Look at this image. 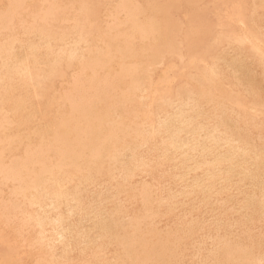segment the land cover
<instances>
[{
    "label": "rangeland",
    "instance_id": "1",
    "mask_svg": "<svg viewBox=\"0 0 264 264\" xmlns=\"http://www.w3.org/2000/svg\"><path fill=\"white\" fill-rule=\"evenodd\" d=\"M11 1H13L11 3ZM18 1V2H17ZM56 1V2H55ZM86 1V2H85ZM0 0V264H262L264 262V0ZM119 1L121 3H119ZM124 1V2H123ZM130 1V2H129ZM137 1V2H136ZM139 1V2H138ZM142 1V2H141ZM146 1V2H145ZM170 1V2H169ZM206 1V2H205ZM211 1V3H210ZM225 1V3H224ZM234 1V2H233ZM241 1V2H240ZM30 2V3H29ZM53 2V3H52ZM88 2V4H87ZM91 2V6L89 5ZM95 2V3H94ZM102 2V4H101ZM108 2V3H107ZM110 2V3H109ZM126 2V3H125ZM141 2V3H140ZM145 2V3H144ZM175 2L176 4H173ZM179 2V3H178ZM205 2V3H203ZM214 2V4H213ZM217 2V3H216ZM224 6H223V4ZM239 4H237V3ZM258 2V3H257ZM8 3H10L8 5ZM42 3V4H41ZM76 3V4H75ZM81 3V5H79ZM94 3V4H93ZM117 3V4H116ZM135 5H134V4ZM162 3V5H160ZM234 3V4H233ZM245 7H244V5ZM14 4V6H13ZM46 4V5H44ZM75 6L73 7L72 5ZM78 4V5H77ZM93 4V5H92ZM111 4V6L108 5ZM113 4V5H112ZM140 4V6H139ZM145 4V5H144ZM167 4V5H166ZM200 4V5H199ZM202 4V5H201ZM217 4V5H215ZM228 4V5H227ZM240 6L241 8L239 9ZM242 4V5H241ZM247 4V5H246ZM16 5V6H15ZM19 5V6H18ZM27 5V6H26ZM29 5V6H28ZM38 5V6H37ZM41 5V6H39ZM48 5V6H47ZM85 5V6H84ZM87 5V6H86ZM103 5H105L103 7ZM110 7L107 8L106 7ZM119 5V6H118ZM126 5V6H124ZM153 5V6H152ZM158 5V6H157ZM196 5V6H194ZM230 5L232 7H230ZM257 5V6H256ZM37 6V9H36ZM46 6V7H45ZM99 6V8H98ZM101 6V7H100ZM118 6V7H117ZM130 6V7H129ZM133 10H132V8ZM190 6L196 7L193 9ZM201 8H200V7ZM207 6L210 9L204 7ZM223 8H222V7ZM27 7V8H26ZM31 7V9L29 8ZM34 7V9L32 8ZM83 9H82V8ZM91 7V8H90ZM122 7V8H120ZM140 7V9H139ZM204 7V8H203ZM221 7V8H220ZM229 7V8H228ZM243 7V9H242ZM6 8V9H4ZM25 8V9H24ZM46 10H44V9ZM63 8V9H62ZM79 8V9H78ZM93 8V9H92ZM107 8V9H105ZM131 8V9H130ZM137 8V9H136ZM235 8V10H234ZM257 8V9H256ZM43 9V10H42ZM52 14H49L51 13ZM53 9V10H52ZM57 9V10H56ZM73 9V11H72ZM104 9V10H103ZM112 9V10H111ZM118 9V10H116ZM146 9V10H145ZM214 9V10H213ZM230 9V10H229ZM239 9V10H238ZM251 9V10H250ZM262 9V10H259ZM14 12H13V11ZM31 10V11H30ZM34 10V11H33ZM40 10V11H39ZM59 10V11H58ZM65 10V11H64ZM76 10V11H75ZM91 10V11H90ZM114 10V11H113ZM136 10V11H135ZM153 10V11H152ZM180 10V11H179ZM202 11L201 13L196 12ZM217 10V11H216ZM229 10V11H228ZM11 11V12H10ZM17 11V12H16ZM36 11V12H35ZM38 11V12H37ZM50 11V12H49ZM55 11V13H54ZM62 11V12H61ZM63 11L65 14H63ZM119 11V13H118ZM126 11V12H125ZM193 11V12H192ZM208 11V13H206ZM211 13H210V12ZM213 11V12H212ZM214 11H216L214 13ZM253 11V12H252ZM258 11V12H257ZM262 11V12H261ZM16 12V13H15ZM20 12V13H19ZM59 12V13H58ZM92 12V14L90 13ZM106 12V13H105ZM115 12V14L113 13ZM122 12V13H121ZM125 12V13H124ZM192 12V13H191ZM225 12V13H223ZM238 12V14H237ZM242 12V14H241ZM28 13V14H27ZM36 13V14H35ZM39 13V14H38ZM41 13V14H40ZM45 13V15H44ZM70 13V14H68ZM75 13V14H74ZM80 14V17L78 14ZM90 13V14H89ZM97 13V14H96ZM103 13V14H102ZM121 13V14H120ZM124 13V14H123ZM185 13V14H184ZM196 13V15L194 14ZM210 13V14H209ZM222 13V14H221ZM254 15H253V14ZM5 14V15H4ZM14 16H13V15ZM16 14V16H15ZM31 14V15H29ZM33 14V15H32ZM55 14V16H54ZM62 14V15H61ZM82 14V15H81ZM110 16H109V15ZM114 14V16H113ZM131 14V15H130ZM182 14V15H181ZM250 14V15H249ZM21 15V16H20ZM41 15V16H40ZM43 15V16H42ZM51 15V16H50ZM74 17H72V16ZM77 15V16H75ZM92 15V16H91ZM117 15V16H115ZM119 15V16H118ZM213 15V18H212ZM237 15L239 17H237ZM242 17H241V16ZM246 15V17H244ZM252 15V16H251ZM259 17H258V16ZM2 16V17H1ZM7 16V17H6ZM46 16V18H45ZM58 16V17H57ZM63 16V17H60ZM67 16V17H66ZM91 18H90V17ZM120 16H122L120 19ZM124 16V17H123ZM133 16V17H132ZM181 16V18H180ZM192 16H195L192 18ZM199 17V19L197 18ZM236 16V17H235ZM249 16V18H248ZM258 18H257V17ZM7 19H5V18ZM9 17V18H8ZM15 17V18H14ZM17 17V18H16ZM27 17V19L25 18ZM41 17V18H40ZM60 17V18H59ZM66 17V18H65ZM78 17V19L76 18ZM82 17V18H81ZM86 17V18H84ZM89 17V18H87ZM111 17V18H109ZM150 17V19H149ZM224 17V18H223ZM228 17H231L227 19ZM241 17V18H240ZM256 17V19H255ZM263 17V18H262ZM48 18V19H47ZM80 18V19H79ZM84 18V19H83ZM101 18V19H100ZM104 20H103V19ZM119 18V19H118ZM133 18V19H131ZM135 18V20H134ZM148 18V20H146ZM190 18V20L188 19ZM196 19L193 21V19ZM206 20H205V19ZM215 18V19H214ZM226 18V19H225ZM238 18V19H236ZM243 18H247L243 20ZM18 19V20H17ZM21 19V20H19ZM37 19V21H36ZM46 19V20H45ZM52 19V21H51ZM60 19V20H59ZM67 19V20H66ZM88 19V20H87ZM95 19V20H94ZM133 21L129 22L130 20ZM142 19V20H141ZM174 19V20H172ZM183 19V20H180ZM198 19V20H197ZM210 19V20H209ZM233 19V20H232ZM255 19V20H254ZM7 20V22H6ZM12 20V21H11ZM15 20V24H14ZM19 22H17V21ZM30 20V21H28ZM40 20V21H38ZM45 20V21H44ZM101 20V21H100ZM115 20L117 22H115ZM127 20V21H126ZM138 26H137V23ZM166 20V21H165ZM178 20V21H177ZM215 20V21H214ZM224 20V21H223ZM238 20V21H237ZM250 23H249V21ZM261 20V21H260ZM9 21V22H8ZM51 21V22H50ZM61 21V22H59ZM64 21V22H63ZM82 21V22H79ZM99 22V25L97 24ZM106 21V22H105ZM112 21V22H111ZM124 21V23H122ZM147 21V22H146ZM176 23H175V22ZM187 21V22H186ZM204 21V22H203ZM257 21V22H255ZM11 22V24H10ZM17 22V23H16ZM24 22V23H23ZM38 22V23H37ZM59 22V23H58ZM114 22V23H113ZM121 22L120 24H118ZM129 24H128V23ZM143 22V23H142ZM163 22V24H161ZM166 22V23H165ZM178 22V23H177ZM180 22V24H179ZM184 22H186L184 24ZM192 22L193 24H191ZM208 22V24H207ZM219 22V23H217ZM231 22V23H230ZM255 22V23H254ZM7 23V24H6ZM50 23V24H49ZM62 25H61V24ZM63 23L65 26H63ZM73 23V25H72ZM84 23V24H82ZM183 23V24H182ZM190 23V24H187ZM258 23V24H257ZM3 24V25H2ZM9 24V25H8ZM29 24V25H28ZM40 24V26L38 25ZM82 24V25H81ZM97 24V25H95ZM101 24V25H100ZM117 24V25H115ZM148 24V25H147ZM166 24V25H165ZM179 24V25H178ZM199 29L196 30L197 25ZM219 24L218 26H214ZM233 24V25H232ZM236 24V26H235ZM239 24V25H238ZM262 24V25H261ZM11 25V26H10ZM14 25V26H13ZM27 25V26H26ZM42 25L46 29H42ZM61 27H60V26ZM68 27H67V26ZM76 25V26H75ZM86 28L85 29V27ZM128 25V26H127ZM147 26V28H145ZM163 25V27H162ZM183 28H182V26ZM186 25V26H185ZM213 25V26H211ZM229 27H228V26ZM251 25V26H250ZM254 25V26H252ZM17 30H16V27ZM43 30L42 35L38 29ZM46 26V27H45ZM55 26V28H54ZM92 26V27H91ZM94 26V27H93ZM99 26V27H98ZM101 26L102 29H101ZM106 26V27H104ZM111 26V27H110ZM127 28H126V27ZM130 26H134L133 29ZM189 26V27H188ZM195 29H193L192 27ZM211 26V27H210ZM231 26V27H230ZM242 26V27H241ZM250 26V27H249ZM258 26V28H257ZM2 27V28H1ZM22 27V28H21ZM34 27V28H33ZM59 27V29H58ZM70 27V30H68ZM79 27V28H75ZM91 27V28H90ZM116 27V28H115ZM124 27V28H122ZM137 29H136V28ZM143 30H142V28ZM214 27H217L214 29ZM219 27V28H218ZM223 27V28H222ZM255 27V28H253ZM20 28V29H19ZM24 28V29H23ZM27 30L25 31V29ZM30 28V29H29ZM31 32L30 30H32ZM53 28V29H51ZM72 28V30H71ZM110 28V29H109ZM149 28V29H148ZM172 28V29H171ZM176 28V29H175ZM188 28V31L187 29ZM212 28V29H211ZM221 28V29H220ZM238 28V29H237ZM242 28V29H241ZM260 28V29H259ZM15 29V30H14ZM22 31H24L22 33ZM47 29H51L48 31ZM78 29H85L79 32ZM92 29L91 31H89ZM96 29V30H95ZM125 31H124V30ZM147 29V32L145 31ZM150 29L152 31H150ZM183 29V30H182ZM186 29V30H185ZM190 29V30H189ZM232 29V30H231ZM248 29V30H247ZM250 29V30H249ZM255 29V30H254ZM257 29V30H256ZM6 32H5V31ZM8 30V31H7ZM61 30H63L61 32ZM100 30L104 31L103 33ZM130 30V31H129ZM185 30V31H184ZM192 30V32H191ZM196 30L197 35H194ZM202 30V31H201ZM208 30V32H207ZM210 30V31H209ZM238 30V32H236ZM240 30V31H239ZM4 31V32H3ZM12 31V32H11ZM16 31V32H15ZM66 31V32H64ZM88 31V32H86ZM123 35H122V32ZM129 31V32H128ZM135 31V32H134ZM138 33H137V32ZM158 31V32H156ZM165 31V33H164ZM182 31V32H181ZM184 31V32H183ZM187 31L186 34H183ZM222 31V32H221ZM251 31V32H250ZM255 31V33H254ZM256 31L258 33H256ZM8 32V34H7ZM19 34H18V33ZM31 32V34H30ZM53 32V33H52ZM94 32V33H93ZM109 32V33H108ZM131 32V34H130ZM142 32V33H141ZM149 32V33H148ZM173 32V33H172ZM178 32V33H177ZM208 34H207V33ZM241 32V33H240ZM247 32V33H246ZM253 32V33H252ZM260 32V33H259ZM6 33V34H5ZM14 33V34H13ZM17 33V34H16ZM33 33V34H32ZM35 33V34H34ZM38 33V34H36ZM49 33V34H47ZM62 33H64L62 35ZM81 35H79V34ZM89 33V34H87ZM93 34V35H90ZM114 33V34H113ZM127 33V34H126ZM140 33V34H139ZM191 36H190V34ZM194 33V34H193ZM222 33V34H221ZM234 33H236L234 35ZM249 33V34H248ZM252 33V34H251ZM16 34V35H15ZM21 34L23 36H21ZM45 34V35H44ZM104 36H103V35ZM107 34V35H105ZM109 34V35H108ZM138 35V38L136 36ZM162 34V35H160ZM165 34V35H164ZM169 34L171 36H169ZM174 34V35H173ZM183 34V35H182ZM201 34V35H200ZM211 34V38L210 35ZM219 37H217L218 35ZM256 34V35H254ZM6 35V36H5ZM11 35V36H10ZM14 35V37H13ZM26 35V36H25ZM44 35V36H43ZM51 35V36H50ZM54 35V38H53ZM67 35V36H66ZM102 35V36H101ZM119 35V36H118ZM142 35V36H141ZM148 35V36H147ZM160 35V36H159ZM177 37H176V36ZM181 35V36H179ZM209 35V36H207ZM224 35V36H223ZM230 35V36H229ZM241 35V36H240ZM248 35V36H247ZM258 37L261 39L259 41ZM20 36V37H19ZM35 36V37H34ZM79 36V37H77ZM115 38H114V37ZM124 36V37H123ZM136 36V37H135ZM141 38H140V37ZM151 36V37H150ZM163 36V38H162ZM183 36H187L184 40ZM232 36V37H231ZM261 36V37H260ZM263 36V37H262ZM38 37V39H37ZM41 37V38H40ZM90 37V39L88 38ZM146 37V39H145ZM174 37V39H173ZM180 37V38H179ZM231 37V38H229ZM5 38V39H4ZM8 38V39H7ZM14 38V39H13ZM16 38V40H15ZM18 38V39H17ZM33 38V39H32ZM36 38V39H35ZM49 38V39H47ZM53 38V39H52ZM59 38V39H58ZM103 38V39H102ZM107 38V39H106ZM127 38V39H126ZM151 38V39H150ZM209 38V39H208ZM215 38V41L214 39ZM3 39V40H2ZM7 39V41H6ZM12 39V40H11ZM21 41H20V40ZM23 39V40H22ZM28 39V40H27ZM32 39V40H31ZM58 39V40H57ZM82 39V40H81ZM144 39V40H143ZM172 39V40H171ZM193 39V40H192ZM208 39V40H207ZM211 39V40H210ZM213 39V40H212ZM222 39V41H221ZM248 41H247V40ZM251 41H250V40ZM40 40V42H39ZM57 40V41H56ZM99 40V41H98ZM124 40V42H123ZM128 40V41H127ZM152 40V41H150ZM161 40V41H160ZM180 40V41H179ZM192 40V42L188 41ZM225 42H224V41ZM238 40H241L238 42ZM20 41V43H19ZM27 41V42H26ZM127 41V42H126ZM135 41V42H134ZM174 41V42H173ZM182 41V42H181ZM208 41V42H207ZM243 41H246L245 44ZM6 42V43H5ZM16 42V43H15ZM33 42V43H32ZM76 42V45L74 44ZM87 42V43H86ZM115 42V43H114ZM120 42V44H119ZM137 42V43H136ZM143 42V43H142ZM161 42V43H160ZM194 42V43H193ZM200 42V43H199ZM221 42L223 44H221ZM236 42V43H235ZM4 43V44H3ZM20 46H19V44ZM41 43V44H40ZM56 43V44H55ZM84 43V44H83ZM104 43V48L102 44ZM123 43V44H122ZM136 43V44H135ZM156 43V44H155ZM188 45L190 49L188 52ZM189 43V44H188ZM208 45H205L207 44ZM220 45H219V44ZM258 43V44H257ZM6 44V45H5ZM29 44V45H27ZM31 44V45H30ZM65 44V45H64ZM74 46H72V45ZM89 44V45H88ZM106 44V45H105ZM119 44V45H118ZM142 44V47H141ZM168 44V45H166ZM187 44V45H186ZM191 44V45H190ZM195 44V45H194ZM216 44V45H215ZM239 44V45H238ZM250 44V45H249ZM252 44V47H251ZM254 44V45H253ZM6 46V48L4 47ZM9 45L11 47H9ZM84 45V46H83ZM140 45V47L138 46ZM146 45V46H145ZM171 45V46H169ZM193 45V46H192ZM212 45V46H211ZM232 45V46H231ZM30 46V47H29ZM32 46V47H31ZM55 46V47H54ZM67 46V47H65ZM86 46V47H85ZM124 48H123V47ZM145 46V47H144ZM156 48H155V47ZM165 46V47H163ZM166 46H168V49ZM203 46V47H202ZM232 48H231V47ZM4 47V48H3ZM29 47V48H28ZM36 47V48H35ZM54 47V48H53ZM63 47V48H61ZM65 47V48H64ZM110 47V48H108ZM147 47V48H146ZM155 49H154V48ZM159 47V48H158ZM163 47V48H161ZM172 47V48H171ZM192 47V49H191ZM200 47V48H199ZM208 47V48H207ZM237 47V48H236ZM259 47V48H258ZM13 48V49H12ZM60 48V50H59ZM75 48V49H74ZM112 48V49H111ZM158 48V49H157ZM181 48V49H180ZM203 48H206L203 49ZM228 48V49H227ZM231 48V49H230ZM235 48V49H233ZM257 48V49H255ZM261 48V50H260ZM9 49V51H8ZM15 49V50H14ZM30 51H29V50ZM33 49V50H32ZM38 49V50H37ZM71 49V50H69ZM74 49V51H73ZM117 49V50H116ZM125 49V50H124ZM135 49V50H134ZM137 49V50H136ZM144 49V50H143ZM150 49V50H147ZM154 49V51H153ZM184 49V50H183ZM208 49V51H207ZM220 49V50H219ZM50 50V51H49ZM69 50V51H68ZM78 50V51H77ZM112 50V52H111ZM134 50V51H133ZM163 50V52H162ZM218 50V52H217ZM224 50V51H223ZM239 50V51H238ZM257 50V51H256ZM2 51L3 54H2ZM11 51V52H10ZM60 51V52H59ZM72 51V52H71ZM123 51V52H121ZM141 51V52H140ZM165 51V52H164ZM187 53H186V52ZM212 51V52H211ZM230 51V52H229ZM233 51V52H232ZM263 51V52H262ZM12 55H10L9 53ZM19 52V53H18ZM62 52V53H61ZM75 52V53H73ZM77 52V53H76ZM80 54H79V53ZM109 52V53H108ZM149 54H148V53ZM203 52L202 55H200ZM205 52V53H204ZM209 52V54H208ZM211 52V53H210ZM260 52V53H259ZM59 53L60 56L58 55ZM73 53V54H70ZM112 53V54H111ZM139 53V54H138ZM183 53V54H182ZM197 53V54H195ZM223 53V54H222ZM263 53V54H261ZM10 56H9V55ZM58 56H57V55ZM69 54V55H68ZM78 54V55H77ZM101 54V55H100ZM107 54V55H106ZM127 54V55H126ZM148 54V55H147ZM160 54V56H158ZM213 56H211V55ZM222 54V55H221ZM235 56H234V55ZM4 55V56H5ZM48 55V56H47ZM67 55V56H66ZM73 55V56H72ZM82 55V56H81ZM114 55V56H112ZM125 55V56H124ZM193 55V56H192ZM209 55V57H208ZM226 55V56H225ZM35 56V58H34ZM57 56V57H56ZM71 56V57H70ZM75 56V61L73 60ZM79 56V57H78ZM81 56V57H80ZM107 56L109 58H107ZM118 56V57H117ZM137 56V57H136ZM186 56V57H184ZM198 56V58L196 57ZM200 56V58H199ZM206 56V57H205ZM221 56V57H220ZM225 56V57H224ZM237 56V57H236ZM34 59H33V58ZM46 57V58H45ZM67 57L71 59H67ZM77 57V58H76ZM101 57V58H100ZM121 57V58H120ZM129 57V58H128ZM131 57V58H130ZM176 57V58H175ZM189 57V59H188ZM208 59L205 61V59ZM230 57V58H229ZM233 57V59L231 58ZM241 57V58H240ZM104 58V60H103ZM139 58V59H138ZM142 58V60H141ZM175 58V60H174ZM224 60H223V59ZM243 58V59H242ZM6 59V60H5ZM29 59V60H28ZM37 59V60H35ZM85 59V60H84ZM127 59V60H126ZM179 60L177 62V60ZM186 59L187 64H186ZM198 59H200L198 61ZM204 59V60H203ZM226 59V61H225ZM231 59V61H230ZM235 59V60H234ZM14 60V62H13ZM34 60V61H33ZM63 60V63H62ZM65 60V61H64ZM68 60V61H66ZM77 60V61H76ZM103 60V61H101ZM140 60V61H138ZM174 60V61H173ZM185 60V62H184ZM3 61V62H2ZM8 61V62H6ZM12 61V62H11ZM20 63H16V62ZM23 61V62H22ZM44 61V62H43ZM78 61L80 63H78ZM86 61V62H85ZM92 61V62H91ZM138 61V62H137ZM196 61V62H195ZM211 61V62H210ZM220 61V63H219ZM228 61V63H227ZM10 62V63H9ZM52 62V63H51ZM68 62V63H65ZM73 62V63H72ZM76 62V63H74ZM127 62V63H126ZM183 62V63H182ZM196 64H194V63ZM224 62V63H223ZM233 62V63H232ZM241 62V63H240ZM252 62V63H251ZM26 65H22L25 64ZM34 63V64H33ZM43 63V64H42ZM143 63V64H142ZM171 63V64H170ZM176 63V64H175ZM185 63V64H184ZM215 63V64H214ZM16 64V65H15ZM21 66H18V65ZM32 66H31V65ZM37 66H36V65ZM39 64V65H38ZM46 64V65H45ZM86 64V65H85ZM106 64V65H105ZM170 65L167 67L166 65ZM218 64V65H216ZM221 64V65H220ZM231 64V65H230ZM240 64V66L238 65ZM14 65L15 70H14ZM34 65V66H33ZM43 65V66H42ZM64 65L65 68H62ZM113 65V66H112ZM188 65V66H186ZM203 67H199V66ZM223 65V66H222ZM225 65V66H224ZM228 65V66H227ZM11 66V67H10ZM24 66V67H22ZM36 66V67H35ZM45 66V67H44ZM117 68H116V67ZM174 66V67H173ZM192 66V68H191ZM210 66V67H209ZM213 66V67H212ZM234 66V67H232ZM245 66V67H244ZM33 67V68H32ZM43 67V68H41ZM68 67V68H67ZM82 67V68H81ZM84 67V68H83ZM119 67V68H118ZM136 67V68H135ZM138 67V68H137ZM182 67V68H181ZM184 67V68H183ZM191 69H190V68ZM196 67V68H195ZM215 67V68H214ZM231 67V68H229ZM242 67V68H241ZM19 68V69H18ZM24 68V70H23ZM89 68V69H88ZM91 68V69H90ZM93 68V69H92ZM96 68V69H95ZM211 68V69H210ZM5 69V70H4ZM35 69V70H34ZM38 69V70H37ZM76 69V70H75ZM118 69V71L116 70ZM140 69V70H139ZM152 71H151V70ZM162 69V70H161ZM186 69V71L184 70ZM226 69V70H225ZM234 69H236L234 71ZM7 70V71H6ZM14 70V71H13ZM22 70V72H21ZM48 70V71H47ZM65 70H68L67 72ZM73 70V72H72ZM100 70V71H99ZM103 70V71H102ZM177 72H176V71ZM183 70V71H182ZM206 70V71H205ZM225 70V71H224ZM242 70V71H241ZM248 70V71H246ZM8 72V73H5ZM27 71V72H26ZM37 71V72H36ZM60 71L65 76L60 73ZM78 71V73H77ZM102 71V72H101ZM113 71V72H112ZM173 71V72H172ZM192 71V72H191ZM196 71V73H195ZM233 73H232V72ZM250 71V72H249ZM22 73V74H19ZM70 72V73H69ZM90 72V73H89ZM100 72V74H99ZM138 72V73H137ZM194 72V73H193ZM199 72V73H198ZM208 72V73H206ZM218 72V73H217ZM222 74H221V73ZM240 72V73H239ZM247 72V73H246ZM254 72V73H253ZM5 73V74H4ZM12 73V74H10ZM19 75H18V74ZM34 73V74H33ZM55 73V75L53 74ZM58 73V75H57ZM59 73L61 76H59ZM80 73V74H79ZM113 73V74H112ZM203 73V74H202ZM212 73V75H211ZM232 73V74H231ZM252 73V74H251ZM8 74V76H7ZM15 74V75H14ZM17 74V76H16ZM25 74V75H24ZM32 76H31V75ZM73 74V75H72ZM79 74V75H78ZM81 74H83L81 76ZM92 74V75H91ZM116 74V75H115ZM122 74V75H121ZM125 74H127L125 76ZM135 74V76H134ZM156 74V75H155ZM171 74V75H170ZM179 74V75H178ZM215 76H214V75ZM36 75V76H35ZM41 75V76H40ZM91 75V76H90ZM97 75V76H95ZM205 75V77H203ZM235 75V76H233ZM16 76V78H15ZM23 76V77H22ZM31 76V77H30ZM59 76V77H58ZM63 76V77H62ZM74 76V77H73ZM107 76V77H106ZM125 76V77H123ZM129 76V77H128ZM134 76V77H133ZM146 76V77H145ZM192 76V77H191ZM199 76V77H197ZM207 76V77H206ZM210 76V77H209ZM216 79L214 81V78ZM219 76V77H218ZM227 76V77H226ZM20 77V78H19ZM22 77V78H21ZM40 77V78H39ZM58 77V78H57ZM92 77V78H91ZM97 77V78H96ZM103 77V78H102ZM180 77V78H179ZM209 77V78H208ZM217 77V78H216ZM233 77V78H232ZM238 80H237V78ZM241 77V78H240ZM9 78V79H8ZM18 78V79H17ZM63 78V79H62ZM69 78V79H68ZM76 78V79H75ZM80 78V79H79ZM89 80H88V79ZM105 78V79H104ZM108 78V79H107ZM112 78V81L110 80ZM113 78L116 79L113 80ZM119 78V79H118ZM126 78V79H125ZM143 78V79H142ZM148 80H145L147 79ZM165 78V79H164ZM173 78V83L172 82ZM205 78V80H204ZM9 81H8V80ZM12 79V80H10ZM17 79V80H16ZM26 79V80H25ZM61 79V80H60ZM78 79V80H77ZM84 79V80H83ZM97 79V80H96ZM103 79V80H102ZM107 79V80H106ZM150 79V80H149ZM170 79V82H169ZM195 79V80H194ZM227 79L229 81H227ZM7 80V81H5ZM15 82H14V81ZM41 80V81H39ZM45 82H44V81ZM66 80V81H65ZM81 80V81H80ZM94 81V84L92 81ZM105 80V82H104ZM120 80V81H119ZM121 84V82H123ZM129 80V81H128ZM161 80V81H160ZM200 80V81H199ZM203 80L208 85L203 83ZM226 80V81H225ZM240 80V81H239ZM12 81V82H11ZM18 81V82H17ZM27 81V82H26ZM30 81V82H29ZM75 84H74V82ZM90 81V83H89ZM96 81V82H95ZM109 81V82H108ZM143 81V82H142ZM181 81H183L181 83ZM219 81V83H218ZM239 81V82H238ZM4 82V83H3ZM12 84H11V83ZM36 82V83H35ZM43 82V83H42ZM47 82V83H46ZM49 82V83H48ZM72 84H71V83ZM84 82V83H82ZM112 82V83H110ZM116 82V83H115ZM130 82V83H129ZM142 82V83H141ZM147 82L150 83L147 85ZM215 82V83H214ZM226 82V83H225ZM8 83V84H7ZM19 83V84H18ZM35 83V84H34ZM115 83V84H114ZM160 83V85H158ZM181 83V84H179ZM202 83V85H201ZM236 83V85H235ZM242 83V84H240ZM20 86V88L18 86ZM39 84V85H38ZM88 84V85H87ZM98 84V85H97ZM103 84V85H102ZM108 84V85H107ZM111 84V85H110ZM118 84V85H117ZM121 84V85H120ZM142 84V85H140ZM178 84V85H177ZM204 84V85H203ZM214 84V85H213ZM216 84V85H215ZM218 84V85H217ZM6 87H5V86ZM15 85V86H14ZM79 85V86H78ZM107 85V86H106ZM114 87H113V86ZM129 85V87H128ZM155 85V86H154ZM157 85V86H156ZM169 85V86H168ZM210 85V86H209ZM223 87H222V86ZM238 85H243L238 86ZM245 85V86H244ZM248 85V86H246ZM10 86V87H9ZM58 86V87H57ZM60 86V87H59ZM102 89H101V87ZM105 86V87H104ZM123 89H121V87ZM127 86V87H126ZM146 86V88H145ZM153 86V87H152ZM196 86V87H195ZM216 86V87H215ZM228 86V87H227ZM235 86V87H234ZM251 86V87H250ZM3 87V88H2ZM10 91L8 90L9 88ZM24 87V88H23ZM65 87V88H64ZM143 87V88H142ZM150 87V88H149ZM155 87V88H154ZM174 87V88H173ZM182 87V88H181ZM190 87V88H189ZM199 87V88H198ZM214 87V88H212ZM220 87V88H219ZM227 87V88H226ZM255 87V88H254ZM257 87V88H256ZM7 88V89H6ZM15 88V89H13ZM28 88V89H27ZM32 88V89H31ZM46 88V89H45ZM51 88V89H50ZM70 88V89H69ZM97 88H100L98 90ZM116 88V89H115ZM131 88H133L131 90ZM142 88V91H141ZM147 90H145V89ZM149 88V89H147ZM188 88V89H187ZM192 88V89H191ZM6 89V91H5ZM41 91H40V90ZM48 89V90H47ZM79 89V90H78ZM81 89V90H80ZM104 89V90H103ZM111 89V90H110ZM139 89V91H138ZM166 89V90H165ZM187 89V90H186ZM191 91H190V90ZM211 89V91H210ZM232 89V90H231ZM8 90V91H7ZM20 92H19V91ZM38 90V91H36ZM61 90V91H60ZM73 90V91H72ZM110 90V91H109ZM135 90V91H134ZM146 92H143V91ZM195 93H194V91ZM235 90V91H234ZM246 90V91H245ZM25 91V92H22ZM34 91V93H33ZM42 91L44 93H42ZM56 91V92H53ZM59 91V92H58ZM72 91V92H71ZM76 91V93H75ZM81 91V92H80ZM85 91V92H84ZM89 91V92H88ZM91 91V92H90ZM94 91V92H93ZM99 91V92H98ZM106 91V92H105ZM142 92L143 96L140 93ZM149 91V92H148ZM170 91V92H169ZM188 93H187V92ZM197 91V93H196ZM245 91V92H243ZM3 92V93H2ZM27 92L29 94H27ZM93 92V93H92ZM103 92L101 95L100 93ZM105 92V93H104ZM110 92V93H109ZM115 92V95H114ZM120 92V93H119ZM126 92V93H125ZM148 92V94H147ZM215 92V93H214ZM218 92H223L218 93ZM251 92V93H250ZM7 93V95L5 94ZM26 93V94H25ZM40 93V94H39ZM62 93V96H61ZM68 93V94H67ZM79 93V94H78ZM82 93V94H81ZM97 93V95H96ZM113 93V96H112ZM152 93V94H150ZM187 96H184L185 94ZM192 97H190L191 95ZM227 93H231L230 95ZM260 93V94H259ZM14 94V95H13ZM20 94V96H19ZM70 94V95H69ZM95 94V95H93ZM109 94L110 96L108 97ZM182 96H181V95ZM208 94V95H207ZM216 94V95H215ZM227 94V96H226ZM3 96V100L1 99ZM12 95V96H11ZM17 95L19 96L18 98ZM24 95H27L26 98ZM29 95V96H28ZM35 95V96H34ZM47 95V96H46ZM57 95V96H56ZM79 95V96H77ZM82 95V96H81ZM85 95V96H84ZM117 95V96H116ZM158 95V98L157 96ZM161 95V96H160ZM174 95V96H173ZM180 95V97L178 96ZM202 95V96H201ZM224 95V96H223ZM248 95V96H247ZM50 96V97H48ZM89 96V97H88ZM98 96V97H97ZM137 96V97H136ZM140 96V97H139ZM154 96V97H152ZM164 96V98H163ZM173 96V97H172ZM194 96V98H193ZM205 96V97H204ZM208 96V98H207ZM232 96V97H231ZM238 96V97H237ZM242 96V97H241ZM250 96V97H249ZM255 96V98H254ZM5 97V98H4ZM11 97V98H10ZM15 97L17 100L15 101ZM24 97V98H23ZM56 97V98H55ZM58 97V98H57ZM101 97V98H100ZM106 97L107 100L104 98ZM108 97V98H107ZM133 97V98H132ZM145 97V98H144ZM147 97V98H146ZM166 97H168L166 99ZM202 97V98H201ZM213 97V99H212ZM244 97V98H243ZM23 98V99H22ZM49 98V100L47 99ZM76 98V99H75ZM92 98V99H91ZM95 98V99H94ZM98 98V99H97ZM103 98V99H102ZM120 98V99H119ZM125 98V99H124ZM127 98V99H126ZM132 98V99H131ZM140 98V99H139ZM144 98V99H143ZM149 98V99H148ZM158 99L155 101V99ZM172 98V99H171ZM186 98V99H185ZM189 98V103H188ZM193 98V99H192ZM199 98V99H198ZM205 98V99H203ZM217 98V99H216ZM230 98L232 100H230ZM243 98V100H242ZM253 98V99H252ZM27 99V100H26ZM47 99V100H46ZM53 100V102L51 100ZM73 99V100H71ZM137 99V100H135ZM145 99L147 102H145ZM148 99V100H147ZM165 99L166 101H163ZM170 99V100H169ZM176 99V100H174ZM209 99V100H207ZM216 99V100H214ZM246 99V102L245 100ZM18 100L22 101L18 103ZM29 102H26L28 101ZM58 101L55 103V101ZM62 100V101H61ZM79 103H78V101ZM83 102H81V101ZM85 100V102H84ZM95 100V101H94ZM99 100V101H98ZM105 100V101H103ZM110 100V101H109ZM117 102H116V101ZM151 100V101H150ZM193 100V103L192 101ZM205 100V101H204ZM219 102H218V101ZM221 100V101H220ZM250 100L252 102H250ZM261 100V101H260ZM37 101V102H36ZM61 101V103L59 102ZM94 101V103H93ZM98 101V103H96ZM109 101V102H108ZM124 101V103H123ZM127 101V102H126ZM141 101V102H140ZM172 101V102H171ZM177 101V102H176ZM180 101V102H179ZM187 101V102H186ZM204 101V102H203ZM230 101V103H229ZM234 101V102H232ZM13 102V103H12ZM49 102H51L49 104ZM76 102V103H75ZM92 102V103H91ZM120 102V103H118ZM129 102V103H128ZM133 102V103H132ZM138 102V103H135ZM155 102V103H154ZM160 102V103H159ZM164 102V104L162 103ZM209 102V103H208ZM215 102V103H214ZM221 102V103H220ZM226 102V103H225ZM260 102V103H259ZM263 102V103H261ZM17 103V104H16ZM27 105L30 104V105ZM60 103V104H59ZM82 103V104H81ZM90 103V104H89ZM107 103V104H106ZM112 103V104H111ZM123 103V105H122ZM141 103V105H139ZM145 103L147 106H145ZM148 103V104H147ZM153 103V105H152ZM157 103V104H156ZM175 103V104H174ZM183 103V104H182ZM188 103V104H186ZM196 103V105H195ZM233 103V104H232ZM235 103V105H234ZM6 104V105H5ZM9 104V105H8ZM18 104L21 105L18 107ZM45 104V105H44ZM47 104V105H46ZM84 104V107H83ZM92 104V105H91ZM97 104V105H96ZM109 104V106H108ZM115 104V105H114ZM117 104V105H116ZM120 107H119V105ZM130 104V105H128ZM135 104V105H134ZM151 106H150V105ZM154 104H156L154 106ZM162 104V106H161ZM207 104V105H205ZM213 106H212V105ZM215 104V105H214ZM259 104V105H258ZM16 105V106H14ZM53 105V106H52ZM82 105V106H81ZM105 105V107L103 106ZM160 105V106H159ZM176 105V106H174ZM185 107H184V106ZM187 105V106H186ZM190 105V106H189ZM196 107H195V106ZM203 105V106H202ZM234 105V107H233ZM257 105V106H256ZM26 106V107H23ZM50 106V107H49ZM56 106V107H55ZM64 106V107H63ZM92 106V107H91ZM103 109H101V107ZM118 106V107H117ZM123 106V107H122ZM132 109H130L131 107ZM135 106V107H134ZM169 106V107H168ZM173 106V108H172ZM208 106V107H207ZM223 106V107H222ZM236 106V107H235ZM238 106V108H237ZM31 109H30V108ZM34 110H33V108ZM46 107V108H45ZM55 107V108H54ZM60 107L64 112L59 113ZM68 109H67V108ZM116 107V108H115ZM130 107V108H129ZM136 107L138 109H136ZM139 107H142L139 108ZM145 107H147L145 109ZM150 107V108H149ZM157 107V108H155ZM178 107V108H177ZM184 107V108H183ZM193 109H192V108ZM195 107V108H194ZM206 107V108H205ZM218 107V108H217ZM230 107V108H228ZM251 107V108H250ZM253 107V109H252ZM3 108V109H2ZM17 108V109H16ZM23 108V110H21ZM58 108V109H57ZM85 108V109H84ZM121 110H120V109ZM127 108V109H126ZM130 110H129V109ZM149 108V109H148ZM176 108V109H175ZM186 108V109H185ZM198 108V109H197ZM202 108V109H201ZM225 108V110H224ZM234 108V110H232ZM242 108V109H241ZM39 109V110H38ZM52 109V110H51ZM55 109H57L55 111ZM66 109V110H65ZM98 109V110H97ZM102 112H100L101 110ZM117 109V110H116ZM136 109V110H135ZM141 109V110H140ZM152 112H151V110ZM191 109V110H190ZM199 111H197V110ZM12 110V111H11ZM26 110H29L26 112ZM34 112H33V111ZM36 110V111H35ZM44 110V112H43ZM82 111V112H79ZM118 111L115 112V111ZM124 110V111H123ZM129 110V111H128ZM138 110V111H137ZM140 110V111H139ZM147 112H146V111ZM174 112H173V111ZM221 110V112L219 111ZM232 113H231V111ZM244 111L241 112V111ZM260 110V111H259ZM8 112V113H5ZM24 111V112H23ZM65 111H68L67 113ZM95 111V112H93ZM98 111V113H97ZM107 111V112H106ZM131 111V113H130ZM155 111V112H154ZM162 111V112H161ZM181 111L186 129L168 126ZM186 111V112H185ZM192 113L195 112V113ZM230 111V112H229ZM3 116H1L2 114ZM4 112V113H3ZM13 112V113H12ZM56 112V113H55ZM58 112V113H57ZM70 112V113H69ZM109 112V119L117 126L135 136L130 148L118 145V162L109 161V151L104 148L105 164L97 166L85 163L92 145L95 146L91 130L97 119ZM112 112V113H111ZM151 112V113H150ZM160 112V113H159ZM164 112V113H163ZM177 112V113H175ZM185 112V113H184ZM198 112V113H197ZM206 112V115H205ZM210 112V113H209ZM220 112V114H219ZM251 112V113H250ZM11 113V114H9ZM28 113H30L28 115ZM105 113V114H104ZM133 113V117H132ZM155 113V114H154ZM162 113V114H161ZM169 113V114H168ZM237 113V115H236ZM9 114V115H8ZM49 114V115H48ZM51 114V115H50ZM53 114V116H52ZM122 116L124 119L119 116ZM131 114V115H130ZM143 114V116H142ZM147 114V115H146ZM151 118L149 117V115ZM153 114V116H152ZM158 114V115H157ZM212 114H214L212 116ZM234 114V115H232ZM261 116H260V115ZM13 115V116H12ZM47 115V117H46ZM63 115V116H62ZM75 115V116H74ZM79 115L81 117H79ZM115 115V116H112ZM141 115V116H139ZM157 115V116H156ZM160 115V116H159ZM174 115V116H172ZM225 115V116H224ZM230 115V116H229ZM249 115V116H248ZM251 115V116H250ZM254 115L256 117H254ZM8 116V117H7ZM12 116V117H11ZM30 118V120L27 118ZM33 118H32V117ZM55 116V117H54ZM65 116V117H64ZM84 116V117H83ZM127 117V119L125 118ZM147 116V117H146ZM217 118H216V117ZM237 116V117H236ZM242 116V117H241ZM248 116V117H247ZM259 116V117H258ZM3 117V118H2ZM25 117V121L24 118ZM36 117V118H35ZM46 117V118H45ZM118 117V118H117ZM153 117V118H152ZM172 117V118H171ZM203 117V118H202ZM229 117V118H228ZM252 117V118H251ZM2 118V119H1ZM7 118V119H6ZM33 120H32V119ZM82 120H80V119ZM115 118H117L115 120ZM146 118V119H145ZM150 118V119H149ZM163 118V119H162ZM216 118V119H215ZM220 118V119H219ZM222 118V119H221ZM225 118V119H223ZM76 119V120H75ZM126 119V120H125ZM132 119V120H131ZM139 119V121L137 120ZM142 119V120H140ZM168 119V120H167ZM218 119V120H217ZM235 119L237 121H235ZM249 119V120H248ZM253 119V120H252ZM2 120V121H1ZM29 120V121H28ZM63 120V121H62ZM86 120V122H85ZM151 120V121H150ZM193 120V121H192ZM220 120V121H219ZM222 120V122H221ZM231 120V121H230ZM251 120V121H250ZM12 121V122H11ZM20 121V123H19ZM71 121V122H70ZM78 121V122H77ZM143 121V122H142ZM146 121V122H145ZM149 121V123H148ZM158 123H157V122ZM163 121V122H162ZM167 121V122H166ZM249 121L251 123H249ZM4 122V123H3ZM9 122V123H8ZM11 122V123H10ZM14 122V123H13ZM31 122V123H30ZM48 122V123H47ZM54 122V123H53ZM58 122V123H57ZM74 122V123H73ZM139 122V123H138ZM160 122V123H159ZM246 122V123H245ZM261 122V124H260ZM18 123V124H17ZM23 123L25 125H23ZM60 123V124H59ZM85 123V124H84ZM148 123V124H147ZM152 123V124H151ZM154 123V124H153ZM165 125H164V124ZM225 123V124H224ZM228 123V124H227ZM21 124V125H19ZM48 124L50 127H48ZM71 124V125H70ZM75 124V125H74ZM87 124L88 127H87ZM94 124V125H93ZM128 126H127V125ZM161 124V127H159ZM224 124V127H223ZM227 124V126H226ZM9 125V127H7ZM14 125V126H13ZM19 125V126H18ZM33 125V126H31ZM44 127H43V126ZM136 125V126H135ZM149 125V127H148ZM155 125V126H154ZM201 125V126H200ZM219 125V127H218ZM234 125V126H233ZM253 127H252V126ZM19 127V129L17 128ZM23 126V128H21ZM36 126V127H35ZM47 126V127H46ZM81 126V127H80ZM93 128H92V127ZM133 126V127H132ZM178 126V125H177ZM189 126V127H188ZM200 126V127H199ZM215 126V127H214ZM221 126V127H220ZM6 127V128H5ZM16 127V128H13ZM32 129H31V128ZM35 127V128H34ZM39 127V128H38ZM52 127L54 129H52ZM58 127V128H57ZM63 127L69 129V147L72 159L63 160L59 154ZM71 127V128H70ZM73 127V128H72ZM85 127V128H84ZM139 127V129L137 128ZM153 127V128H151ZM158 127V129H156ZM165 127V128H164ZM172 127V129H171ZM196 127V128H195ZM198 127V128H197ZM204 127V128H203ZM206 127V128H205ZM212 127L214 129H212ZM218 127V129L216 128ZM231 127V129H230ZM235 127V128H234ZM262 127V129H260ZM11 128V129H10ZM43 128V129H42ZM83 128V129H82ZM136 128V129H135ZM162 128V130H161ZM175 128V129H174ZM200 128V129H199ZM220 128V129H219ZM224 128V129H223ZM226 128V129H225ZM229 128V129H228ZM13 129V131L10 130ZM29 129V130H28ZM39 129V130H38ZM45 129V132H43ZM47 129V130H46ZM51 129L52 131H50ZM153 129V131H151ZM168 129V130H167ZM193 129V130H192ZM210 129V130H209ZM217 131H216V130ZM235 129V131H234ZM239 129V131H238ZM242 130V132L240 131ZM260 129V130H259ZM4 130V131H3ZM10 132H9V131ZM16 130V131H15ZM20 130V131H19ZM24 130V132L22 131ZM43 130V131H41ZM107 130V131H106ZM103 140L109 141L108 129ZM147 132H146V131ZM158 130V131H157ZM167 130V131H166ZM178 131V134L176 133ZM209 130V131H208ZM226 130V131H223ZM35 131V132H34ZM40 131V132H39ZM50 131V132H49ZM131 131V132H129ZM157 131V132H155ZM166 131V132H164ZM176 131V132H175ZM197 131V132H196ZM202 131V132H201ZM213 131V132H212ZM215 131V132H214ZM223 131V132H222ZM248 131V132H247ZM20 132V133H19ZM33 132V133H32ZM39 134H38V133ZM44 134H43V133ZM49 132V135H48ZM56 132V133H55ZM82 132V133H81ZM107 132V133H105ZM146 132V133H145ZM155 132V133H154ZM162 132V133H161ZM170 132V134H169ZM183 132V134H182ZM189 132V133H188ZM196 132V133H195ZM210 132V133H209ZM212 132V133H211ZM221 132V133H220ZM236 132V134L234 133ZM239 132V133H238ZM258 132V133H257ZM12 133V134H11ZM17 133V134H16ZM24 133V134H23ZM27 133V134H25ZM42 133V134H40ZM152 133V134H150ZM154 133V134H153ZM174 135H172V134ZM185 133V134H184ZM191 133H194L191 135ZM202 133V134H201ZM234 135H233V134ZM249 133V134H248ZM8 134V136L6 135ZM19 134V135H18ZM36 136L31 137V135ZM52 134V135H51ZM55 136H54V135ZM145 134H148L147 136ZM152 136H150V135ZM177 134V135H176ZM210 134V135H209ZM232 134V136H231ZM247 134V135H246ZM25 135V136H23ZM39 135V136H38ZM51 135V136H50ZM145 135V137H144ZM209 135V136H207ZM243 135V137H241ZM54 136V137H53ZM143 136V139H142ZM149 136V137H148ZM160 136L162 137L161 139ZM199 136V137H198ZM212 138L224 139L213 145ZM253 136V137H252ZM18 137V138H17ZM23 137H27L29 141ZM80 137V138H79ZM88 137V138H87ZM173 137V138H172ZM238 137V139L235 138ZM31 138V139H30ZM44 138H47L44 140ZM83 138V139H82ZM145 138V140H144ZM149 138V139H147ZM153 138V139H152ZM192 138V139H191ZM233 138V139H232ZM247 138V139H246ZM261 138V139H260ZM7 139V140H6ZM53 141H51V140ZM79 139V140H78ZM163 139V140H162ZM168 139V140H167ZM192 141H191V140ZM198 139V141H197ZM200 139V140H199ZM252 139V140H251ZM5 140V141H3ZM16 142H15V141ZM38 140L42 141L39 142ZM50 140V141H48ZM138 140V141H137ZM153 140V142H152ZM162 142H161V141ZM165 140V141H164ZM171 141V143L169 142ZM176 140V142H175ZM228 140V141H227ZM233 140V141H232ZM237 140V141H235ZM251 140V141H250ZM8 141V143H7ZM12 141V143H11ZM18 141V142H17ZM36 141V142H35ZM38 141V142H37ZM44 141V142H43ZM141 141V142H140ZM168 141V142H167ZM231 141V143H230ZM243 141V143H242ZM256 141V143H255ZM258 141V142H257ZM15 142V143H14ZM52 147H45L47 144ZM49 142H53L50 144ZM135 142L139 144H135ZM143 142V144H141ZM146 142V143H145ZM160 142V143H159ZM167 142V144H166ZM188 142V143H187ZM193 142V143H192ZM202 142V143H201ZM208 142V143H207ZM252 142V144H251ZM21 143V144H20ZM26 143V144H25ZM28 143L30 145H28ZM34 146H32L33 144ZM44 143V144H43ZM109 143V142H107ZM121 143V142H120ZM145 143V144H144ZM158 143V145H157ZM163 143V144H162ZM181 144L182 150L171 147ZM205 143V144H204ZM233 143V145H232ZM25 144V145H24ZM41 144V145H40ZM46 144V145H45ZM77 144V145H76ZM224 144L227 146H224ZM235 144V145H234ZM6 145V146H5ZM21 145V146H20ZM37 145V146H35ZM58 147H57V146ZM146 147H144V146ZM162 145V146H161ZM166 145V147H165ZM170 145V146H169ZM189 145V146H188ZM207 146L206 148L203 146ZM220 145V146H219ZM230 147L236 153L225 160ZM238 145V147H237ZM4 146V147H2ZM77 146V147H76ZM104 146V145H103ZM141 146V149H140ZM185 146V147H184ZM224 146V147H223ZM34 147V149H33ZM38 147V150H37ZM138 147V148H137ZM155 147V148H154ZM157 147H161L160 149ZM165 147V148H164ZM171 147V148H168ZM201 147V148H200ZM223 147V148H222ZM5 148L8 150H5ZM21 148L23 150H21ZM47 148V149H46ZM122 148V149H121ZM134 148V149H133ZM157 148V149H156ZM187 148V149H186ZM211 148V149H210ZM236 148V149H235ZM254 148V149H252ZM15 149V150H14ZM43 149V151H42ZM194 149V150H193ZM202 149V150H201ZM208 149V150H206ZM210 149V150H209ZM222 149V150H221ZM239 149V150H238ZM5 150V153L4 151ZM12 152H10V151ZM46 150V151H45ZM52 150V151H51ZM58 153H56V151ZM74 152H73V151ZM82 150V151H81ZM127 150V152H126ZM129 150V152H128ZM135 152H133V151ZM159 150V151H158ZM167 150V151H166ZM172 152H171V151ZM201 150V152H199ZM220 150V151H219ZM225 150V152H224ZM9 152V155L6 154ZM22 151V152H21ZM30 151V152H28ZM37 151V152H36ZM49 151V152H48ZM170 151V152H169ZM188 151V152H187ZM191 151V152H190ZM206 151V152H204ZM237 151V152H236ZM54 152V153H53ZM71 152V153H70ZM106 152V153H105ZM162 152V153H161ZM164 152L166 156L164 157ZM176 152V153H175ZM181 152V153H180ZM22 153V154H21ZM36 153V154H35ZM38 153V154H37ZM45 153V154H44ZM80 153V154H79ZM87 153V154H86ZM132 153V154H131ZM214 153V154H213ZM224 153V154H223ZM5 154V156H4ZM28 154V155H27ZM51 154V155H50ZM55 154H59L58 156ZM85 154V156H84ZM120 154V155H119ZM145 154V155H144ZM182 154V155H180ZM200 154V155H199ZM207 154V155H206ZM223 154V155H222ZM239 154V155H238ZM257 154V155H256ZM24 158H23V156ZM38 157H37V156ZM61 155V156H60ZM69 155V156H70ZM75 155H77L76 159ZM210 155H212L210 157ZM218 155V156H217ZM241 155V156H240ZM261 155V156H260ZM30 156V157H29ZM51 156V157H49ZM124 156V157H123ZM138 156V157H137ZM157 156V157H156ZM250 156V157H249ZM253 156V157H252ZM255 156L256 157L255 159ZM82 157V158H81ZM87 157V158H85ZM131 157V158H129ZM146 157V158H145ZM159 157V159H158ZM170 157V158H169ZM173 157V158H172ZM201 157V158H200ZM218 157V158H216ZM26 158V159H25ZM40 158V159H38ZM148 158V159H147ZM167 158V159H166ZM188 158V159H187ZM194 158V159H193ZM213 158V159H212ZM263 158V159H262ZM31 159V160H29ZM45 159V161H44ZM81 159V160H80ZM84 159V160H83ZM108 161H107V160ZM145 159V161H143ZM166 159V160H165ZM171 159V160H170ZM185 159L186 162L181 163ZM214 159L222 161L210 172ZM253 159V161H252ZM262 159V160H260ZM3 160V161H2ZM17 160V161H16ZM23 160V161H22ZM49 160V161H48ZM77 160H79L77 162ZM136 160V162H135ZM138 160V161H137ZM151 160V161H150ZM204 160V161H203ZM5 161H8L6 163ZM30 161V162H29ZM37 161V162H36ZM40 161V162H39ZM55 163H52L54 162ZM83 161V162H81ZM104 161V160H103ZM108 163H107V162ZM125 161V162H124ZM129 161L131 162L129 167ZM133 161V162H132ZM154 161V162H153ZM5 162V163H4ZM34 162V163H33ZM48 162V164L46 163ZM50 162V164H49ZM60 162V163H59ZM81 162V163H80ZM110 162V163H109ZM128 162V163H127ZM135 162V163H134ZM140 162V163H139ZM147 162V163H146ZM152 162V163H151ZM208 162V163H207ZM210 162V163H209ZM232 162V163H231ZM235 162V163H234ZM245 162V163H244ZM263 162V163H262ZM20 163V164H19ZM23 163V164H22ZM39 163V164H38ZM69 163V164H68ZM106 163L108 165H106ZM124 163V164H122ZM150 163V164H149ZM171 163V164H170ZM197 163V164H196ZM226 165H225V164ZM228 163V164H227ZM243 163V164H242ZM8 164V165H7ZM83 166H81V165ZM119 164V167L117 166ZM126 164V165H125ZM135 164V165H134ZM146 166H143V165ZM193 164H195L193 166ZM210 164V165H209ZM255 164V165H254ZM4 165V166H2ZM23 167H22V166ZM66 165V166H65ZM88 165V166H86ZM111 165V167H109ZM116 165V169L115 168ZM124 167H123V166ZM134 165V166H133ZM140 165L142 166L140 168ZM203 165V166H202ZM208 165V166H207ZM31 166V169L29 168ZM37 166V167H36ZM45 166V167H44ZM51 166V168H48ZM55 166V167H54ZM69 166V167H68ZM101 166V167H100ZM108 166V167H107ZM222 166V167H221ZM243 166V168H242ZM15 167L17 169H15ZM35 167V168H34ZM43 167V168H42ZM54 167V168H53ZM86 169H85V168ZM90 167V168H89ZM128 167V169H127ZM133 167V170H132ZM136 167L140 168L137 169ZM174 167V168H173ZM177 169H176V168ZM225 167V169H224ZM237 167V168H236ZM245 167V168H244ZM4 168V169H3ZM20 168V170H19ZM37 168V170H36ZM39 168V169H38ZM58 168V170H57ZM62 168V169H61ZM67 168V169H66ZM89 171L87 172V169ZM93 168V169H92ZM98 169L96 171V169ZM107 168V169H106ZM110 170H109V169ZM113 168V169H111ZM125 168V170H124ZM131 168V169H130ZM186 168H190L187 169ZM30 169V171H28ZM33 169V170H32ZM35 169V170H34ZM49 169V170H48ZM95 169V170H94ZM123 169V170H122ZM176 169V170H175ZM181 169V170H180ZM219 169V170H218ZM223 169V170H222ZM242 169V170H241ZM245 169V170H244ZM255 169V170H254ZM27 170V171H26ZM81 170V171H80ZM86 170V171H85ZM105 170V171H104ZM109 170V171H108ZM115 172H112V171ZM129 173H128V171ZM132 170V172H131ZM137 170V171H136ZM185 170V171H184ZM206 170V171H205ZM229 170V171H228ZM3 171V172H2ZM10 171V172H8ZM22 171V172H21ZM44 171L40 183L35 176ZM51 171V173H50ZM56 171V172H54ZM107 171V172H106ZM117 171V172H116ZM127 171V172H126ZM220 171V172H219ZM225 171V172H224ZM245 171V172H244ZM253 171V172H252ZM259 171V172H258ZM19 172V173H18ZM61 172V173H60ZM65 172V175L64 173ZM86 172V173H85ZM90 172V173H89ZM100 172V173H98ZM113 174H112V173ZM121 172V173H120ZM218 172V173H217ZM230 172V173H229ZM248 174H247V173ZM262 172V173H260ZM16 173V175H15ZM19 176H17L18 174ZM34 175H33V174ZM47 173V174H46ZM57 174L60 177H55ZM73 175H72V174ZM89 175H88V174ZM96 173V174H95ZM110 173V174H109ZM117 173H120L117 176ZM126 173V174H125ZM132 173V174H131ZM183 173V174H182ZM213 173V174H212ZM215 173V174H214ZM217 173V174H216ZM232 173V174H231ZM5 174V175H4ZM28 174V175H27ZM63 174V176H62ZM67 174V175H66ZM75 174V176H74ZM78 176H77V175ZM94 174V175H93ZM100 174V175H98ZM109 174V176H107ZM128 174V175H127ZM143 174V175H142ZM178 174V176H176ZM181 174V175H180ZM189 174V175H187ZM206 174V175H205ZM244 176H243V175ZM247 174V175H246ZM251 174V175H250ZM254 174V175H253ZM23 175V176H22ZM31 175V176H30ZM86 175V176H85ZM88 175V176H87ZM96 175V176H95ZM105 175V176H104ZM127 175V176H126ZM131 175V176H130ZM139 175V176H138ZM185 175V176H184ZM214 175V176H213ZM262 175V176H261ZM7 176V177H6ZM13 176V177H12ZM80 176V177H79ZM137 176V177H136ZM146 176V177H145ZM182 176V177H181ZM184 176V178H183ZM197 176V178H196ZM222 176V177H221ZM5 177V178H4ZM26 177V178H25ZM66 177V178H65ZM84 177V178H83ZM103 179H102V178ZM139 177V178H138ZM162 177V178H161ZM188 177V178H187ZM213 177V178H212ZM217 177V179H216ZM225 177V178H224ZM231 177V178H230ZM235 179H234V178ZM240 177V179H239ZM249 177V178H248ZM253 177V178H252ZM257 177V178H256ZM4 178V179H3ZM60 178H62L60 180ZM72 180H71V179ZM115 178V179H114ZM131 178V179H130ZM194 178V179H193ZM196 178V179H195ZM215 178V180H214ZM224 178V179H222ZM228 178V179H227ZM27 179V180H26ZM56 179V180H55ZM68 179V180H67ZM82 179V180H81ZM89 179V181H88ZM96 179V180H95ZM130 179V180H129ZM219 179V180H218ZM242 179V180H241ZM249 179V180H248ZM255 179V180H254ZM10 180V181H9ZM20 182H19V181ZM71 180V181H70ZM94 180V181H93ZM115 180V181H113ZM124 180V181H123ZM127 180V181H126ZM152 180V181H151ZM178 182H177V181ZM187 180V181H186ZM190 180V181H189ZM196 182H195V181ZM224 180V181H223ZM236 181L235 184L233 181ZM240 180V183H237ZM260 180V181H259ZM14 181L16 183H14ZM62 181V182H61ZM73 181V182H72ZM88 181V182H87ZM91 181V182H90ZM121 181V182H120ZM158 181V182H157ZM180 181V182H179ZM193 183H192V182ZM204 181V182H203ZM206 181V182H205ZM226 181V182H225ZM228 181V182H227ZM231 181V182H230ZM246 181V182H245ZM252 181V182H251ZM262 181V184L260 182ZM5 182V183H4ZM18 182V183H17ZM60 182V183H59ZM102 182V183H101ZM104 182V183H103ZM126 182V183H123ZM135 182V183H134ZM137 182V184H136ZM199 182V183H198ZM258 182V183H257ZM27 183V184H26ZM94 185L92 186L91 185ZM107 183V184H106ZM116 183V184H115ZM124 184L122 187L120 184ZM142 183V184H141ZM166 183V184H165ZM176 183V184H175ZM191 183V184H190ZM214 183V184H213ZM221 183V184H220ZM228 183V184H227ZM237 183V184H236ZM256 183V185H255ZM4 184V185H3ZM8 184V186H7ZM23 184V185H22ZM25 184V185H24ZM40 184H43L39 186ZM48 184V185H47ZM51 184V185H49ZM53 184V185H52ZM96 184V185H95ZM113 184V187L111 186ZM118 184V185H117ZM122 184V185H123ZM152 184V185H150ZM193 184V185H192ZM195 184V185H194ZM231 184V185H230ZM249 184V185H248ZM32 185V186H30ZM120 185V186H119ZM126 185V187H125ZM129 185V186H128ZM149 185V186H148ZM168 185V186H167ZM172 185V186H171ZM179 185V186H178ZM189 185V186H187ZM192 185V186H190ZM197 185V186H196ZM202 187H201V186ZM213 185V186H212ZM217 185V186H216ZM234 185V186H233ZM247 187H246V186ZM46 186V188H44ZM53 186V187H52ZM56 188H55V187ZM136 186V187H135ZM159 186V189L157 190ZM167 186V187H166ZM197 188H196V187ZM243 186V187H241ZM39 187V188H37ZM44 189H43V188ZM48 187V188H47ZM63 187V188H62ZM101 187V188H100ZM115 187V188H114ZM122 187V189H121ZM157 187V188H156ZM186 189H185V188ZM194 187V188H193ZM223 187V188H222ZM231 187V188H230ZM4 188V189H3ZM30 188V189H29ZM51 188L53 190H51ZM60 188V189H59ZM89 188V189H88ZM125 188V189H124ZM130 188V189H129ZM135 190H133V189ZM140 190H139V189ZM148 188V189H147ZM150 188V189H149ZM156 189V190H153ZM164 188V189H163ZM213 188V189H212ZM226 188V189H224ZM238 188V189H237ZM243 188V189H242ZM248 188V189H247ZM250 188V189H249ZM258 188V189H257ZM33 189V190H32ZM51 191H50V190ZM82 189V191H81ZM104 189V190H103ZM110 189V190H109ZM119 189V190H118ZM132 189V190H131ZM138 189V190H137ZM148 191H147V190ZM170 191H169V190ZM180 189V190H179ZM199 189V190H198ZM228 189V190H227ZM233 189V190H232ZM246 189V190H245ZM7 190V191H6ZM16 190V191H15ZM30 190V191H29ZM41 191V192H37ZM45 190V191H44ZM57 190V191H56ZM62 192V194L59 193ZM80 190V191H79ZM86 190V191H85ZM94 190V191H93ZM122 192H121V191ZM160 190V191H159ZM162 190V191H161ZM183 190V191H181ZM185 190V191H184ZM191 193H190V191ZM215 190V191H214ZM237 190H239L237 192ZM9 191V192H8ZM12 191V192H11ZM29 191V192H28ZM43 191V193H42ZM49 191V193H48ZM91 191V192H90ZM109 191V192H108ZM115 191V192H114ZM117 191V192H116ZM137 191V193H136ZM181 191V192H180ZM190 195H188L189 193ZM228 193H227V192ZM243 191V192H242ZM245 191V192H244ZM261 191V192H260ZM4 192V193H3ZM32 192V194H31ZM37 192V193H36ZM55 192V193H54ZM72 192V193H71ZM87 194H86V193ZM98 192V193H97ZM100 192V193H99ZM121 192V193H120ZM128 192V193H127ZM130 192V194H129ZM149 192V193H148ZM155 192V193H154ZM159 192V193H158ZM171 192V193H170ZM181 196H180V194ZM184 192V194L182 193ZM199 192V193H198ZM201 192V193H200ZM236 192V193H235ZM253 192V193H252ZM10 193V194H9ZM23 193V194H22ZM54 193V194H53ZM59 193V195H58ZM64 193V195H63ZM134 193V194H132ZM163 193V194H160ZM238 193V195H237ZM240 193V194H239ZM245 195H244V194ZM252 193V195H251ZM10 196H9V195ZM14 194V195H13ZM34 194V195H33ZM40 194V195H39ZM52 194V195H51ZM60 196V198L57 196ZM84 194V195H83ZM86 194V195H85ZM99 194V195H98ZM117 194V196H115ZM120 194V195H119ZM158 194H160L158 196ZM174 194H176L174 196ZM202 194V195H201ZM213 194V195H212ZM223 194V197L222 195ZM236 196H235V195ZM248 194V195H247ZM262 194V196H261ZM23 195V196H22ZM43 198H42V196ZM54 195V196H53ZM56 195V196H55ZM63 195V196H62ZM90 195V196H89ZM92 195V196H91ZM103 195V196H102ZM132 195V197H131ZM149 195V196H148ZM192 195V196H191ZM201 195V197H200ZM207 195V196H206ZM221 195V196H220ZM229 195V196H228ZM231 195V196H230ZM9 196V197H8ZM13 196V197H12ZM23 198H22V197ZM40 196V197H39ZM67 196V197H66ZM95 196V197H94ZM114 196V197H113ZM119 196V197H118ZM140 196V197H139ZM158 196V198H157ZM165 196V197H164ZM170 196V198H169ZM173 198H172V197ZM233 196V197H232ZM235 196V197H234ZM239 196V197H238ZM244 196V197H243ZM248 196H251L250 198ZM254 196V197H253ZM257 196V197H256ZM19 197V198H18ZM32 199L34 201L27 200ZM31 197V198H30ZM46 197V198H45ZM63 197V198H62ZM71 197V198H70ZM80 197V198H79ZM105 197V198H104ZM108 197V198H107ZM111 197V198H110ZM114 199H113V198ZM134 197V198H133ZM168 197V198H167ZM186 197V198H185ZM212 197V198H211ZM215 197V198H214ZM227 197V198H226ZM229 197V199H228ZM16 198V199H14ZM39 200H38V199ZM50 198V199H49ZM59 198V199H58ZM88 198V199H87ZM128 198V199H127ZM133 198V199H132ZM136 198V199H135ZM164 198V199H163ZM166 198V199H165ZM175 198V199H174ZM177 198V199H176ZM185 198V199H184ZM194 198V199H193ZM202 198V199H201ZM241 203H238V201ZM242 198V199H241ZM254 198V199H253ZM262 198V199H261ZM10 199V200H9ZM65 201H64V200ZM69 199V200H68ZM72 199V200H71ZM85 199V200H83ZM94 199V200H93ZM97 199V200H96ZM104 199V200H103ZM117 199V200H116ZM120 199V200H119ZM135 201H132L134 200ZM150 199V200H148ZM163 199V200H161ZM171 201H169V200ZM201 201H200V200ZM244 199V200H243ZM8 200V202H7ZM14 200V201H13ZM16 200V201H15ZM19 200V201H18ZM22 200V201H21ZM26 200V201H25ZM42 200V201H41ZM50 200V201H49ZM93 200V201H92ZM100 200V202H98ZM119 200V201H118ZM127 200V201H126ZM140 200V202L138 201ZM152 200V202H151ZM161 200V202L159 201ZM166 200V201H165ZM190 200V202H189ZM193 200V201H192ZM222 200V201H221ZM241 200V201H240ZM254 200L258 202H254ZM259 200V201H258ZM262 200V201H261ZM2 201V202H1ZM6 201V202H5ZM44 201H46L44 203ZM48 201V203H47ZM81 201V203H80ZM106 201V202H105ZM165 201V202H163ZM213 201V202H212ZM249 204H248V202ZM253 201V202H252ZM261 201V202H260ZM17 202V203H16ZM18 202L20 204H18ZM35 202V203H34ZM70 202V203H69ZM135 202V203H134ZM139 202V203H138ZM187 202V203H186ZM195 202V203H194ZM202 202V203H199ZM208 202V203H207ZM216 202V203H215ZM221 202V203H220ZM247 204H246V203ZM3 203V204H2ZM34 203V204H33ZM37 203V204H36ZM51 203V204H50ZM63 205H62V204ZM87 203V204H86ZM112 203V204H111ZM134 203V204H133ZM148 203V204H147ZM157 205H155V204ZM160 203V204H159ZM172 203V204H171ZM174 203V204H173ZM184 205H183V204ZM221 207H220V205ZM225 203V204H224ZM233 203V205H232ZM235 203V204H234ZM255 203V204H254ZM10 204V206H9ZM18 204V205H17ZM49 204V206H47ZM105 204V205H104ZM107 204V205H106ZM115 204V205H113ZM162 204V205H161ZM164 204V205H163ZM166 204V205H165ZM170 204V205H169ZM178 204V205H176ZM203 204H205L203 206ZM218 204V205H217ZM237 204V205H236ZM240 204V205H239ZM244 204V205H243ZM7 207H6V206ZM14 205V206H13ZM25 205V206H24ZM27 205V206H26ZM40 207H39V206ZM46 205V206H45ZM65 205V206H64ZM73 206L74 209H71ZM98 205V206H97ZM125 205V206H124ZM142 205V206H141ZM150 205V206H149ZM153 205V206H152ZM174 205V206H173ZM202 205V206H200ZM227 205V206H226ZM230 205V206H229ZM236 205V207H234ZM244 207H243V206ZM248 205V206H247ZM257 206V207H254ZM262 205V206H261ZM5 206V207H3ZM9 206V208H8ZM23 206V207H22ZM44 206V207H43ZM51 206V207H50ZM97 206V207H96ZM102 206V207H101ZM141 206V207H140ZM146 206V207H145ZM155 206V207H154ZM169 206L170 209H168ZM172 206V207H171ZM179 206V207H178ZM190 206V207H189ZM194 206V207H193ZM225 206V207H224ZM238 206V207H237ZM15 207V208H14ZM24 209H22V208ZM28 207V208H27ZM37 207V208H36ZM100 207V208H99ZM119 210H118V208ZM140 207V210H139ZM181 207V208H180ZM198 207V208H197ZM204 207V209H202ZM214 207V208H213ZM253 207V209H252ZM260 207V208H259ZM4 208V209H3ZM13 208V209H11ZM17 208V210H16ZM34 210H32V209ZM41 208V210L39 209ZM60 208V209H59ZM65 208V209H64ZM78 208V209H77ZM97 208V209H95ZM102 208V209H101ZM105 208V209H104ZM114 208V210H113ZM123 208V209H122ZM135 208V209H134ZM144 208V209H142ZM177 210H174V209ZM191 208V209H190ZM196 208V209H195ZM210 208V209H209ZM228 208V209H227ZM230 208V209H229ZM243 208V209H242ZM262 208V209H261ZM6 209V211H5ZM19 209V210H18ZM21 209V210H20ZM68 209V210H67ZM155 211H154V210ZM165 209V210H164ZM168 209V210H167ZM206 209V210H205ZM210 211H209V210ZM228 211H227V210ZM247 209V210H246ZM260 209V210H259ZM8 210H14L8 212ZM25 210V211H24ZM36 210V211H35ZM50 211L49 213L46 211ZM94 210V211H93ZM111 210V211H110ZM121 210V211H120ZM125 210H127L125 212ZM150 210V211H149ZM192 210V212H190ZM206 212H205V211ZM237 210V211H236ZM252 210V211H250ZM256 210V211H255ZM2 211V212H1ZM4 211V212H3ZM38 211V212H37ZM42 211V212H41ZM58 211V212H57ZM73 211V212H72ZM79 211V214H78ZM99 211V212H98ZM110 211V212H109ZM113 211V212H112ZM120 213L118 214V212ZM131 211V212H130ZM142 211L144 213H142ZM169 211V212H168ZM185 211V212H184ZM218 211V212H217ZM231 211V212H230ZM235 211V212H234ZM240 211V212H239ZM243 211V212H242ZM9 214L7 217L5 215ZM19 212H24V215ZM29 212V213H28ZM37 212V213H36ZM53 212V213H52ZM67 212V213H66ZM69 212V213H68ZM96 212V213H95ZM106 212V213H105ZM129 212V213H128ZM139 212L141 214H139ZM146 212V213H145ZM151 212V213H150ZM162 212V213H161ZM219 212L221 215H219ZM245 212V213H244ZM249 214H247V213ZM15 213V215L13 214ZM35 213V214H34ZM46 213V215H45ZM92 213V214H91ZM115 213V214H114ZM127 215H126V214ZM131 213V214H130ZM133 213V214H132ZM158 215H157V214ZM160 213V214H159ZM191 213V215H190ZM202 213V214H201ZM204 213V214H203ZM4 214V215H3ZM30 214V215H29ZM63 214V215H62ZM67 214V215H64ZM76 214V215H75ZM88 214V215H87ZM97 214V215H94ZM99 214V215H98ZM117 214V215H116ZM121 214V215H120ZM147 214V215H146ZM153 214V215H152ZM164 214H166L164 216ZM184 214V215H183ZM215 214V215H214ZM237 214V215H236ZM242 214V215H241ZM247 216H246V215ZM252 214V215H251ZM22 217H21V216ZM33 215V216H32ZM59 215V216H58ZM61 215V216H60ZM71 215V216H70ZM78 215V216H77ZM80 215V216H79ZM86 215V216H85ZM107 215V216H105ZM119 215V216H118ZM136 215V216H135ZM157 215V216H156ZM178 215V217H177ZM187 215V216H186ZM201 215V216H200ZM213 215V216H212ZM223 215V216H222ZM229 215V216H228ZM240 215V216H239ZM251 215V216H250ZM258 215V216H257ZM262 215V216H261ZM14 216V219H12ZM16 216V217H15ZM35 216V219H34ZM57 216V217H56ZM64 216V217H63ZM74 216V217H73ZM122 216V217H121ZM147 216V217H146ZM150 216V217H149ZM153 216V219H152ZM159 216V217H158ZM183 216L184 218H182ZM234 216L236 218H234ZM241 218H239V217ZM12 217V218H11ZM21 217V218H20ZM38 217V218H37ZM40 217V218H39ZM44 217V219H43ZM62 217V220L60 219ZM67 217V218H66ZM73 217V218H72ZM104 217L107 219H104ZM139 217V218H138ZM157 217V218H155ZM177 217V218H176ZM195 217V220H194ZM198 217V218H197ZM204 217V218H203ZM211 217V218H210ZM217 217V218H216ZM231 217V218H230ZM250 217V219H249ZM3 218V219H2ZM30 218V219H29ZM46 218V219H45ZM99 218V219H98ZM111 218V219H110ZM120 218V219H119ZM131 218V219H130ZM147 220H145V219ZM149 218V219H148ZM151 218V219H150ZM162 218V219H161ZM186 218V220H185ZM202 218V219H201ZM238 218V219H237ZM20 219V220H19ZM43 221H42V220ZM51 220L52 223H51ZM79 219V221H78ZM110 219V220H109ZM113 219V220H112ZM117 219V221H116ZM125 219V220H124ZM127 219V222H125ZM179 221H178V220ZM201 219V220H200ZM218 219V220H215ZM245 219V220H244ZM248 219V220H247ZM260 219V220H258ZM5 220V221H4ZM21 222H19V221ZM23 220V221H22ZM37 220V221H36ZM56 220V221H55ZM112 220V223H111ZM119 220V221H118ZM137 220V221H135ZM146 222H144V221ZM167 220V221H166ZM189 220V221H188ZM194 220V221H192ZM199 220V221H198ZM204 220V221H203ZM213 220V224L212 221ZM223 220V222L221 221ZM228 220V221H227ZM242 220V221H241ZM255 220V222H254ZM48 221V222H47ZM63 221V223H62ZM68 221V222H67ZM99 221V222H98ZM109 222L108 229L101 231L99 225ZM115 223H114V222ZM129 221V222H128ZM133 221V222H132ZM148 221V222H147ZM150 221V222H149ZM153 221V222H152ZM178 221V222H177ZM188 223H187V222ZM197 221V222H195ZM6 222V223H5ZM8 222V223H7ZM27 223V225L25 224ZM32 222V223H31ZM35 222V223H34ZM89 222V223H88ZM94 222V223H93ZM98 222V224L96 223ZM102 222V223H101ZM123 222V223H121ZM158 222V223H157ZM160 222V223H159ZM167 222V223H166ZM171 222V223H170ZM176 222V223H175ZM207 222V223H206ZM211 222V223H210ZM216 222V223H215ZM218 222V223H217ZM227 224H226V223ZM236 222V223H235ZM238 222V223H237ZM243 222V223H242ZM246 222V223H245ZM248 222V223H247ZM24 225H22V224ZM87 223V224H86ZM96 223V224H95ZM130 225H129V224ZM142 223V224H141ZM145 223V224H143ZM147 223H150L149 225ZM181 223V224H180ZM183 223V224H182ZM204 223V224H203ZM211 225H210V224ZM220 223V224H219ZM231 223V224H229ZM253 226H252V224ZM19 224V225H18ZM30 224V226H28ZM33 224V225H31ZM40 224V225H37ZM47 224V225H46ZM63 224V225H62ZM72 224V225H69ZM82 224V225H81ZM120 224V225H119ZM134 224V225H133ZM147 224V225H146ZM158 224V225H154ZM165 224V225H164ZM169 224V225H168ZM173 224V225H172ZM196 224V225H195ZM208 224V225H207ZM221 224L225 226H220ZM249 224V225H248ZM14 225V226H13ZM35 225V226H34ZM51 229H50V227ZM54 225V226H51ZM65 225L67 226L65 228ZM89 225V226H88ZM94 225V226H93ZM122 225V226H121ZM126 225V229L125 226ZM144 225V226H143ZM152 225V228H151ZM160 225V226H159ZM164 225V226H163ZM177 225V227H176ZM179 225H182L179 226ZM186 225V226H185ZM205 225V226H204ZM215 225L217 227H215ZM243 225V227H242ZM247 225V226H246ZM70 226V227H69ZM116 229H112L115 228ZM130 226V228H129ZM150 226V227H149ZM155 228H154V227ZM170 228H169V227ZM185 226V227H183ZM194 227V228H191ZM196 226V227H195ZM198 226V227H197ZM210 226V227H209ZM215 228H212V227ZM228 226V227H227ZM241 226V227H240ZM16 227V228H15ZM22 227V228H21ZM92 227V228H89ZM142 227V228H141ZM144 227V228H143ZM149 227V228H148ZM156 227L158 229H156ZM168 227V229H167ZM180 229H179V228ZM203 230H201L200 228ZM207 227V228H204ZM230 227V228H229ZM240 227V228H239ZM17 233H13L12 230ZM18 228V229H17ZM26 230H24V229ZM33 228V229H32ZM39 228L41 229L40 231ZM60 228V229H59ZM64 228L66 231H64ZM89 228V229H88ZM132 228V229H131ZM134 228V230H133ZM155 230H154V229ZM208 228L210 230H208ZM226 228V230H225ZM227 228H229L227 230ZM246 228V229H245ZM248 228V229H247ZM9 229V231H8ZM17 229V230H16ZM49 231H46V230ZM63 229V232L62 230ZM94 229V230H93ZM131 229V230H130ZM138 229V230H137ZM145 229V230H143ZM160 229V230H159ZM164 229V230H163ZM166 229V230H165ZM174 229V230H172ZM207 229V230H206ZM31 230L30 233H28ZM35 230V231H34ZM44 230V231H43ZM52 230V231H51ZM54 230V232H53ZM60 234H58L57 232ZM68 230V231H67ZM72 230V231H71ZM93 230V231H92ZM120 232H119V231ZM130 230V231H129ZM154 230V231H153ZM183 230V231H182ZM188 230V231H186ZM195 230V231H194ZM198 230V231H197ZM218 230V231H217ZM220 230V231H219ZM223 230V231H222ZM244 230V231H243ZM251 232H250V231ZM263 230V231H262ZM22 231V233H21ZM24 231V233H23ZM71 231V232H70ZM87 231V232H86ZM118 231V232H117ZM136 231V233H135ZM177 231V233H176ZM179 231V232H178ZM186 231V232H185ZM190 233L192 234H189ZM192 231V232H191ZM225 231V232H224ZM229 231V232H228ZM235 231V232H234ZM241 231V232H240ZM253 231V232H252ZM3 232V233H1ZM12 232V234H11ZM47 232V233H46ZM68 232V233H67ZM85 234H84V233ZM90 234H89V233ZM107 232H110L106 234ZM118 233V235H113ZM129 232V233H128ZM142 232V233H141ZM150 232V233H149ZM152 232V233H151ZM155 232V233H154ZM173 232V233H171ZM182 232V233H181ZM184 232V233H183ZM188 232V233H187ZM198 232V233H197ZM208 232V233H207ZM225 234H224V233ZM233 232V233H232ZM237 232V233H236ZM240 234H239V233ZM262 232V233H261ZM9 233V234H8ZM52 233V234H51ZM53 233L55 235H53ZM70 233V235H69ZM122 235H121V234ZM169 233V234H168ZM186 233V234H185ZM206 233V234H205ZM210 233V235H209ZM223 233V234H221ZM229 233V234H228ZM236 233V234H235ZM68 236H67V235ZM83 234V235H82ZM97 234V235H96ZM106 234V235H105ZM136 234V235H135ZM154 234V235H153ZM183 234V235H181ZM201 234V235H199ZM226 234L228 237H226ZM232 234V235H231ZM234 234V235H233ZM242 234V235H241ZM256 234V235H255ZM262 234V236H261ZM11 235L15 236L12 238ZM20 235V238H19ZM25 236L23 238V236ZM39 235V238H37ZM46 235V236H45ZM104 235V236H103ZM111 235V237H110ZM126 235V236H125ZM131 237V240L129 236ZM134 235V236H133ZM144 235V236H143ZM148 235V236H147ZM152 235V237H151ZM176 235V236H175ZM180 235V236H178ZM186 235V236H184ZM193 235V236H192ZM196 235V236H195ZM199 235V236H198ZM209 235V236H208ZM213 235V236H212ZM220 235V236H219ZM225 237H221L224 236ZM239 235V236H238ZM3 236V237H2ZM29 236V237H28ZM65 236V237H64ZM89 236V237H87ZM167 236H169L167 238ZM214 238H212V237ZM237 236V237H236ZM250 236V237H249ZM17 237V238H16ZM59 237V238H58ZM65 239H63V238ZM72 237V238H71ZM103 237V239H102ZM118 237V242L116 240ZM124 237V238H123ZM137 240H136V238ZM151 237V238H150ZM172 237V238H171ZM177 237V238H176ZM193 237V238H192ZM206 237V238H205ZM241 240H239V238ZM257 237V238H256ZM262 237V238H261ZM5 238V239H4ZM30 238V239H29ZM33 238V239H32ZM43 238V239H42ZM88 238V239H87ZM95 238V239H94ZM115 238V239H114ZM121 238V239H120ZM174 238V239H173ZM184 240H183V239ZM199 238V239H198ZM211 238V239H210ZM222 238H224L222 240ZM229 238V239H228ZM261 238V239H260ZM2 239V240H1ZM8 240V242L5 240ZM14 239V240H13ZM29 239V240H28ZM45 239V240H44ZM47 239V241H46ZM55 239V240H54ZM60 239V240H59ZM69 239V240H68ZM71 239V241H70ZM93 239V240H92ZM108 239V240H107ZM110 239V240H109ZM127 239V242L126 240ZM133 239V240H132ZM139 239V240H138ZM156 239V240H155ZM169 239V240H168ZM176 239V240H175ZM180 239V240H179ZM193 239V240H192ZM201 239V240H200ZM204 239V240H203ZM207 239V240H206ZM220 239V240H219ZM237 239V240H236ZM12 240L14 242H12ZM15 240H17L15 242ZM23 242L21 243L20 242ZM25 240V241H24ZM56 242H54V241ZM115 240V241H114ZM152 240V241H151ZM155 240V241H154ZM179 240V241H178ZM182 240V241H181ZM196 240V241H194ZM213 240V241H212ZM215 240V241H214ZM239 240V241H238ZM245 240V241H244ZM247 240V241H246ZM255 242H254V241ZM52 241V242H51ZM61 241L63 243H61ZM87 241V243H86ZM112 241V242H111ZM115 243H114V242ZM167 241V243H165ZM192 241V242H191ZM194 241V242H193ZM202 243H201V242ZM226 241V242H225ZM228 241V242H227ZM232 241V242H231ZM251 241V242H249ZM254 243H253V242ZM257 241V242H256ZM51 242V243H50ZM107 242V243H106ZM140 242V244L138 243ZM155 242V243H154ZM177 242V243H176ZM180 242V243H179ZM190 242V243H189ZM206 244H205V243ZM221 242V243H220ZM236 242V243H234ZM243 245H242V243ZM8 243V246L6 245ZM12 243V244H11ZM15 246H14V244ZM22 245L19 247V245ZM30 243V244H29ZM41 243V244H40ZM59 243V244H58ZM82 243V244H81ZM120 243V244H119ZM133 243V244H132ZM170 243V244H169ZM176 243V244H175ZM184 243V244H183ZM187 243V244H185ZM195 243V244H194ZM199 243V244H198ZM213 243V244H212ZM254 245L250 246L249 244ZM256 243V244H255ZM260 243V244H258ZM24 244V245H23ZM47 244V245H46ZM49 244V245H48ZM52 244V245H51ZM94 244V245H93ZM106 244V245H105ZM118 244V245H117ZM131 244V247H130ZM151 244V245H149ZM161 244V245H160ZM175 244V245H174ZM181 244V245H180ZM190 247H188L189 245ZM200 244H202L200 246ZM205 244V245H204ZM220 244V245H219ZM226 244V245H225ZM236 244V245H235ZM258 244V245H257ZM6 245V246H3ZM17 245V246H16ZM110 245H112L110 247ZM117 245V247L115 246ZM120 245V246H119ZM142 245V246H141ZM145 245V246H144ZM159 245V246H158ZM169 245V246H168ZM179 245V246H178ZM188 245V246H185ZM193 245V247L191 246ZM198 245V246H197ZM212 245V246H211ZM215 245V246H214ZM260 245V246H259ZM37 246V247H36ZM47 246V247H46ZM51 246V247H50ZM106 246V247H105ZM119 246V247H118ZM124 246V247H123ZM137 246V247H136ZM172 246V247H171ZM176 246V247H175ZM207 246V247H206ZM249 246V247H248ZM6 247V248H5ZM19 247L20 249L16 248ZM28 249H27V248ZM32 247V248H31ZM50 247V248H48ZM53 247V249H52ZM68 247V248H67ZM85 249H84V248ZM116 247V248H115ZM122 247V248H120ZM182 247V249H181ZM204 247V248H203ZM212 247V248H211ZM218 247V249L216 248ZM220 247V248H219ZM244 247V248H243ZM254 247V250H253ZM259 249L263 250L260 251ZM261 247V248H260ZM4 253L2 250H4ZM10 248V249H9ZM29 248L31 250H29ZM34 248V249H33ZM48 248V249H47ZM120 248V249H119ZM132 248V249H131ZM149 250H148V249ZM161 248V249H160ZM176 248V249H175ZM184 248V249H183ZM187 249V251L185 250ZM190 248V249H189ZM200 248V249H199ZM207 248H209L207 250ZM235 248V249H234ZM27 249V254H26ZM47 249V250H46ZM125 249V250H124ZM198 249V250H196ZM204 251H203V250ZM213 249V250H212ZM215 249V250H214ZM249 249V251L247 250ZM13 250V251H12ZM23 250V251H22ZM34 250V251H33ZM81 250V251H80ZM119 250V251H118ZM127 250V251H126ZM129 250V251H128ZM132 250V251H130ZM135 250V251H134ZM138 250V251H137ZM143 250V251H142ZM155 250V251H154ZM176 250V251H175ZM185 250V251H184ZM200 250V252H199ZM212 250V251H211ZM227 250V251H226ZM252 250V251H251ZM257 250V251H256ZM9 251V252H8ZM12 251V252H10ZM30 251V252H29ZM56 251V252H55ZM116 251V254L113 252ZM124 251V252H123ZM150 251V252H149ZM175 251V252H174ZM182 253H181V252ZM194 251H198L197 253ZM207 251V252H206ZM220 251V252H218ZM222 251V252H221ZM248 251V252H247ZM255 251V252H254ZM262 252L259 254V252ZM2 252L4 254H2ZM34 252V253H33ZM41 252V253H40ZM62 255H60L61 253ZM64 252V253H63ZM83 252V253H82ZM122 254H121V253ZM133 255H131L132 253ZM136 252V253H135ZM141 252V254H140ZM148 252V255L147 253ZM168 252V253H167ZM178 252V253H177ZM192 252V254H191ZM213 252V253H212ZM230 252V253H229ZM234 254H233V253ZM241 252V253H240ZM252 252V253H251ZM50 253V255H49ZM53 253V254H52ZM125 253V254H124ZM158 253V254H157ZM161 255H160V254ZM177 253V254H176ZM196 253V254H195ZM208 253V254H206ZM212 253V254H209ZM216 253V254H215ZM39 254V256H38ZM66 254V255H65ZM109 254V255H108ZM114 254V256H113ZM128 254V255H127ZM136 254V255H135ZM145 254V256H143ZM157 254V255H156ZM164 254V255H162ZM191 254V255H189ZM195 254V255H194ZM224 254V255H223ZM242 254V255H241ZM254 254V255H253ZM23 255V256H22ZM53 255V256H52ZM121 255V256H118ZM166 255V256H165ZM183 255V256H182ZM186 255V256H185ZM188 255V256H187ZM194 255V257H193ZM206 255V256H204ZM217 255V256H216ZM17 256V257H16ZM19 256V257H18ZM29 256V257H28ZM33 256V257H32ZM46 256L48 259H46ZM61 256V257H60ZM66 256V257H65ZM113 256V257H112ZM128 256V257H127ZM133 258H131V257ZM156 256V257H155ZM170 256V257H169ZM191 256V257H190ZM200 256V257H199ZM208 256V257H207ZM210 256V259H209ZM222 256V257H221ZM225 256V257H224ZM230 256V257H229ZM236 256V257H235ZM238 256V257H237ZM45 257V258H44ZM54 259H53V258ZM58 257V258H57ZM119 257V258H118ZM145 257V258H144ZM180 257V258H179ZM189 257V258H188ZM204 257V259H201ZM217 259H216V258ZM243 257V258H242ZM263 257V258H262ZM4 260H3V259ZM9 258V259H8ZM17 258V259H16ZM67 258H70L68 261ZM78 258V259H76ZM115 258V259H114ZM135 258V259H134ZM156 258V259H155ZM165 258L167 260H165ZM171 258V259H170ZM198 258V259H197ZM208 258V259H206ZM214 258V260H213ZM241 258V259H240ZM255 258V259H254ZM14 259V260H13ZM16 259V261H15ZM61 259V260H60ZM67 259V260H65ZM80 259V260H79ZM85 259V260H84ZM117 259V260H116ZM123 259V260H122ZM138 259V260H137ZM161 259V260H159ZM170 259V260H169ZM206 259V260H205ZM230 259V260H229ZM243 259V260H242ZM261 259V261H260ZM30 260V261H28ZM62 260L64 262H62ZM72 260V261H71ZM78 262H77V261ZM111 260V261H110ZM113 260V261H112ZM127 260V261H126ZM147 260V261H146ZM172 260V261H171ZM174 260V263H173ZM189 260V262H188ZM197 260V262H195ZM205 260V261H204ZM226 260V261H224ZM246 260V261H245ZM256 260V263H255ZM6 263H5V262ZM22 261V262H21ZM39 261V262H38ZM50 261V262H49ZM84 261V262H83ZM108 261V262H107ZM132 261V262H131ZM138 261H140L138 263ZM146 261V262H145ZM152 261V262H151ZM163 261V262H162ZM170 261V262H169ZM180 261V263H179ZM203 261V262H202ZM221 261V263H220ZM252 261V262H251ZM4 262V263H2ZM13 262V263H11ZM42 262V263H41ZM113 262V263H112ZM118 262V263H117ZM178 262V263H176ZM186 262V263H185ZM212 262V263H211ZM224 262V263H223ZM231 262V263H229ZM262 262V263H261ZM80 263V264H81Z\"/></svg>",
    "mask_w": 264,
    "mask_h": 264
},
{
    "label": "bare ground",
    "instance_id": "2",
    "mask_svg": "<svg viewBox=\"0 0 264 264\" xmlns=\"http://www.w3.org/2000/svg\"><path fill=\"white\" fill-rule=\"evenodd\" d=\"M38 1H39V0H38ZM59 1H60V0H59ZM84 1H85V0H84ZM89 1H90V0H89ZM91 1H92V0H91ZM97 1H98V0H97ZM100 1H101V0H100ZM116 1H118V0H116ZM139 1H140V0H139ZM139 1H138V2H139ZM142 1H143V0H142ZM142 1H141V2H142ZM148 1H149V0H148ZM151 1H152V0H151ZM174 1H175V0H174ZM206 1H207V0H206ZM206 1H205V2H206ZM208 1H209V0H208ZM215 1H216V0H215ZM219 1H220V0H219ZM222 1H223V0H222ZM230 1H231V3H232V0H230ZM234 1H235V0H234ZM234 1H233V2H234ZM236 1H239V0H236ZM242 1H243V0H242ZM12 2H13V1H11V3H12ZM17 2H18V1H17ZM23 2H24V0H23ZM27 2H28V0H27ZM55 2H56V1H55ZM85 2H86V1H85ZM123 2H124V1H123ZM129 2H130V1H129ZM136 2H137V1H136ZM141 2H140V3H141ZM145 2H146V1H145ZM145 2H144V3H145ZM149 2H150V1H149ZM162 2H163V0H162ZM165 2H166V0H165ZM169 2H170V1H169ZM175 2H177V1H175ZM175 2H174V3L172 2V3H173V4H176ZM205 2H203V3H205ZM240 2H241V1H240ZM29 3H30V2H29ZM52 3H53V2H52ZM94 3H95V2H94ZM94 3H93V4H94ZM107 3H108V2H107ZM109 3H110V2H109ZM119 3H121V2L119 1ZM125 3H126V2H125ZM166 3H167V2H166ZM178 3H179V2H178ZM210 3H211V1H210ZM216 3H217V2H216ZM224 3H225V1H224ZM236 3H237V2H236ZM257 3H258V2H257ZM9 4H10V3H8V5H9ZM41 4H42V3H41ZM75 4H76V3H75ZM75 4L72 5V6L74 7ZM87 4H88V2H87ZM93 4H92V5H93ZM101 4H102V2H101ZM116 4H117V3H116ZM133 4H134V3H133ZM213 4H214V2H213ZM222 4H223V2H222ZM233 4H234V3H233ZM237 4H238V3H237ZM237 4H236V6L238 7V5H239L240 3H239L238 5H237ZM242 4H243V3H242ZM242 4H241V5H242ZM44 5H46V4H44ZM77 5H78V4H77ZM79 5H81V3H80ZM89 5L91 6V2H90ZM107 5H108V4H107ZM107 5H106V7H107ZM112 5H113V4H112ZM134 5H135V4H134ZM144 5H145V4H144ZM160 5H162V3H161ZM166 5H167V4H166ZM176 5H177V4H176ZM199 5H200V4H199ZM201 5H202V4H201ZM215 5H217V4H215ZM227 5H228V4H227ZM243 5H244V4H243ZM246 5H247V4H246ZM13 6H14V4H13ZM15 6H16V5H15ZM18 6H19V5H18ZM26 6H27V5H26ZM28 6H29V5H28ZM37 6H38V5H37ZM37 6H36V9H37ZM39 6H41V5H39ZM47 6H48V5H47ZM84 6H85V5H84ZM86 6H87V5H86ZM104 6H105V5H103V7H104ZM108 6H111V4L108 5ZM118 6H119V5H118ZM118 6H117V7H118ZM124 6H126V5H124ZM139 6H140V4H139ZM152 6H153V5H152ZM157 6H158V5H157ZM194 6H196V5H194ZM223 6H224V4H223ZM232 6H233V5H232ZM232 6L230 5V7H232ZM256 6H257V5H256ZM45 7H46V6H45ZM100 7H101V6H100ZM129 7H130V6H129ZM191 7L193 8V6H190L189 8L191 9ZM199 7H200V6H199ZM204 7L206 8L207 6H204ZM204 7H203V8H204ZM221 7H222V6H221ZM221 7H220V8H221ZM244 7H245V5H244ZM26 8H27V7H26ZM29 8L31 9V7H29ZM32 8L34 9V7H32ZM81 8H82V7H81ZM83 8H84V7H83ZM83 8H82V9H83ZM90 8H91V7H90ZM98 8H99V6H98ZM107 8L110 9V7H107ZM107 8H105V9H107ZM120 8H122V7H120ZM131 8H132V6H131ZM131 8H130V9H131ZM195 8H196V7H194L193 9H195ZM200 8H201V7H200ZM207 8H208V10L210 9L209 7H207ZM222 8H223V7H222ZM228 8H229V7H228ZM238 8L240 9L241 7L239 6ZM4 9H6V8H4ZM24 9H25V8H24ZM43 9H44V8H43ZM43 9H42V10H43ZM62 9H63V8H62ZM78 9H79V8H78ZM92 9H93V8H92ZM99 9H100V8H99ZM136 9H137V8H136ZM139 9H140V7H139ZM239 9H238V10H239ZM242 9H243V7H242ZM256 9H257V8H256ZM44 10H46V9H44ZM52 10H53V9H52ZM56 10H57V9H56ZM103 10H104V9H103ZM111 10H112V9H111ZM116 10H118V9H116ZM132 10H133V8H132ZM145 10H146V9H145ZM213 10H214V9H213ZM229 10H230V9H229ZM229 10H228V11H229ZM234 10H235V8H234ZM250 10H251V9H250ZM259 10H262V9H259ZM12 11H13V10H12ZM30 11H31V10H30ZM33 11H34V10H33ZM39 11H40V10H39ZM50 11H51V9H50ZM50 11H49V12H50ZM58 11H59V10H58ZM64 11H65V10H64ZM64 11H63V14H65ZM72 11H73V9H72ZM75 11H76V10H75ZM90 11H91V10H90ZM113 11H114V10H113ZM133 11H134V10H133ZM135 11H136V10H135ZM152 11H153V10H152ZM179 11H180V10H179ZM216 11H217V10H216ZM216 11H214V13H215ZM10 12H11V11H10ZM13 12H14V11H13ZM16 12H17V11H16ZM16 12H15V13H16ZM35 12H36V11H35ZM37 12H38V11H37ZM61 12H62V11H61ZM73 12H74V11H73ZM125 12H126V11H125ZM125 12H124V13H125ZM192 12H193V11H192ZM192 12H191V13H192ZM196 12H197V10H196ZM201 12H203V10H202V11H199V12H197V13L199 14V13H201ZM209 12H210V11H209ZM212 12H213V11H212ZM252 12H253V11H252ZM257 12H258V11H257ZM261 12H262V11H261ZM19 13H20V12H19ZM54 13H55V11H54ZM58 13H59V12H58ZM90 13L92 14V12H90ZM90 13H89V14H90ZM105 13H106V12H105ZM113 13L115 14V12H113ZM118 13H119V11H118ZM121 13H122V12H121ZM121 13H120V14H121ZM124 13H123V14H124ZM203 13H204V12H203ZM206 13H208V11H207ZM210 13H211V12H210ZM210 13H209V14H210ZM223 13H225V12H223ZM263 13H264V12H263ZM27 14H28V13H27ZM35 14H36V13H35ZM38 14H39V13H38ZM40 14H41V13H40ZM49 14H52V11H51V13H49ZM68 14H70V13H68ZM74 14H75V13H74ZM77 14H78V13H77ZM96 14H97V13H96ZM102 14H103V13H102ZM114 14H113V16H114ZM184 14H185V13H184ZM194 14L196 15V13H194ZM221 14H222V13H221ZM237 14H238V12H237ZM241 14H242V12H241ZM252 14H253V13H252ZM4 15H5V14H4ZM12 15H13V14H12ZM29 15H31V14H29ZM32 15H33V14H32ZM44 15H45V13H44ZM61 15H62V14H61ZM78 15H79V17H80V14H78ZM81 15H82V14H81ZM108 15H109V14H108ZM130 15H131V14H130ZM181 15H182V14H181ZM201 15H205V13H204V14H201ZM249 15H250V14H249ZM253 15H254V14H253ZM13 16H14V15H13ZM15 16H16V14H15ZM20 16H21V15H20ZM40 16H41V15H40ZM42 16H43V15H42ZM50 16H51V15H50ZM54 16H55V14H54ZM71 16H72V15H71ZM75 16H77V15H75ZM91 16H92V15H91ZM109 16H110V15H109ZM115 16H117V15H115ZM118 16H119V15H118ZM240 16H241V15H240ZM251 16H252V15H251ZM257 16H258V15H257ZM257 16H256V17H257ZM1 17H2V16H1ZM6 17H7V16H6ZM57 17H58V16H57ZM60 17H63V16H60ZM60 17H59V18H60ZM66 17H67V16H66ZM66 17H65V18H66ZM72 17H74V16H72ZM89 17H90V16H89ZM89 17H87V18H89ZM121 17H122V16H120V19H122ZM123 17H124V16H123ZM132 17H133V16H132ZM193 17H195V16H192V18H193ZM235 17H236V16H235ZM237 17H239V16L237 15ZM241 17H242V16H241ZM241 17H240V18H241ZM244 17H246V15H245ZM256 17H255V19H256ZM258 17H259V16H258ZM258 17H257V18H258ZM263 17H264V16H263ZM263 17H262V18H263ZM4 18H5V17H4ZM8 18H9V17H8ZM14 18H15V17H14ZM16 18H17V17H16ZM24 18H25V17H24ZM40 18H41V17H40ZM45 18H46V16H45ZM76 18L78 19V17H76ZM81 18H82V17H81ZM84 18H86V17H84ZM84 18H83V19H84ZM90 18H91V17H90ZM90 18H89V19H90ZM109 18H111V17H109ZM180 18H181V16H180ZM197 18L199 19L198 16H197ZM212 18H213V15H212ZM223 18H224V17H223ZM229 18H231V17H228L227 19H229ZM248 18H249V16H248ZM1 19H2V18H1ZM1 19H0V20H1ZM5 19H7V18H5ZM25 19H27V17H26ZM47 19H48V18H47ZM79 19H80V18H79ZM100 19H101V18H100ZM102 19H103V18H102ZM118 19H119V18H118ZM131 19H133V18H131ZM149 19H150V17H149ZM188 19L190 20V18H188ZM198 19H197V20H198ZM204 19H205V18H204ZM214 19H215V18H214ZM225 19H226V18H225ZM236 19H238V18H236ZM245 19H247V18H245ZM245 19L243 18V20H245ZM255 19H254V20H255ZM17 20H18V19H17ZM17 20H16V21H17ZM19 20H21V19H19ZM45 20H46V19H45ZM45 20H44V21H45ZM59 20H60V19H59ZM66 20H67V19H66ZM87 20H88V19H87ZM94 20H95V19H94ZM103 20H104V19H103ZM129 20H130V19H129ZM134 20H135V18H134ZM141 20H142V19H141ZM146 20H148V18H147ZM172 20H174V19H172ZM180 20H183V19H180ZM195 20H196V19L194 18L193 21H195ZM205 20H206V19H205ZM209 20H210V19H209ZM232 20H233V19H232ZM11 21H12V20H11ZM28 21H30V20H28ZM36 21H37V19H36ZM38 21H40V20H38ZM51 21H52V19H51ZM51 21H50V22H51ZM100 21H101V20H100ZM126 21H127V20H126ZM137 21H138V20H136V23H137ZM165 21H166V20H165ZM177 21H178V20H177ZM214 21H215V20H214ZM223 21H224V20H223ZM237 21H238V20H237ZM248 21H249V20H248ZM260 21H261V20H260ZM262 21H264V20H262ZM6 22H7V20H6ZM8 22H9V21H8ZM17 22H18V21H17ZM17 22H16V23H17ZM59 22H61V21H59ZM59 22H58V23H59ZM63 22H64V21H63ZM79 22H82V21H79ZM105 22H106V21H105ZM111 22H112V21H111ZM115 22H117V21L115 20ZM129 22H132V23H133V21H131V20H130ZM146 22H147V21H146ZM174 22H175V21H174ZM186 22H187V21H186ZM186 22H184V24H185ZM203 22H204V21H203ZM255 22H257V21H255ZM255 22H254V23H255ZM18 23H19V22H18ZM23 23H24V22H23ZM37 23H38V22H37ZM113 23H114V22H113ZM120 23H121V22H119L118 24H120ZM122 23H124V21H123ZM127 23H128V22H127ZM142 23H143V22H142ZM165 23H166V22H165ZM175 23H176V22H175ZM177 23H178V22H177ZM190 23L193 24L192 22H190ZM190 23H187V24H190ZM217 23H219V22H217ZM230 23H231V22H230ZM249 23H250V21H249ZM6 24H7V23H6ZM10 24H11V22H10ZM14 24H15V20H14ZM49 24H50V23H49ZM60 24H61V23H60ZM82 24H84V23H82ZM82 24H81V25H82ZM97 24L99 25V22H98V21H97ZM97 24H95V25H97ZM128 24H129V23H128ZM161 24H163V22H161ZM179 24H180V22H179ZM179 24H178V25H179ZM182 24H183V23H182ZM207 24H208V22H207ZM257 24H258V23H257ZM2 25H3V24H2ZM8 25H9V24H8ZM28 25H29V24H28ZM38 25L40 26V24H38ZM61 25H62V24H61ZM72 25H73V23H72ZM100 25H101V24H100ZM115 25H117V24H115ZM147 25H148V24H147ZM165 25H166V24H165ZM196 25H197V24H196ZM218 25H219V24H218ZM218 25L215 24L214 26H218ZM232 25H233V24H232ZM238 25H239V24H238ZM261 25H262V24H261ZM10 26H11V25H10ZM13 26H14V25H13ZM26 26H27V25H26ZM59 26H60V25H59ZM63 26H65L64 23H63ZM66 26H67V25H66ZM75 26H76V25H75ZM120 26H121V24H120ZM127 26H128V25H127ZM137 26H138V23H137ZM143 26L145 27V25H143ZM181 26H182V25H181ZM185 26H186V25H185ZM211 26H213V25H211ZM211 26H210V27H211ZM219 26H220V25H219ZM227 26H228V25H227ZM235 26H236V24H235ZM250 26H251V25H250ZM250 26H249V27H250ZM252 26H254V25H252ZM15 27H16V26H15ZM18 27H19V26H18ZM18 27H16V30H17ZM45 27H46V26H45ZM60 27H61V26H60ZM67 27H68V26H67ZM91 27H92V26H91ZM91 27H90V28H91ZM93 27H94V26H93ZM98 27H99V26H98ZM102 27H103V26H101V29H102ZM104 27H106V26H104ZM110 27H111V26H110ZM125 27H126V26H125ZM133 27H134V26H133ZM133 27L130 26V28H132V29H133ZM162 27H163V25H162ZM188 27H189V26H188ZM191 27H192V26H191ZM197 27H198V25H197ZM228 27H229V26H228ZM230 27H231V26H230ZM241 27H242V26H241ZM1 28H2V27H1ZM21 28H22V27H21ZM33 28H34V27H33ZM33 28H32V30H30L31 32H33ZM36 28H38V27L36 26ZM40 28H41V26H40ZM43 28H44V26L42 25V29H43ZM54 28H55V26H54ZM75 28H79V27H75ZM86 28H88L87 25H86L85 29H86ZM115 28H116V27H115ZM122 28H124V27H122ZM126 28H127V27H126ZM135 28H136V27H135ZM141 28H142V27H141ZM145 28H147V26H146ZM182 28H183V26H182ZM192 28L195 29L194 27H192ZM215 28H217V27H214V29H215ZM218 28H219V27H218ZM222 28H223V27H222ZM253 28H255V27H253ZM257 28H258V26H257ZM19 29H20V28H19ZM23 29H24V28H23ZM23 29H21V31H22ZM29 29H30V28H29ZM44 29H46V28H44ZM44 29H43V30H44ZM51 29H53V28H51ZM51 29H47V30H48V31H51ZM58 29H59V27H58ZM85 29H81V30L78 29V30H80L79 32H81L82 30H83V32H85ZM109 29H110V28H109ZM136 29H137V28H136ZM148 29H149V28H148ZM171 29H172V28H171ZM175 29H176V28H175ZM186 29H187V31H188V28H186ZM186 29H185V30H186ZM197 29H199V27L196 28V30H197ZM211 29H212V28H211ZM220 29H221V28H220ZM237 29H238V28H237ZM241 29H242V28H241ZM259 29H260V28H259ZM14 30H15V29H14ZM26 30H27V28L25 29V31H26ZM34 30H35V31H36V30H39V28H38V29H34ZM40 30H41V29H40ZM40 30H39V31H40ZM43 30H41V31L39 32L41 35H42L41 32H43ZM68 30H70V27H69ZM71 30H72V28H71ZM91 30H92V29H90L89 31H91ZM95 30H96V29H95ZM123 30H124V29H123ZM142 30H143V28H142ZM182 30H183V29H182ZM185 30H184V31H185ZM189 30H190V29H189ZM196 30H195L194 33H196ZM231 30H232V29H231ZM247 30H248V29H247ZM249 30H250V29H249ZM254 30H255V29H254ZM256 30H257V29H256ZM4 31H5V30H4ZM4 31H3V32H4ZM7 31H8V30H7ZM62 31H63V30H61V32H62ZM72 31H73V30H72ZM124 31H125V30H124ZM129 31H130V30H129ZM129 31H128V32H129ZM145 31L147 32V29H146ZM150 31H152V30L150 29ZM184 31H183V32H184ZM187 31H186L185 33H183V34H186ZM201 31H202V30H201ZM209 31H210V30H209ZM239 31H240V30H239ZM1 32H2V31H1ZM1 32H0V33H1ZM5 32H6V31H5ZM11 32H12V31H11ZM15 32H16V31H15ZM23 32H24V31H22V33H23ZM27 32H28V30H27ZM31 32H30V34H31ZM64 32H66V31H64ZM86 32H88V31H86ZM100 32L103 33L104 31L100 30ZM121 32H122V31H121ZM134 32H135V31H134ZM136 32H137V31H136ZM156 32H158V31H156ZM181 32H182V31H181ZM188 32H189V31H188ZM191 32H192V30H191ZM207 32H208V30H207ZM207 32H206V33H207ZM221 32H222V31H221ZM236 32H238V30H237ZM250 32H251V31H250ZM17 33H18V32H17ZM17 33H16V34H17ZM43 33H44V32H43ZM52 33H53V32H52ZM81 33H82V32H81ZM93 33H94V32H93ZM108 33H109V32H108ZM137 33H138V32H137ZM141 33H142V32H141ZM148 33H149V32H148ZM164 33H165V31H164ZM172 33H173V32H172ZM177 33H178V32H177ZM194 33H193V34H194ZM208 33H209V32H208ZM208 33H207V34H208ZM240 33H241V32H240ZM246 33H247V32H246ZM252 33H253V32H252ZM252 33H251V34H252ZM254 33H255V31H254ZM256 33H258V32L256 31ZM259 33H260V32H259ZM1 34H3V33H1ZM5 34H6V33H5ZM7 34H8V32H7ZM13 34H14V33H13ZM16 34H15V35H16ZM18 34H19V33H18ZM32 34H33V33H32ZM34 34H35V33H34ZM36 34H38V33H36ZM47 34H49V33H47ZM63 34H64V33H62V35H63ZM78 34H79V33H78ZM87 34H89V33H87ZM113 34H114V33H113ZM126 34H127V33H126ZM130 34H131V32H130ZM139 34H140V33H139ZM183 34H182V35H183ZM189 34H190V33H189ZM221 34H222V33H221ZM235 34H236V33H234V35H235ZM248 34H249V33H248ZM8 35H9V34H8ZM23 35H24V34H23ZM23 35L21 34V36H23ZM44 35H45V34H44ZM44 35H43V36H44ZM79 35H81V34H79ZM90 35H93V34L90 33ZM102 35H103V34H102ZM102 35H101V36H102ZM105 35H107V34H105ZM108 35H109V34H108ZM122 35H123V32H122ZM160 35H162V34H160ZM160 35H159V36H160ZM164 35H165V34H164ZM173 35H174V34H173ZM186 35H188V34H186ZM194 35H197V33L194 34ZM200 35H201V34H200ZM209 35H210V38H211V37H212L211 34H209ZM209 35H207V36H209ZM217 35H218V34H217ZM254 35H256V34H254ZM5 36H6V35H5ZM10 36H11V35H10ZM25 36H26V35H25ZM50 36H51V35H50ZM66 36H67V35H66ZM93 36H94V35H93ZM103 36H104V35H103ZM118 36H119V35H118ZM136 36H137V38H138V35H137V34H136ZM136 36H135V37H136ZM141 36H142V35H141ZM147 36H148V35H147ZM169 36H171V35L169 34ZM175 36H176V35H175ZM179 36H181V35H179ZM190 36H191V34H190ZM223 36H224V35H223ZM229 36H230V35H229ZM240 36H241V35H240ZM247 36H248V35H247ZM1 37H2V36H0V39H1ZM13 37H14V35H13ZM19 37H20V36H19ZM34 37H35V36H34ZM77 37H79V36H77ZM113 37H114V36H113ZM123 37H124V36H123ZM139 37H140V36H139ZM150 37H151V36H150ZM176 37H177V36H176ZM183 37H184V40H186L185 38H186L187 36H186V37L183 36ZM217 37H219V35H218ZM231 37H232V36H231ZM231 37H229V38H231ZM260 37H261V36H260ZM262 37H263V36H262ZM40 38H41V37H40ZM53 38H54V35H53ZM53 38H52V39H53ZM88 38L90 39V37H88ZM114 38H115V37H114ZM140 38H141V37H140ZM162 38H163V36H162ZM179 38H180V37H179ZM219 38H220V37H219ZM257 38L259 39V41H261V39L258 37V35H257ZM4 39H5V38H4ZM7 39H8V38H7ZM7 39H6V41H7ZM13 39H14V38H13ZM17 39H18V38H17ZM32 39H33V38H32ZM32 39H31V40H32ZM35 39H36V38H35ZM37 39H38V37H37ZM47 39H49V38H47ZM58 39H59V38H58ZM58 39H57V40H58ZM102 39H103V38H102ZM106 39H107V38H106ZM126 39H127V38H126ZM145 39H146V37H145ZM150 39H151V38H150ZM163 39H164V38H163ZM173 39H174V37H173ZM208 39H209V38H208ZM208 39H207V40H208ZM213 39H214V41H215V38H213ZM213 39H212V40H213ZM2 40H3V39H2ZM11 40H12V39H11ZM15 40H16V38H15ZM19 40H20V39H19ZM22 40H23V39H22ZM27 40H28V39H27ZM57 40H56V41H57ZM81 40H82V39H81ZM143 40H144V39H143ZM171 40H172V39H171ZM192 40H193V39H192ZM192 40H188V41L192 42ZM210 40H211V39H210ZM246 40H247V39H246ZM249 40H250V39H249ZM20 41H21V40H20ZM20 41H19V43H20ZM98 41H99V40H98ZM127 41H128V40H127ZM127 41H126V42H127ZM150 41H152V40H150ZM160 41H161V40H160ZM179 41H180V40H179ZM186 41H187V40H186ZM221 41H222V39H221ZM223 41H224V40H223ZM240 41H241V40H238V42H240ZM247 41H248V40H247ZM250 41H251V40H250ZM26 42H27V41H26ZM39 42H40V40H39ZM123 42H124V40H123ZM134 42H135V41H134ZM173 42H174V41H173ZM181 42H182V41H181ZM207 42H208V41H207ZM224 42H225V41H224ZM243 42H244V44H245L246 41H243ZM5 43H6V42H5ZM15 43H16V42H15ZM19 43H18V44H19ZM32 43H33V42H32ZM86 43H87V42H86ZM114 43H115V42H114ZM124 43H125V42H124ZM136 43H137V42H136ZM136 43H135V44H136ZM142 43H143V42H142ZM152 43H153V41H152ZM160 43H161V42H160ZM193 43H194V42H193ZM199 43H200V42H199ZM235 43H236V42H235ZM3 44H4V43H3ZM40 44H41V43H40ZM55 44H56V43H55ZM74 44L76 45V42H75ZM74 44H73V45H74ZM83 44H84V43H83ZM101 44H102V43H101ZM119 44H120V42H119ZM119 44H118V45H119ZM122 44H123V43H122ZM155 44H156V43H155ZM188 44H189V43H188ZM218 44H219V43H218ZM221 44H223V43L221 42ZM257 44H258V43H257ZM5 45H6V44H5ZM5 45H4V47L6 48ZM27 45H29V44H27ZM30 45H31V44H30ZM64 45H65V44H64ZM71 45H72V44H71ZM73 45H72V46H73ZM75 45H74V46H75ZM88 45H89V44H88ZM102 45H103V48H104V43H103ZM105 45H106V44H105ZM166 45H168V44H166ZM183 45H184V49H185V48H186V47H185V43H184ZM186 45H187V44H186ZM190 45H191V44H190ZM194 45H195V44H194ZM205 45H208V43L205 44ZM215 45H216V44H215ZM219 45H220V44H219ZM238 45H239V44H238ZM249 45H250V44H249ZM253 45H254V44H253ZM1 46H3V45H1ZM1 46H0V47H1ZM19 46H20V44H19ZM74 46H73V47H74ZM83 46H84V45H83ZM138 46L140 47V45H138ZM145 46H146V45H145ZM145 46H144V47H145ZM169 46H171V45H169ZM192 46H193V45H192ZM211 46H212V45H211ZM231 46H232V45H231ZM231 46H230V47H231ZM4 47H3V48H4ZM9 47H11V46L9 45ZM29 47H30V46H29ZM29 47H28V48H29ZM31 47H32V46H31ZM54 47H55V46H54ZM54 47H53V48H54ZM65 47H67V46H65ZM65 47H64V48H65ZM85 47H86V46H85ZM122 47H123V46H122ZM141 47H142V44H141ZM154 47H155V46H154ZM154 47H153V48H154ZM163 47H165V46H163ZM163 47H161V48H163ZM166 47H167V48H165V49H168V46H166ZM187 47H188V50H189V49H190L189 45H188ZM202 47H203V46H202ZM251 47H252V44H251ZM35 48H36V47H35ZM61 48H63V47H61ZM108 48H110V47H108ZM123 48H124V47H123ZM146 48H147V47H146ZM155 48H156V47H155ZM155 48H154V49H155ZM158 48H159V47H158ZM158 48H157V49H158ZM171 48H172V47H171ZM199 48H200V47H199ZM207 48H208V47H207ZM231 48H232V47H231ZM231 48H230V49H231ZM236 48H237V47H236ZM258 48H259V47H258ZM0 49H2V48H0ZM6 49H7V48H6ZM12 49H13V48H12ZM74 49H75V48H74ZM74 49H73V51H74ZM111 49H112V48H111ZM154 49H153V51H154ZM180 49H181V48H180ZM184 49H183V50H184ZM191 49H192V47H191ZM203 49L206 50V48H203ZM227 49H228V48H227ZM233 49H235V48H233ZM255 49H257V48H255ZM2 50H3V49H2ZM14 50H15V49H14ZM28 50H29V49H28ZM32 50H33V49H32ZM37 50H38V49H37ZM59 50H60V48H59ZM69 50H71V49H69ZM69 50H68V51H69ZM116 50H117V49H116ZM124 50H125V49H124ZM134 50H135V49H134ZM134 50H133V51H134ZM136 50H137V49H136ZM143 50H144V49H143ZM147 50H150V49H147ZM185 50H186V49H185ZM188 50H186V51L188 52ZM219 50H220V49H219ZM260 50H261V48H260ZM8 51H9V49H8ZM29 51H30V50H29ZM49 51H50V50H49ZM77 51H78V50H77ZM186 51H185V52H186ZM207 51H208V49H207ZM223 51H224V50H223ZM238 51H239V50H238ZM256 51H257V50H256ZM3 52H4V51H2V54H3ZM10 52H11V51H10ZM59 52H60V51H59ZM71 52H72V51H71ZM111 52H112V50H111ZM121 52H123V51H121ZM140 52H141V51H140ZM162 52H163V50H162ZM164 52H165V51H164ZM187 52H186V53H187ZM211 52H212V51H211ZM211 52H210V53H211ZM217 52H218V50H217ZM229 52H230V51H229ZM232 52H233V51H232ZM262 52H263V51H262ZM8 53H9V52H8ZM18 53H19V52H18ZM61 53H62V52H61ZM61 53H59L58 55L60 56ZM73 53H75V52H73ZM73 53H70V54H73ZM76 53H77V52H76ZM78 53H79V52H78ZM108 53H109V52H108ZM147 53H148V52H147ZM204 53H205V52H204ZM259 53H260V52H259ZM9 54H10V53H9ZM9 54H8V55H9ZM79 54H80V53H79ZM111 54H112V53H111ZM138 54H139V53H138ZM148 54H149V53H148ZM148 54H147V55H148ZM182 54H183V53H182ZM195 54H197V53H195ZM202 54H203V52H202L200 55H202ZM208 54H209V52H208ZM222 54H223V53H222ZM222 54H221V55H222ZM261 54H263V53H261ZM4 55H5V53H4ZM4 55H2V56H3V57H7L6 55H5V56H4ZM10 55H11V54H10ZM10 55H9V56H10ZM12 55H13V54H12ZM12 55H11V56H12ZM56 55H57V54H56ZM58 55H57V56H58ZM68 55H69V54H68ZM77 55H78V54H77ZM100 55H101V54H100ZM106 55H107V54H106ZM126 55H127V54H126ZM210 55H211V54H210ZM233 55H234V54H233ZM0 56H1V55H0ZM2 56H1V57H2ZM47 56H48V55H47ZM57 56H56V57H57ZM66 56H67V55H66ZM72 56H73V55H72ZM81 56H82V55H81ZM81 56H80V57H81ZM112 56H114V55H112ZM124 56H125V55H124ZM158 56H160V54H158ZM192 56H193V55H192ZM211 56H213V55H211ZM225 56H226V55H225ZM225 56H224V57H225ZM234 56H235V55H234ZM262 56L264 57V55H262ZM3 57H2L1 59H3ZM70 57H71V56H70ZM78 57H79V56H78ZM117 57H118V56H117ZM136 57H137V56H136ZM184 57H186V56H184ZM196 57L198 58V56H196ZM205 57H206V56H205ZM205 57H203V58L205 59ZM208 57H209V55H208ZM220 57H221V56H220ZM236 57H237V56H236ZM7 58H8V57H7ZM32 58H33V57H32ZM34 58H35V56H34ZM34 58H33V59H34ZM45 58H46V57H45ZM68 58H69V57H67V59H68ZM76 58H77V57H76ZM100 58H101V57H100ZM107 58H109V57L107 56ZM120 58H121V57H120ZM128 58H129V57H128ZM130 58H131V57H130ZM175 58H176V57H175ZM175 58H174V60H175ZM186 58H187V57H186ZM199 58H200V56H199ZM229 58H230V57H229ZM231 58L233 59V57H231ZM240 58H241V57H240ZM69 59H71V58H69ZM74 59H75V56H74L73 60H74ZM138 59H139V58H138ZM188 59H189V57H188ZM188 59H186V64H187V60H188ZM204 59H203V60H204ZM222 59H223V58H222ZM242 59H243V58H242ZM5 60H6V59H5ZM28 60H29V59H28ZM35 60H37V59H35ZM84 60H85V59H84ZM103 60H104V58H103ZM103 60H101V61H103ZM126 60H127V59H126ZM141 60H142V58H141ZM174 60H173V61H174ZM176 60H177V59H176ZM199 60H200V59H198V61H199ZM207 60H208V59H205V61H207ZM223 60H224V59H223ZM234 60H235V59H234ZM33 61H34V60H33ZM64 61H65V60H64ZM66 61H68V60H66ZM74 61H75V60H74ZM76 61H77V60H76ZM138 61H140V60H138ZM138 61H137V62H138ZM178 61H179V60H177V62H178ZM188 61H189V60H188ZM225 61H226V59H225ZM230 61H231V59H230ZM0 62H1V61H0ZM2 62H3V61H2ZM6 62H8V61H6ZM11 62H12V61H11ZM13 62H14V60H13ZM15 62H16V61H15ZM22 62H23V61H22ZM43 62H44V61H43ZM85 62H86V61H85ZM91 62H92V61H91ZM179 62H180V61H179ZM184 62H185V60H184ZM195 62H196V61H195ZM207 62H209V61H207ZM210 62H211V61H210ZM9 63H10V62H9ZM16 63H20V62H16ZM51 63H52V62H51ZM62 63H63V60H62ZM65 63H68V62H65ZM72 63H73V62H72ZM74 63H76V62H74ZM78 63H80V62L78 61ZM126 63H127V62H126ZM182 63H183V62H182ZM193 63H194V62H193ZM219 63H220V61H219ZM223 63H224V62H223ZM227 63H228V61H227ZM232 63H233V62H232ZM240 63H241V62H240ZM251 63H252V62H251ZM3 64H4V62L2 63V65H3ZM6 64L8 65V63H5L4 65L6 66ZM20 64H21V63H20ZM20 64H19L18 66H21ZM33 64H34V63H33ZM42 64H43V63H42ZM63 64H64V63H63ZM142 64H143V63H142ZM170 64H171V63H170ZM175 64H176V63H175ZM184 64H185V63H184ZM194 64H196V63H194ZM214 64H215V63H214ZM2 65L0 64V66H2ZM15 65H16V64H15ZM22 65H26V63H25V64H22ZM30 65H31V64H30ZM35 65H36V64H35ZM38 65H39V64H38ZM45 65H46V64H45ZM85 65H86V64H85ZM105 65H106V64H105ZM165 65H166V64H165ZM216 65H218V64H216ZM220 65H221V64H220ZM230 65H231V64H230ZM238 65L240 66V64H238ZM12 66H14V65H12ZM31 66H32V65H31ZM33 66H34V65H33ZM36 66H37V65H36ZM36 66H35V67H36ZM42 66H43V65H42ZM112 66H113V65H112ZM166 66L169 67L170 65H169V66L166 65ZM186 66H188V65H186ZM222 66H223V65H222ZM224 66H225V65H224ZM227 66H228V65H227ZM6 67H8V66H6ZM10 67H11V66H10ZM22 67H24V66H22ZM44 67H45V66H44ZM115 67H116V66H115ZM173 67H174V66H173ZM199 67H203V66L201 65V66H199ZM209 67H210V66H209ZM212 67H213V66H212ZM232 67H234V66H232ZM244 67H245V66H244ZM1 68H2V67H1ZM1 68H0V69H1ZM8 68H9V67H8ZM32 68H33V67H32ZM41 68H43V67H41ZM62 68H65L64 65H63ZM67 68H68V67H67ZM81 68H82V67H81ZM83 68H84V67H83ZM116 68H117V67H116ZM118 68H119V67H118ZM135 68H136V67H135ZM137 68H138V67H137ZM181 68H182V67H181ZM183 68H184V67H183ZM189 68H190V67H189ZM191 68H192V66H191ZM191 68H190V69H191ZM195 68H196V67H195ZM214 68H215V67H214ZM229 68H231V67H229ZM241 68H242V67H241ZM2 69H3V68H2ZM9 69H10V68H9ZM18 69H19V68H18ZM88 69H89V68H88ZM90 69H91V68H90ZM92 69H93V68H92ZM95 69H96V68H95ZM210 69H211V68H210ZM4 70H5V69H4ZM14 70H15V66H14ZM14 70H13V71H14ZM23 70H24V68H23ZM25 70H26V69H25ZM25 70H24V71H25ZM34 70H35V69H34ZM37 70H38V69H37ZM75 70H76V69H75ZM116 70L118 71V69H116ZM139 70H140V69H139ZM150 70H151V69H150ZM161 70H162V69H161ZM184 70L186 71V69H184ZM225 70H226V69H225ZM225 70H224V71H225ZM235 70H236V69H234V71H235ZM0 71H2V70H0ZM6 71H7V70H6ZM6 71H5V73H8V72H6ZM15 71H16V70H15ZM47 71H48V70H47ZM65 71L67 72L68 70H65ZM99 71H100V70H99ZM102 71H103V70H102ZM102 71H101V72H102ZM151 71H152V70H151ZM175 71H176V70H175ZM182 71H183V70H182ZM205 71H206V70H205ZM241 71H242V70H241ZM246 71H248V70H246ZM9 72H11V69H10ZM21 72H22V70H21ZM26 72H27V71H26ZM36 72H37V71H36ZM72 72H73V70H72ZM112 72H113V71H112ZM172 72H173V71H172ZM176 72H177V71H176ZM191 72H192V71H191ZM231 72H232V71H231ZM249 72H250V71H249ZM5 73H4V74H5ZM60 73H62V72L60 71ZM60 73H59V76H61ZM69 73H70V72H69ZM77 73H78V71H77ZM89 73H90V72H89ZM137 73H138V72H137ZM193 73H194V72H193ZM195 73H196V71H195ZM198 73H199V72H198ZM206 73H208V72H206ZM217 73H218V72H217ZM220 73H221V72H220ZM232 73H233V72H232ZM232 73H231V74H232ZM239 73H240V72H239ZM246 73H247V72H246ZM253 73H254V72H253ZM8 74H9V73H8ZM8 74H7V76H8ZM10 74H12V73H10ZM17 74H18V73H17ZM17 74H16V76H17ZM19 74H22V73L19 72ZM19 74H18V75H19ZM33 74H34V73H33ZM33 74H32V75H33ZM53 74L55 75V73H53ZM79 74H80V73H79ZM79 74H78V75H79ZM99 74H100V72H99ZM112 74H113V73H112ZM202 74H203V73H202ZM221 74H222V73H221ZM251 74H252V73H251ZM14 75H15V74H14ZM24 75H25V74H24ZM30 75H31V74H30ZM32 75H31V76H32ZM57 75H58V73H57ZM62 75L65 76L66 74H64V72H63ZM72 75H73V74H72ZM82 75H83V74H81V76H82ZM91 75H92V74H91ZM91 75H90V76H91ZM115 75H116V74H115ZM121 75H122V74H121ZM126 75H127V74H125V76H126ZM155 75H156V74H155ZM170 75H171V74H170ZM178 75H179V74H178ZM211 75H212V73H211ZM213 75H214V74H213ZM16 76H15V78H16ZM31 76H30V77H31ZM35 76H36V75H35ZM40 76H41V75H40ZM59 76H58V77H59ZM63 76H62V77H63ZM95 76H97V75H95ZM125 76H123V77H125ZM134 76H135V74H134ZM134 76H133V77H134ZM214 76H215V75H214ZM214 76H212V77L214 78ZM233 76H235V75H233ZM22 77H23V76H22ZM22 77H21V78H22ZM58 77H57V78H58ZM73 77H74V76H73ZM82 77H83V76H82ZM106 77H107V76H106ZM128 77H129V76H128ZM145 77H146V76H145ZM191 77H192V76H191ZM197 77H199V76H197ZM203 77H205V75H204ZM206 77H207V76H206ZM209 77H210V76H209ZM209 77H208V78H209ZM218 77H219V76H218ZM226 77H227V76H226ZM19 78H20V77H19ZM39 78H40V77H39ZM91 78H92V77H91ZM96 78H97V77H96ZM102 78H103V77H102ZM179 78H180V77H179ZM199 78H200V77H199ZM216 78H217V77H216ZM232 78H233V77H232ZM236 78H237V77H236ZM238 78H239V77H238ZM238 78H237V80H238ZM240 78H241V77H240ZM8 79H9V78H8ZM8 79H7V80H8ZM17 79H18V78H17ZM17 79H16V80H17ZM62 79H63V78H62ZM68 79H69V78H68ZM75 79H76V78H75ZM79 79H80V78H79ZM87 79H88V78H87ZM104 79H105V78H104ZM107 79H108V78H107ZM107 79H106V80H107ZM118 79H119V78H118ZM125 79H126V78H125ZM142 79H143V78H142ZM164 79H165V78H164ZM0 80H1V83H2V81H3L2 78H1ZM7 80H5V81H7ZM10 80H12V79H10ZM25 80H26V79H25ZM60 80H61V79H60ZM77 80H78V79H77ZM83 80H84V79H83ZM88 80H89V79H88ZM96 80H97V79H96ZM102 80H103V79H102ZM110 80L112 81V78H111ZM113 80L116 81L115 78H113ZM145 80H148V78L145 79ZM149 80H150V79H149ZM194 80H195V79H194ZM204 80H205V78H204ZM204 80H203V83H204V84L206 83V84L208 85L207 82H209V80H208L207 82H205ZM215 80H216V79L214 78V81H215ZM229 80H230V79H229ZM229 80L227 79V81H229ZM8 81H9V80H8ZM13 81H14V80H13ZM39 81H41V80H39ZM43 81H44V80H43ZM65 81H66V80H65ZM80 81H81V80H80ZM91 81H92V80H91ZM119 81H120V80H119ZM122 81H123V80H122ZM128 81H129V80H128ZM160 81H161V80H160ZM199 81H200V80H199ZM225 81H226V80H225ZM239 81H240V80H239ZM239 81H238V82H239ZM11 82H12V81H11ZM11 82H10V83H11ZM14 82H15V81H14ZM17 82H18V81H17ZM26 82H27V81H26ZM29 82H30V81H29ZM44 82H45V81H44ZM73 82H74V81H73ZM92 82H93V84H94V81H92ZM95 82H96V81H95ZM104 82H105V80H104ZM108 82H109V81H108ZM112 82H113V81H112ZM112 82H110V83H112ZM142 82H143V81H142ZM142 82H141V83H142ZM169 82H170V79H169ZM182 82H183V81H181V83H182ZM3 83H4V82H3ZM35 83H36V82H35ZM35 83H34V84H35ZM42 83H43V82H42ZM46 83H47V82H46ZM48 83H49V82H48ZM70 83H71V82H70ZM82 83H84V82H82ZM89 83H90V81H89ZM115 83H116V82H115ZM115 83H114V84H115ZM122 83H124V81L121 82V84H122ZM129 83H130V82H129ZM172 83H173V78H172V82H171V84H172ZM181 83H179V84H181ZM214 83H215V82H214ZM218 83H219V81H218ZM225 83H226V82H225ZM7 84H8V83H7ZM11 84H12V83H11ZM18 84H19V83H18ZM71 84H72V83H71ZM74 84H75V82H74ZM95 84H96V83H95ZM95 84H94V85H95ZM121 84H120V85H121ZM148 84H149V86H150V83H149V82H147V85H148ZM204 84H203V85H204ZM240 84H242V83H240ZM15 85L18 86L17 84H15ZM15 85H14V86H15ZM38 85H39V84H38ZM87 85H88V84H87ZM97 85H98V84H97ZM102 85H103V84H102ZM107 85H108V84H107ZM107 85H106V86H107ZM110 85H111V84H110ZM117 85H118V84H117ZM140 85H142V84H140ZM158 85H160V83H159ZM177 85H178V84H177ZM201 85H202V83H201ZM213 85H214V84H213ZM215 85H216V84H215ZM217 85H218V84H217ZM235 85H236V83H235ZM4 86H5V85H4ZM78 86H79V85H78ZM112 86H113V85H112ZM154 86H155V85H154ZM156 86H157V85H156ZM168 86H169V85H168ZM209 86H210V85H209ZM221 86H222V85H221ZM238 86H241V85H238ZM242 86H243V85H242ZM242 86H241V87H242ZM244 86H245V85H244ZM246 86H248V85H246ZM5 87H6V86H5ZM9 87H10V86H9ZM9 87H8V88H9ZM18 87L20 88V86H18ZM57 87H58V86H57ZM59 87H60V86H59ZM95 87H96V85H95ZM100 87H101V86H100ZM104 87H105V86H104ZM113 87H114V86H113ZM120 87H121V86H120ZM122 87H123V86H122ZM122 87H121V89H123ZM126 87H127V86H126ZM128 87H129V85H128ZM152 87H153V86H152ZM195 87H196V86H195ZM215 87H216V86H215ZM222 87H223V86H222ZM227 87H228V86H227ZM227 87H226V88H227ZM234 87H235V86H234ZM250 87H251V86H250ZM2 88H3V87H2ZM23 88H24V87H23ZM64 88H65V87H64ZM142 88H143V87H142ZM142 88H141V91H142ZM145 88H146V86H145ZM145 88H144V89H145ZM149 88H150V87H149ZM149 88H147V89H149ZM154 88H155V87H154ZM173 88H174V87H173ZM181 88H182V87H181ZM189 88H190V87H189ZM198 88H199V87H198ZM212 88H214V87H212ZM219 88H220V87H219ZM254 88H255V87H254ZM256 88H257V87H256ZM6 89H7V88H6ZM6 89H5V91H6ZM10 89H12V87L9 88L8 90L10 91ZM13 89H15V88H13ZM27 89H28V88H27ZM31 89H32V88H31ZM45 89H46V88H45ZM50 89H51V88H50ZM69 89H70V88H69ZM97 89L100 90V88H97ZM101 89H102V87H101ZM115 89H116V88H115ZM132 89H133V88H131V90H132ZM187 89H188V88H187ZM187 89H186V90H187ZM191 89H192V88H191ZM8 90H7V91H8ZM39 90H40V89H39ZM47 90H48V89H47ZM78 90H79V89H78ZM80 90H81V89H80ZM103 90H104V89H103ZM110 90H111V89H110ZM110 90H109V91H110ZM145 90H146V89H145ZM145 90H144L143 92H146V91H147V90H146V91H145ZM165 90H166V89H165ZM189 90H190V89H189ZM231 90H232V89H231ZM18 91H19V90H18ZM36 91H38V90H36ZM40 91H41V90H40ZM60 91H61V90H60ZM72 91H73V90H72ZM72 91H71V92H72ZM134 91H135V90H134ZM138 91H139V89H138ZM138 91H137V92H138ZM190 91H191V90H190ZM193 91H194V90H193ZM210 91H211V89H210ZM234 91H235V90H234ZM245 91H246V90H245ZM245 91H243V92H245ZM10 92H11V91H10ZM19 92H20V91H19ZM22 92H25V91H22ZM53 92H56V91H53ZM58 92H59V91H58ZM80 92H81V91H80ZM84 92H85V91H84ZM88 92H89V91H88ZM90 92H91V91H90ZM93 92H94V91H93ZM93 92H92V93H93ZM98 92H99V91H98ZM105 92H106V91H105ZM105 92H104V93H105ZM148 92H149V91H148ZM148 92H147V94H148ZM169 92H170V91H169ZM186 92H187V91H186ZM211 92H212V91H211ZM2 93H3V92H2ZM33 93H34V91H33ZM42 93H44V92L42 91ZM75 93H76V91H75ZM102 93H103V92H101L100 94L103 95ZM109 93H110V92H109ZM119 93H120V92H119ZM125 93H126V92H125ZM138 93H140V92H138ZM141 93H142V92H141ZM141 93H140V94H141ZM187 93H188V92H187ZM194 93H195V91H194ZM196 93H197V91H196ZM214 93H215V92H214ZM218 93H221V92H218ZM222 93H223V92H222ZM222 93H221V94H222ZM250 93H251V92H250ZM4 94H5V93H4ZM25 94H26V93H25ZM27 94H29V93L27 92ZM39 94H40V93H39ZM67 94H68V93H67ZM76 94H77V93H76ZM78 94H79V93H78ZM81 94H82V93H81ZM142 94H144V93H142ZM142 94H141V96H143ZM150 94H152V93H150ZM184 94H185V93H184ZM189 94H190V93H189ZM197 94H198V93H197ZM227 94H229V93H227ZM227 94H226V96H227ZM230 94H231V93H230ZM230 94H229V95H230ZM259 94H260V93H259ZM5 95H7V93H6ZM5 95H3V96H5ZM13 95H14V94H13ZM69 95H70V94H69ZM93 95H95V94H93ZM96 95H97V93H96ZM107 95H108V97L110 96L109 94H107ZM114 95H115V92H114ZM144 95H145V94H144ZM180 95H181V94H180ZM180 95H178V96L180 97ZM190 95H191V94H190ZM207 95H208V94H207ZM215 95H216V94H215ZM3 96L1 95V99H2V100H3V98H2ZM11 96H12V95H11ZM19 96H20V94H19ZM19 96L17 95L16 98H18ZM24 96H25V98H26L27 95H24ZM28 96H29V95H28ZM34 96H35V95H34ZM46 96H47V95H46ZM56 96H57V95H56ZM61 96H62V93H61ZM77 96H79V95H77ZM81 96H82V95H81ZM84 96H85V95H84ZM112 96H113V93H112ZM116 96H117V95H116ZM156 96H157V98H158V95H156ZM160 96H161V95H160ZM173 96H174V95H173ZM173 96H172V97H173ZM181 96H182V95H181ZM184 96H186V94H185ZM187 96H188V95H187ZM187 96H186V98H187ZM201 96H202V95H201ZM223 96H224V95H223ZM247 96H248V95H247ZM5 97H6V96H5ZM5 97H4V98H5ZM48 97H50V96H48ZM88 97H89V96H88ZM97 97H98V96H97ZM108 97H107V98H108ZM136 97H137V96H136ZM139 97H140V96H139ZM152 97H154V96H152ZM190 97H192V95H191ZM204 97H205V96H204ZM231 97H232V96H231ZM237 97H238V96H237ZM241 97H242V96H241ZM249 97H250V96H249ZM10 98H11V97H10ZM13 98H15V97H13ZM16 98H15V101L17 100ZM23 98H24V97H23ZM23 98H22V99H23ZM55 98H56V97H55ZM57 98H58V97H57ZM100 98H101V97H100ZM132 98H133V97H132ZM132 98H131V99H132ZM144 98H145V97H144ZM144 98H143V99H144ZM146 98H147V97H146ZM157 98L155 99V101L158 100ZM163 98H164V96H163ZM167 98H168V97H166V99H167ZM186 98H185V99H186ZM193 98H194V96H193ZM193 98H192V99H193ZM201 98H202V97H201ZM207 98H208V96H207ZM243 98H244V97H243ZM243 98H242V100H243ZM254 98H255V96H254ZM18 99H19V98H18ZM47 99L49 100V98H47ZM47 99H46V100H47ZM75 99H76V98H75ZM91 99H92V98H91ZM94 99H95V98H94ZM97 99H98V98H97ZM102 99H103V98H102ZM104 99L107 100L106 97H105ZM119 99H120V98H119ZM124 99H125V98H124ZM126 99H127V98H126ZM139 99H140V98H139ZM148 99H149V98H148ZM148 99H147V100H148ZM171 99H172V98H171ZM198 99H199V98H198ZM203 99H205V98H203ZM212 99H213V97H212ZM216 99H217V98H216ZM216 99H214V100H216ZM232 99H233V98H232ZM232 99L230 98V100H232ZM252 99H253V98H252ZM26 100H27V99H26ZM50 100H51V99H50ZM71 100H73V99H71ZM105 100H103V101H105ZM135 100H137V99H135ZM169 100H170V99H169ZM174 100H176V99H174ZM207 100H209V99H207ZM244 100H245V102H246V99H244ZM0 101H1V100H0ZM3 101H6V100L4 99ZM3 101H1V102H3ZM7 101H8V100H7ZM7 101H6V102H7ZM19 101H20V100H18V103H19ZM21 101H22V100H21ZM21 101H20V102H21ZM51 101L53 102V100H51ZM61 101H62V100H61ZM61 101H59V102L61 103ZM73 101H74V100H73ZM77 101H78V100H77ZM80 101H81V100H80ZM94 101H95V100H94ZM94 101H93V103H94ZM98 101H99V100H98ZM98 101H96V103H98ZM109 101H110V100H109ZM109 101H108V102H109ZM115 101H116V100H115ZM150 101H151V100H150ZM163 101H166V100L163 99ZM167 101H168V100H167ZM167 101H166V102H167ZM191 101H192V103H193V100H191ZM204 101H205V100H204ZM204 101H203V102H204ZM217 101H218V100H217ZM220 101H221V100H220ZM260 101H261V100H260ZM23 102H24V101H22V105H23ZM26 102H29V100L26 101ZM36 102H37V101H36ZM57 102H58V101L56 100L55 103H57ZM81 102H82V101H81ZM84 102H85V100H84ZM116 102H117V101H116ZM126 102H127V101H126ZM140 102H141V101H140ZM145 102H147L146 99H145ZM169 102H170V101H169ZM169 102H167V103H169ZM171 102H172V101H171ZM176 102H177V101H176ZM179 102H180V101H179ZM186 102H187V101H186ZM218 102H219V101H218ZM232 102H234V101H232ZM250 102H252V101L250 100ZM263 102H264V101H263ZM263 102H261V103H263ZM12 103H13V102H12ZM24 103H25V102H24ZM50 103H51V102H49V104H50ZM53 103H54V102H53ZM60 103H59V104H60ZM75 103H76V102H75ZM78 103H79V101H78ZM82 103H83V102H82ZM82 103H81V104H82ZM91 103H92V102H91ZM118 103H120V102H118ZM123 103H124V101H123ZM123 103H122V105H123ZM128 103H129V102H128ZM132 103H133V102H132ZM134 103H135V102H134ZM136 103H138V102H136ZM136 103H135V104H136ZM154 103H155V102H154ZM159 103H160V102H159ZM162 103L164 104V102H162ZM188 103H189V98H188ZM188 103H186V104H188ZM208 103H209V102H208ZM214 103H215V102H214ZM220 103H221V102H220ZM225 103H226V102H225ZM229 103H230V101H229ZM259 103H260V102H259ZM0 104H1V103H0ZM16 104H17V103H16ZM19 104H20V103H19ZM19 104H18V107H17V108H20L19 106H21V105H19ZM51 104H52V103H51ZM89 104H90V103H89ZM106 104H107V103H106ZM111 104H112V103H111ZM135 104H134V105H135ZM147 104H148V103H147ZM156 104H157V103H156ZM156 104H154V106H155ZM174 104H175V103H174ZM182 104H183V103H182ZM232 104H233V103H232ZM1 105H2V104H1ZM5 105H6V104H5ZM8 105H9V104H8ZM26 105H27V103H26ZM28 105H30V104H28ZM28 105H27V106H28ZM44 105H45V104H44ZM46 105H47V104H46ZM91 105H92V104H91ZM96 105H97V104H96ZM114 105H115V104H114ZM116 105H117V104H116ZM118 105H119V104H118ZM128 105H130V104H128ZM139 105H141V103H140ZM149 105H150V104H149ZM152 105H153V103H152ZM195 105H196V103H195ZM195 105H194V106H195ZM205 105H207V104H205ZM211 105H212V104H211ZM214 105H215V104H214ZM234 105H235V103H234ZM234 105H233V107H234ZM258 105H259V104H258ZM14 106H16V105H14ZM52 106H53V105H52ZM81 106H82V105H81ZM103 106L105 107V105H103ZM108 106H109V104H108ZM141 106H142V105H141ZM145 106L148 107V105H146V103H145ZM150 106H151V105H150ZM159 106H160V105H159ZM161 106H162V104H161ZM174 106H176V105H174ZM183 106H184V105H183ZM186 106H187V105H186ZM189 106H190V105H189ZM202 106H203V105H202ZM212 106H213V105H212ZM256 106H257V105H256ZM23 107H26V106H23ZM49 107H50V106H49ZM55 107H56V106H55ZM55 107H54V108H55ZM63 107H64V106H63ZM83 107H84V104H83ZM91 107H92V106H91ZM100 107H101V106H100ZM109 107H110V106H109ZM117 107H118V106H117ZM119 107H120V105H119ZM122 107H123V106H122ZM130 107H131V106H130ZM130 107H129V108H130ZM134 107H135V106H134ZM147 107H145V109H146ZM168 107H169V106H168ZM184 107H185V106H184ZM184 107H183V108H184ZM195 107H196V106H195ZM195 107H194V108H195ZM207 107H208V106H207ZM222 107H223V106H222ZM235 107H236V106H235ZM17 108H16V109H17ZM29 108H30V107H29ZM32 108H33V107H32ZM45 108H46V107H45ZM66 108H67V107H66ZM115 108H116V107H115ZM129 108H128V109H129ZM139 108L142 109V107H139ZM149 108H150V107H149ZM149 108H148V109H149ZM155 108H157V107H155ZM172 108H173V106H172ZM177 108H178V107H177ZM191 108H192V107H191ZM205 108H206V107H205ZM217 108H218V107H217ZM228 108H230V107H228ZM237 108H238V106H237ZM250 108H251V107H250ZM2 109H3V108H2ZM30 109H31V108H30ZM57 109H58V108H57ZM57 109H55V111H56ZM61 109H62V108L60 107V109H59V113H60V111H61V112H64V110L62 111ZM67 109H68V108H67ZM84 109H85V108H84ZM101 109H103V107H101ZM101 109H100V110H101ZM119 109H120V108H119ZM126 109H127V108H126ZM130 109H132V107H131ZM130 109H129V110H130ZM136 109H138V108L136 107ZM136 109H135V110H136ZM141 109H140V110H141ZM175 109H176V108H175ZM185 109H186V108H185ZM192 109H193V108H192ZM197 109H198V108H197ZM197 109H196V110H197ZM201 109H202V108H201ZM241 109H242V108H241ZM252 109H253V107H252ZM0 110H1V108H0ZM21 110H23V108H22ZM33 110H34V108H33ZM33 110H32V111H33ZM38 110H39V109H38ZM51 110H52V109H51ZM65 110H66V109H65ZM97 110H98V109H97ZM103 110H104V109H103ZM103 110H101L100 112H102ZM116 110H117V109H116ZM120 110H121V109H120ZM129 110H128V111H129ZM140 110H139V111H140ZM150 110H151V109H150ZM190 110H191V109H190ZM224 110H225V108H224ZM232 110H234V108H233ZM11 111H12V110H11ZM27 111H29V110H26V112H27ZM35 111H36V110H35ZM114 111H115V110H114ZM123 111H124V110H123ZM137 111H138V110H137ZM145 111H146V110H145ZM147 111H148V110H147ZM147 111H146V112H147ZM172 111H173V110H172ZM197 111H199V110H197ZM219 111L221 112V110H219ZM230 111H231V110H230ZM230 111H229V112H230ZM259 111H260V110H259ZM23 112H24V111H23ZM33 112H34V111H33ZM43 112H44V110H43ZM65 112L67 113L68 111H65ZM79 112H82V111L79 110ZM93 112H95V111H93ZM106 112H107V111H106ZM115 112L118 113V111H115ZM148 112H149V111H148ZM151 112H152V110H151ZM151 112H150V113H151ZM154 112H155V111H154ZM161 112H162V111H161ZM173 112H174V111H173ZM185 112H186V111H185ZM185 112H184V113H185ZM195 112H196V111H195ZM195 112H193V113H195ZM220 112H219V114H220ZM241 112L244 113L243 110H242ZM3 113H4V112H3ZM5 113H8V112L5 111ZM12 113H13V112H12ZM55 113H56V112H55ZM57 113H58V112H57ZM69 113H70V112H69ZM97 113H98V111H97ZM111 113H112V112H111ZM130 113H131V111H130ZM159 113H160V112H159ZM163 113H164V112H163ZM175 113H177V112H175ZM191 113H192V111H191ZM193 113H192V114H193ZM197 113H198V112H197ZM209 113H210V112H209ZM231 113H232V111H231ZM250 113H251V112H250ZM1 114H2V112H1ZM9 114H11V113H9ZM9 114H8V115H9ZM29 114H30V113H28V115H29ZM104 114H105V113H104ZM108 114H109V112L106 113L105 115L99 117V118H101V119H100V120L97 119V121H96V123H95V124H96V127H95L94 129L91 130V134H92V138H93V141H94L95 146L92 145L93 147H91V149H90L91 152H89L90 154H88V155H89V158L85 157V158H87V159H85V163L90 164L91 167H92V165H94V167L97 166V168H98L99 165H100L101 163L105 164V163H104V162H105V159H104V157L102 156V155H104V153L102 152V150H103L104 148H106V149L109 151V152H108V153H109V157H108V158H110L109 161L111 162V160H112L113 163H114V162H118V158H119L118 155H117V148H118V145L121 144L120 146H124V145H125L123 148H126L127 146H129L128 148H130L132 145H134L133 142H134V140L136 139L135 136H133V135L127 133V132L124 130V128L115 125V124L113 123V120L111 121V120L109 119V115H108ZM154 114H155V113H154ZM161 114H162V113H161ZM168 114H169V113H168ZM221 114H222V112H221ZM48 115H49V114H48ZM50 115H51V114H50ZM130 115H131V114H130ZM146 115H147V114H146ZM148 115H149V114H148ZM150 115H151V114H150ZM150 115H149V117L151 118ZM157 115H158V114H157ZM157 115H156V116H157ZM205 115H206V112H205ZM213 115H214V114H212V116H213ZM232 115H234V114H232ZM236 115H237V113H236ZM259 115H260V114H259ZM1 116H3V114H2ZM12 116H13V115H12ZM12 116H11V117H12ZM29 116H30V115H29ZM52 116H53V114H52ZM62 116H63V115H62ZM74 116H75V115H74ZM112 116H115V115H112ZM119 116H120V114H119ZM139 116H141V115H139ZM142 116H143V114H142ZM152 116H153V114H152ZM159 116H160V115H159ZM172 116H174V115H172ZM206 116H207V115H206ZM224 116H225V115H224ZM229 116H230V115H229ZM248 116H249V115H248ZM248 116H247V117H248ZM250 116H251V115H250ZM260 116H261V115H260ZM262 116H264V115L262 114ZM7 117H8V116H7ZM31 117H32V116H31ZM46 117H47V115H46ZM46 117H45V118H46ZM54 117H55V116H54ZM64 117H65V116H64ZM79 117H81V116L79 115ZM83 117H84V116H83ZM120 117L122 118V116H120ZM132 117H133V113H132ZM146 117H147V116H146ZM175 117H176V118L173 119L172 121L168 122L167 125H168L169 127L172 126V127L178 128V129H186L187 127L185 128V126H186V124H187V122H186L187 120L185 121L182 112H181V111H178V115L175 116ZM215 117H216V116H215ZM236 117H237V116H236ZM241 117H242V116H241ZM254 117H256V116L254 115ZM258 117H259V116H258ZM2 118H3V117H2ZM2 118H1V119H2ZM23 118H24L23 121H25V117H23ZM27 118H28V116H27ZM32 118H33V117H32ZM32 118H31V119H32ZM35 118H36V117H35ZM117 118H118V117H117ZM117 118H115V120H116ZM125 118L127 119L126 116H125ZM150 118H149V119H150ZM152 118H153V117H152ZM171 118H172V117H171ZM202 118H203V117H202ZM216 118H217V117H216ZM216 118H215V119H216ZM228 118H229V117H228ZM251 118H252V117H251ZM6 119H7V118H6ZM28 119L30 120V118H28ZM79 119H80V118H79ZM126 119H125V120H126ZM145 119H146V118H145ZM162 119H163V118H162ZM219 119H220V118H219ZM221 119H222V118H221ZM223 119H225V118H223ZM29 120H28V121H29ZM32 120H33V119H32ZM75 120H76V119H75ZM80 120H82V119H80ZM123 120H124V119L122 118V121H123ZM131 120H132V119H131ZM137 120L139 121V119H137ZM140 120H142V119H140ZM167 120H168V119H167ZM217 120H218V119H217ZM248 120H249V119H248ZM252 120H253V119H252ZM1 121H2V120H1ZM62 121H63V120H62ZM150 121H151V120H150ZM192 121H193V120H192ZM219 121H220V120H219ZM230 121H231V120H230ZM235 121H237V120L235 119ZM250 121H251V120H250ZM250 121H249V123H251ZM11 122H12V121H11ZM11 122H10V123H11ZM70 122H71V121H70ZM77 122H78V121H77ZM85 122H86V120H85ZM142 122H143V121H142ZM145 122H146V121H145ZM156 122H157V121H156ZM162 122H163V121H162ZM166 122H167V121H166ZM221 122H222V120H221ZM3 123H4V122H3ZM8 123H9V122H8ZM13 123H14V122H13ZM19 123H20V121H19ZM30 123H31V122H30ZM47 123H48V122H47ZM53 123H54V122H53ZM57 123H58V122H57ZM73 123H74V122H73ZM138 123H139V122H138ZM148 123H149V121H148ZM148 123H147V124H148ZM157 123H158V122H157ZM159 123H160V122H159ZM245 123H246V122H245ZM17 124H18V123H17ZM59 124H60V123H59ZM84 124H85V123H84ZM151 124H152V123H151ZM153 124H154V123H153ZM163 124H164V123H163ZM224 124H225V123H224ZM224 124H223V127H224ZM227 124H228V123H227ZM227 124H226V126H227ZM260 124H261V122H260ZM0 125H1V124H0ZM19 125H21V124H19ZM19 125H18V126H19ZM23 125H25V124L23 123ZM46 125H47L48 127H50L48 124H46ZM70 125H71V124H70ZM74 125H75V124H74ZM88 125H89V124H87V127H88ZM93 125H94V124H93ZM126 125H127V124H126ZM164 125H165V124H164ZM177 125H178V126H177ZM13 126H14V125H13ZM18 126H17V128L19 129ZM31 126H33V125H31ZM42 126H43V125H42ZM47 126H46V127H47ZM127 126H128V125H127ZM135 126H136V125H135ZM154 126H155V125H154ZM200 126H201V125H200ZM200 126H199V127H200ZM233 126H234V125H233ZM251 126H252V125H251ZM7 127H9V125H7ZM35 127H36V126H35ZM35 127H34V128H35ZM43 127H44V126H43ZM80 127H81V126H80ZM91 127H92V126H91ZM132 127H133V126H132ZM148 127H149V125H148ZM159 127H161V124H160ZM172 127H171V129H172ZM188 127H189V126H188ZM214 127H215V126H214ZM218 127H219V125H218ZM218 127H216V128L218 129ZM220 127H221V126H220ZM252 127H253V126H252ZM5 128H6V127H5ZM13 128H16V127H13ZM21 128H23V126H22ZM30 128H31V127H30ZM38 128H39V127H38ZM50 128H51V127H50ZM57 128H58V127H57ZM61 128H62V127H61ZM70 128H71V127H70ZM72 128H73V127H72ZM84 128H85V127H84ZM92 128H93V127H92ZM137 128L139 129V127H137ZM149 128H150V127H149ZM151 128H153V127H151ZM164 128H165V127H164ZM175 128H174V129H175ZM195 128H196V127H195ZM197 128H198V127H197ZM203 128H204V127H203ZM205 128H206V127H205ZM234 128H235V127H234ZM10 129H11V128H10ZM10 129H9V130H10ZM31 129H32V128H31ZM42 129H43V128H42ZM52 129H54V128L52 127ZM62 129H63V132H62L61 137H60V142L57 141L56 143H61V144H59V147L61 146V149H60L59 154L61 153V154H64L65 156L62 155V157H59V158H63V160H68V161H69L70 159L73 158V157H71L72 154L70 155L69 152H68V151H69V148H70L69 146H70L72 143H74V141H69V140H68L69 129H67V127H63ZM82 129H83V128H82ZM106 129H108L109 141H107V142H109V143H107V142H105V141L103 140V133H104L103 131L106 130ZM135 129H136V128H135ZM156 129H158V127H157ZM199 129H200V128H199ZM212 129H214V128L212 127ZM219 129H220V128H219ZM223 129H224V128H223ZM225 129H226V128H225ZM228 129H229V128H228ZM230 129H231V127H230ZM260 129H262V127H261ZM260 129H259V130H260ZM0 130H1V129H0ZM9 130H8V131H9ZM28 130H29V129H28ZM38 130H39V129H38ZM46 130H47V129H46ZM49 130L52 131L51 129H49ZM161 130H162V128H161ZM167 130H168V129H167ZM167 130H166V131H167ZM192 130H193V129H192ZM209 130H210V129H209ZM209 130H208V131H209ZM215 130H216V129H215ZM231 130H232V129H231ZM1 131H2V130H1ZM3 131H4V130H3ZM10 131H13V129L10 130ZM10 131H9V132H10ZM15 131H16V130H15ZM19 131H20V130H19ZM22 131L24 132V130H22ZM41 131H43V130H41ZM50 131H49V132H50ZM106 131H107V130H106ZM145 131H146V130H145ZM151 131H153V129H152ZM157 131H158V130H157ZM157 131H155V132H157ZM166 131H164V132H166ZM178 131H179V130H177V132H176V131H175V132L178 134ZM216 131H217V130H216ZM223 131H226V130H223ZM223 131H222V132H223ZM234 131H235V129H234ZM238 131H239V129H238ZM240 131L242 132L241 129H240ZM34 132H35V131H34ZM39 132H40V131H39ZM43 132H45V129H44ZM43 132H42V133H43ZM49 132H48V135H49ZM129 132H131V131H129ZM146 132H147V131H146ZM146 132H145V133H146ZM155 132H154V133H155ZM196 132H197V131H196ZM196 132H195V133H196ZM201 132H202V131H201ZM212 132H213V131H212ZM212 132H211V133H212ZM214 132H215V131H214ZM247 132H248V131H247ZM19 133H20V132H19ZM32 133H33V132H32ZM37 133H38V132H37ZM42 133H40V134H42ZM55 133H56V132H55ZM81 133H82V132H81ZM105 133H107V132H105ZM154 133H153V134H154ZM161 133H162V132H161ZM188 133H189V132H188ZM209 133H210V132H209ZM220 133H221V132H220ZM233 133H234V132H233ZM233 133H232V134H233ZM238 133H239V132H238ZM257 133H258V132H257ZM263 133H264V131H263ZM11 134H12V133H11ZM16 134H17V133H16ZM23 134H24V133H23ZM25 134H27V133H25ZM38 134H39V133H38ZM43 134H44V133H43ZM150 134H152V133H150ZM150 134H149V135H150ZM169 134H170V132H169ZM171 134H172V133H171ZM177 134H176V135H177ZM182 134H183V132H182ZM184 134H185V133H184ZM192 134H194V133H191V135H192ZM201 134H202V133H201ZM232 134H231V136H232ZM234 134H236V132H235ZM234 134H233V135H234ZM248 134H249V133H248ZM6 135L8 136V134H6ZM18 135H19V134H18ZM29 135H31V134H29ZM51 135H52V134H51ZM51 135H50V136H51ZM53 135H54V134H53ZM145 135L147 136L148 134H145ZM145 135H144V137H145ZM172 135H173V134H172ZM209 135H210V134H209ZM209 135H207V136H209ZM246 135H247V134H246ZM23 136H25V135H23ZM34 136H36V134L31 135V137H34ZM38 136H39V135H38ZM54 136H55V135H54ZM54 136H53V137H54ZM150 136H152V135H150ZM173 136H174V135H173ZM192 136H194V135H192ZM148 137H149V136H148ZM198 137H199V136H198ZM241 137H243V135H241ZM252 137H253V136H252ZM0 138H2V136H1ZM17 138H18V137H17ZM23 138H24V141H25V138L27 139V137H23ZM34 138H35V137H34ZM79 138H80V137H79ZM87 138H88V137H87ZM161 138H162V137L160 136L159 139H161ZM172 138H173V137H172ZM234 138H235V137H234ZM243 138H244V137H243ZM30 139H31V138H30ZM46 139H47V138H44V140H46ZM82 139H83V138H82ZM142 139H143V136H142ZM147 139H149V138H147ZM152 139H153V138H152ZM191 139H192V138H191ZM191 139H190V140H191ZM211 139H212V143H213V145H215V144L217 145L219 142L221 143V142L224 140V139L222 140V139H218V138H212V136H211ZM232 139H233V138H232ZM235 139H238V137L235 138ZM246 139H247V138H246ZM260 139H261V138H260ZM262 139H264V138H262ZM6 140H7V139H6ZM27 140H28V139H27ZM50 140H51V139H50ZM50 140H48V141H50ZM78 140H79V139H78ZM144 140H145V138H144ZM162 140H163V139H162ZM167 140H168V139H167ZM199 140H200V139H199ZM251 140H252V139H251ZM251 140H250V141H251ZM3 141H5V140H3ZM14 141H15V140H14ZM29 141H32V140H28V142H29ZM38 141H39V142H42V141H40V140H38ZM38 141H37V142H38ZM51 141H53V140H51ZM137 141H138V140H137ZM145 141H146V140H145ZM160 141H161V140H160ZM164 141H165V140H164ZM191 141H192V140H191ZM197 141H198V139H197ZM227 141H228V140H227ZM232 141H233V140H232ZM235 141H237V140H235ZM15 142H16V141H15ZM15 142H14V143H15ZM17 142H18V141H17ZM25 142H26V141H25ZM35 142H36V141H35ZM43 142H44V141H43ZM120 142H121V143H120ZM140 142H141V141H140ZM152 142H153V140H152ZM161 142H162V141H161ZM167 142H168V141H167ZM167 142H166V144H167ZM169 142L171 143L170 140H169ZM175 142H176V140H175ZM257 142H258V141H257ZM7 143H8V141H7ZM11 143H12V141H11ZM45 143L47 144V142H45ZM49 143H50V144H53V142H52V143L49 142ZM136 143H137V142H135V144H136ZM145 143H146V142H145ZM145 143H144V144H145ZM159 143H160V142H159ZM187 143H188V142H187ZM192 143H193V142H192ZM201 143H202V142H201ZM207 143H208V142H207ZM230 143H231V141H230ZM242 143H243V141H242ZM255 143H256V141H255ZM20 144H21V143H20ZM25 144H26V143H25ZM25 144H24V145H25ZM31 144H33V143H31ZM43 144H44V143H43ZM46 144H45V145H46ZM137 144H139V143H137ZM141 144H143V142H142ZM162 144H163V143H162ZM204 144H205V143H204ZM251 144H252V142H251ZM28 145H30V144L28 143ZM40 145H41V144H40ZM76 145H77V144H76ZM103 145H104V146H103ZM157 145H158V143H157ZM167 145H168V144H167ZM180 145H181V144H179V143H178V144H173V145H171V147L173 146V148L176 147V148H178V149H181L182 146H180ZM232 145H233V143H232ZM234 145H235V144H234ZM263 145H264V143H263ZM0 146H1V144H0ZM5 146H6V145H5ZM20 146H21V145H20ZM32 146H34V144H33ZM35 146H37V145H35ZM47 146H48V144H47L45 147H47ZM49 146H50V145H49ZM49 146H48V147H49ZM56 146H57V145H56ZM143 146H144V145H143ZM161 146H162V145H161ZM169 146H170V145H169ZM188 146H189V145H188ZM203 146H204V145H203ZM203 146L201 145L202 149H203ZM219 146H220V145H219ZM224 146H227V144H226V145L224 144ZM224 146H223V147H224ZM230 146H231V145H229V149H228V151H226V155H225L226 158H224V161H225V160H229V159H231V157H233V156L236 155V153L234 152L235 150L233 151V148H231ZM2 147H4V146H2ZM48 147H47V148H48ZM50 147H52V146H50ZM57 147H58V146H57ZM76 147H77V146H76ZM132 147H133V146H132ZM144 147H146V146H144ZM165 147H166V145H165ZM165 147H164V148H165ZM171 147H168V148H171ZM184 147H185V146H184ZM201 147H200V148H201ZM204 147H205V146H204ZM206 147H207V146H206ZM206 147H205V148H206ZM223 147H222V148H223ZM237 147H238V145H237ZM262 147L264 148V146H262ZM47 148H46V149H47ZM137 148H138V147H137ZM154 148H155V147H154ZM157 148L160 149L161 147H157ZM157 148H156V149H157ZM166 148H167V147H166ZM176 148H175V149H176ZM0 149H1V148H0ZM33 149H34V147H33ZM121 149H122V148H121ZM133 149H134V148H133ZM140 149H141V146H140ZM178 149H176V150L178 151ZM186 149H187V148H186ZM202 149H201V150H202ZM210 149H211V148H210ZM210 149H209V150H210ZM235 149H236V148H235ZM252 149H254V148H252ZM5 150H7V149L5 148ZM5 150H3L4 153H5ZM14 150H15V149H14ZM21 150H23V149L21 148ZM37 150H38V147H37ZM181 150H182V149H181ZM193 150H194V149H193ZM201 150H200L199 152H201ZM206 150H208V149H206ZM221 150H222V149H221ZM238 150H239V149H238ZM7 151H8V150H7ZM7 151H6V152H7ZM9 151H10V150H9ZM42 151H43V149H42ZM45 151H46V150H45ZM51 151H52V150H51ZM55 151H56V150H55ZM72 151H73V150H72ZM81 151H82V150H81ZM132 151H133V150H132ZM158 151H159V150H158ZM166 151H167V150H166ZM170 151H171V150H170ZM170 151H169V152H170ZM219 151H220V150H219ZM10 152H12V151H10ZM21 152H22V151H21ZM28 152H30V151H28ZM36 152H37V151H36ZM48 152H49V151H48ZM73 152H74V151H73ZM126 152H127V150H126ZM128 152H129V150H128ZM133 152H135V151H133ZM171 152H172V151H171ZM187 152H188V151H187ZM190 152H191V151H190ZM204 152H206V151H204ZM224 152H225V150H224ZM236 152H237V151H236ZM53 153H54V152H53ZM56 153H58V152L56 151ZM70 153H71V152H70ZM105 153H106V152H105ZM161 153H162V152H161ZM175 153H176V152H175ZM180 153H181V152H180ZM263 153H264V152H263ZM6 154L9 155V152H7ZM21 154H22V153H21ZM35 154H36V153H35ZM37 154H38V153H37ZM44 154H45V153H44ZM59 154H55V155L58 156ZM79 154H80V153H79ZM86 154H87V153H86ZM131 154H132V153H131ZM165 154H166V152H164V154H163L164 157L166 156ZM213 154H214V153H213ZM223 154H224V153H223ZM223 154H222V155H223ZM27 155H28V154H27ZM50 155H51V154H50ZM69 155H70V156H69ZM119 155H120V154H119ZM144 155H145V154H144ZM180 155H182V154H180ZM199 155H200V154H199ZM206 155H207V154H206ZM238 155H239V154H238ZM256 155H257V154H256ZM4 156H5V154H4ZM22 156H23V155H22ZM36 156H37V155H36ZM60 156H61V155H60ZM76 156H77V155H75V158H74V159L77 158ZM84 156H85V154H84ZM211 156H212V155H210V157H211ZM217 156H218V155H217ZM240 156H241V155H240ZM260 156H261V155H260ZM29 157H30V156H29ZM37 157H38V156H37ZM49 157H51V156H49ZM123 157H124V156H123ZM137 157H138V156H137ZM156 157H157V156H156ZM249 157H250V156H249ZM252 157H253V156H252ZM256 157H258V156H255V159H256ZM23 158H24V156H23ZM81 158H82V157H81ZM129 158H131V157H129ZM145 158H146V157H145ZM169 158H170V157H169ZM172 158H173V157H172ZM200 158H201V157H200ZM216 158H218V157H216ZM25 159H26V158H25ZM38 159H40V158H38ZM119 159H121V158H119ZM122 159H124V158H122ZM122 159H121V160H122ZM147 159H148V158H147ZM158 159H159V157H158ZM166 159H167V158H166ZM166 159H165V160H166ZM187 159H188V158H187ZM193 159H194V158H193ZM212 159H213V158H212ZM262 159H263V158H262ZM262 159H260V160H262ZM29 160H31V159H29ZM80 160H81V159H80ZM83 160H84V159H83ZM103 160H104V161H103ZM106 160H107V159H106ZM170 160H171V159H170ZM2 161H3V160H2ZM16 161H17V160H16ZM22 161H23V160H22ZM44 161H45V159H44ZM48 161H49V160H48ZM72 161H74V160L72 159ZM78 161H79V160H77V162H78ZM107 161H108V160H107ZM107 161H106V162H107ZM137 161H138V160H137ZM143 161H145V159H144ZM150 161H151V160H150ZM203 161H204V160H203ZM252 161H253V159H252ZM5 162L8 163V161H5ZM5 162H4V163H5ZM29 162H30V161H29ZM36 162H37V161H36ZM39 162H40V161H39ZM81 162H83V161H81ZM81 162H80V163H81ZM110 162H109V163H110ZM112 162H111V163H112ZM124 162H125V161H124ZM132 162H133V161H132ZM135 162H136V160H135ZM135 162H134V163H135ZM153 162H154V161H153ZM184 162H186L185 159H184L183 161H181V163H184ZM221 162H222V161H218L217 159H214V162H213L212 165H211V166H212L211 169H209V170L207 171V176H212V175L210 174V172L214 171V168H217L218 166H220L219 163L221 164ZM33 163H34V162H33ZM46 163L48 164V162H46ZM52 163H55V161L52 162ZM59 163H60V162H59ZM107 163H108V162H107ZM107 163H106V165H108ZM127 163H128V162H127ZM130 163H131V162L129 161V167H130V165H131ZM139 163H140V162H139ZM146 163H147V162H146ZM151 163H152V162H151ZM207 163H208V162H207ZM209 163H210V162H209ZM231 163H232V162H231ZM234 163H235V162H234ZM244 163H245V162H244ZM262 163H263V162H262ZM19 164H20V163H19ZM22 164H23V163H22ZM38 164H39V163H38ZM49 164H50V162H49ZM68 164H69V163H68ZM103 164H101V166H102ZM122 164H124V163H122ZM149 164H150V163H149ZM170 164H171V163H170ZM196 164H197V163H196ZM224 164H225V163H224ZM227 164H228V163H227ZM242 164H243V163H242ZM263 164H264V163H263ZM7 165H8V164H7ZM80 165H81V164H80ZM125 165H126V164H125ZM125 165H124V166H125ZM134 165H135V164H134ZM134 165H133V166H134ZM142 165H143V164H142ZM194 165H195V164H193V166H194ZM209 165H210V164H209ZM225 165H226V164H225ZM254 165H255V164H254ZM2 166H4V165H2ZM21 166H22V165H21ZM65 166H66V165H65ZM81 166H82V165H81ZM83 166H84V165H83ZM83 166H82V167H83ZM86 166H88V165H86ZM101 166H100V167H101ZM117 166L119 167V164H117ZM122 166H123V165H122ZM124 166H123V167H124ZM131 166H132V165H131ZM143 166H146V165H143ZM202 166H203V165H202ZM207 166H208V165H207ZM22 167H23V166H22ZM36 167H37V166H36ZM44 167H45V166H44ZM47 167H48V166H47ZM54 167H55V166H54ZM54 167H53V168H54ZM68 167H69V166H68ZM107 167H108V166H107ZM109 167H111V165H110ZM118 167H117V168H118ZM141 167H142V166L140 165V168H141ZM213 167H214V168H213ZM221 167H222V166H221ZM29 168L31 169V166H29ZM34 168H35V167H34ZM42 168H43V167H42ZM48 168H51V166H49ZM84 168H85V167H84ZM89 168H90V167H89ZM89 168L87 169V172L89 171ZM115 168H116V165H115ZM117 168H116V169H117ZM136 168H137V169H140V168H138V167H136ZM173 168H174V167H173ZM175 168H176V167H175ZM236 168H237V167H236ZM242 168H243V166H242ZM244 168H245V167H244ZM0 169H1V168H0ZM3 169H4V168H3ZM15 169H17V168L15 167ZM30 169H29L28 171H30ZM38 169H39V168H38ZM61 169H62V168H61ZM66 169H67V168H66ZM85 169H86V168H85ZM92 169H93V168H92ZM95 169H96V168H95ZM95 169H94V170H95ZM98 169L101 170V168H98ZM98 169H96V171H97ZM106 169H107V168H106ZM108 169H109V168H108ZM111 169H113V168H111ZM118 169H119V168H118ZM118 169H117V170H118ZM120 169H121V168H120ZM120 169H119V170H120ZM127 169H128V167H127ZM130 169H131V168H130ZM176 169H177V168H176ZM176 169H175V170H176ZM187 169H190V168H186V171H187ZM224 169H225V167H224ZM19 170H20V168H19ZM32 170H33V169H32ZM34 170H35V169H34ZM36 170H37V168H36ZM48 170H49V169H48ZM57 170H58V168H57ZM109 170H110V169H109ZM109 170H108V171H109ZM122 170H123V169H122ZM124 170H125V168H124ZM132 170H133V167H132ZM132 170H131V172H132ZM134 170H135V168H134ZM134 170H133V172H134ZM180 170H181V169H180ZM218 170H219V169H218ZM222 170H223V169H222ZM241 170H242V169H241ZM244 170H245V169H244ZM254 170H255V169H254ZM26 171H27V170H26ZM80 171H81V170H80ZM85 171H86V170H85ZM104 171H105V170H104ZM111 171H112V170H111ZM127 171H128V170H127ZM127 171H126V172H127ZM136 171H137V170H136ZM184 171H185V170H184ZM205 171H206V170H205ZM228 171H229V170H228ZM2 172H3V171H2ZM8 172H10V171H8ZM21 172H22V171H21ZM54 172H56V171H54ZM106 172H107V171H106ZM112 172H115V171H112ZM112 172H111V173H112ZM116 172H117V171H116ZM219 172H220V171H219ZM224 172H225V171H224ZM244 172H245V171H244ZM252 172H253V171H252ZM258 172H259V171H258ZM18 173H19V172H18ZM18 173H17V174H18ZM44 173H45L44 171H41L38 175L35 176L34 182H30V183H40L39 181H40L41 177L44 176ZM50 173H51V171H50ZM56 173H57V172H56ZM56 173L54 174L55 177H57V176L59 175V174H57V176H56ZM60 173H61V172H60ZM63 173H64V175H65V172H63ZM85 173H86V172H85ZM89 173H90V172H89ZM98 173H100V172H98ZM120 173H121V172H120ZM120 173H117V176H118ZM128 173H129V171H128ZM217 173H218V172H217ZM217 173H216V174H217ZM229 173H230V172H229ZM246 173H247V172H246ZM260 173H262V172H260ZM32 174H33V173H32ZM46 174H47V173H46ZM71 174H72V173H71ZM87 174H88V173H87ZM95 174H96V173H95ZM109 174H110V173H109ZM109 174H108L107 176H109ZM112 174H113V173H112ZM125 174H126V173H125ZM131 174H132V173H131ZM182 174H183V173H182ZM212 174H213V173H212ZM214 174H215V173H214ZM231 174H232V173H231ZM247 174H248V173H247ZM247 174H246V175H247ZM4 175H5V174H4ZM15 175H16V173H15ZM27 175H28V174H27ZM33 175H34V174H33ZM66 175H67V174H66ZM72 175H73V174H72ZM76 175H77V174H76ZM88 175H89V174H88ZM88 175H87V176H88ZM93 175H94V174H93ZM98 175H100V174H98ZM127 175H128V174H127ZM127 175H126V176H127ZM142 175H143V174H142ZM180 175H181V174H180ZM187 175H189V174H187ZM205 175H206V174H205ZM242 175H243V174H242ZM250 175H251V174H250ZM253 175H254V174H253ZM17 176H19V174H18ZM22 176H23V175H22ZM30 176H31V175H30ZM60 176H61V175H60ZM60 176H58V177H60ZM62 176H63V174H62ZM74 176H75V174H74ZM77 176H78V175H77ZM85 176H86V175H85ZM95 176H96V175H95ZM104 176H105V175H104ZM130 176H131V175H130ZM138 176H139V175H138ZM176 176H178V174H177ZM184 176H185V175H184ZM184 176H183V178H184ZM213 176H214V175H213ZM243 176H244V175H243ZM261 176H262V175H261ZM6 177H7V176H6ZM12 177H13V176H12ZM44 177H46V176H44ZM75 177H76V176H75ZM79 177H80V176H79ZM109 177H110V176H109ZM136 177H137V176H136ZM145 177H146V176H145ZM181 177H182V176H181ZM221 177H222V176H221ZM4 178H5V177H4ZM4 178H3V179H4ZM25 178H26V177H25ZM65 178H66V177H65ZM83 178H84V177H83ZM101 178H102V177H101ZM138 178H139V177H138ZM161 178H162V177H161ZM187 178H188V177H187ZM196 178H197V176H196ZM196 178H195V179H196ZM212 178H213V177H212ZM224 178H225V177H224ZM224 178H222V179H224ZM230 178H231V177H230ZM233 178H234V177H233ZM248 178H249V177H248ZM252 178H253V177H252ZM256 178H257V177H256ZM46 179H47V177H46ZM61 179H62V178H60V180H61ZM70 179H71V178H70ZM102 179H103V178H102ZM114 179H115V178H114ZM130 179H131V178H130ZM130 179H129V180H130ZM193 179H194V178H193ZM216 179H217V177H216ZM227 179H228V178H227ZM234 179H235V178H234ZM239 179H240V177H239ZM26 180H27V179H26ZM55 180H56V179H55ZM67 180H68V179H67ZM71 180H72V179H71ZM71 180H70V181H71ZM81 180H82V179H81ZM95 180H96V179H95ZM214 180H215V178H214ZM218 180H219V179H218ZM241 180H242V179H241ZM248 180H249V179H248ZM254 180H255V179H254ZM9 181H10V180H9ZM18 181H19V180H18ZM88 181H89V179H88ZM88 181H87V182H88ZM93 181H94V180H93ZM113 181H115V180H113ZM123 181H124V180H123ZM126 181H127V180H126ZM151 181H152V180H151ZM176 181H177V180H176ZM186 181H187V180H186ZM189 181H190V180H189ZM194 181H195V180H194ZM223 181H224V180H223ZM237 181H238V180H237ZM259 181H260V180H259ZM19 182H20V181H19ZM61 182H62V181H61ZM72 182H73V181H72ZM90 182H91V181H90ZM120 182H121V181H120ZM157 182H158V181H157ZM177 182H178V181H177ZM179 182H180V181H179ZM191 182H192V181H191ZM195 182H196V181H195ZM203 182H204V181H203ZM205 182H206V181H205ZM225 182H226V181H225ZM227 182H228V181H227ZM230 182H231V181H230ZM233 182H234V184H235L236 181L234 180ZM240 182H241V181L239 180L237 183H240ZM245 182H246V181H245ZM251 182H252V181H251ZM4 183H5V182H4ZM14 183H16V182L14 181ZM17 183H18V182H17ZM59 183H60V182H59ZM101 183H102V182H101ZM103 183H104V182H103ZM123 183H126V182H123ZM123 183H122V184H123ZM134 183H135V182H134ZM192 183H193V182H192ZM198 183H199V182H198ZM237 183H236V184H237ZM241 183H242V182H241ZM257 183H258V182H257ZM26 184H27V183H26ZM106 184H107V183H106ZM115 184H116V183H115ZM119 184H120V183H119ZM122 184H120V185L123 187L124 184H123V185H122ZM136 184H137V182H136ZM141 184H142V183H141ZM165 184H166V183H165ZM175 184H176V183H175ZM190 184H191V183H190ZM213 184H214V183H213ZM220 184H221V183H220ZM227 184H228V183H227ZM260 184H262V181L260 182ZM263 184H264V183H263ZM3 185H4V184H3ZM22 185H23V184H22ZM24 185H25V184H24ZM41 185H43V184H40L39 186H41ZM47 185H48V184H47ZM49 185H51V184H49ZM52 185H53V184H52ZM91 185H92V183H91ZM93 185H94V183H93ZM93 185H92V186H93ZM95 185H96V184H95ZM117 185H118V184H117ZM120 185H119V186H120ZM150 185H152V184H150ZM192 185H193V184H192ZM192 185H190V186H192ZM194 185H195V184H194ZM230 185H231V184H230ZM248 185H249V184H248ZM248 185H247V186H248ZM255 185H256V183H255ZM7 186H8V184H7ZM30 186H32V185H30ZM111 186L113 187V184H111ZM128 186H129V185H128ZM148 186H149V185H148ZM152 186H153V185H152ZM167 186H168V185H167ZM167 186H166V187H167ZM171 186H172V185H171ZM178 186H179V185H178ZM187 186H189V185H187ZM196 186H197V185H196ZM196 186H195V187H196ZM200 186H201V185H200ZM212 186H213V185H212ZM216 186H217V185H216ZM233 186H234V185H233ZM245 186H246V185H245ZM247 186H246V187H247ZM52 187H53V186H52ZM54 187H55V186H54ZM122 187H121V189H122ZM125 187H126V185H125ZM135 187H136V186H135ZM153 187H155V186H153ZM201 187H202V186H201ZM241 187H243V186H241ZM0 188H1V187H0ZM37 188H39V187H37ZM42 188H43V187H42ZM44 188H46V186H45ZM44 188H43V189H44ZM47 188H48V187H47ZM55 188H56V187H55ZM62 188H63V187H62ZM100 188H101V187H100ZM114 188H115V187H114ZM156 188H157V187H156ZM184 188H185V187H184ZM193 188H194V187H193ZM196 188H197V187H196ZM222 188H223V187H222ZM230 188H231V187H230ZM3 189H4V188H3ZM29 189H30V188H29ZM59 189H60V188H59ZM88 189H89V188H88ZM124 189H125V188H124ZM129 189H130V188H129ZM132 189H133V188H132ZM132 189H131V190H132ZM138 189H139V188H138ZM138 189H137V190H138ZM140 189H141V188H140ZM140 189H139V190H140ZM147 189H148V188H147ZM147 189H146V190H147ZM149 189H150V188H149ZM158 189H159V186H158L157 190H158ZM163 189H164V188H163ZM185 189H186V188H185ZM212 189H213V188H212ZM224 189H226V188H224ZM237 189H238V188H237ZM242 189H243V188H242ZM247 189H248V188H247ZM249 189H250V188H249ZM257 189H258V188H257ZM32 190H33V189H32ZM49 190H50V189H49ZM51 190H53V189L51 188ZM51 190H50V191H51ZM103 190H104V189H103ZM109 190H110V189H109ZM118 190H119V189H118ZM133 190H134V189H133ZM153 190H156V189L153 188ZM157 190H156V191H157ZM168 190H169V189H168ZM179 190H180V189H179ZM198 190H199V189H198ZM227 190H228V189H227ZM232 190H233V189H232ZM245 190H246V189H245ZM6 191H7V190H6ZM15 191H16V190H15ZM29 191H30V190H29ZM29 191H28V192H29ZM44 191H45V190H44ZM56 191H57V190H56ZM58 191H59V190H58ZM79 191H80V190H79ZM81 191H82V189H81ZM85 191H86V190H85ZM93 191H94V190H93ZM120 191H121V190H120ZM122 191H123V190H122ZM122 191H121V192H122ZM134 191H135V190H134ZM147 191H148V190H147ZM159 191H160V190H159ZM161 191H162V190H161ZM169 191H170V190H169ZM181 191H183V190H181ZM181 191H180V192H181ZM184 191H185V190H184ZM189 191H190V190H189ZM189 191H188V193H189ZM214 191H215V190H214ZM238 191H239V190H237V192H238ZM0 192H1V191H0ZM8 192H9V191H8ZM11 192H12V191H11ZM37 192H41V191H38V190H37ZM37 192H36V193H37ZM90 192H91V191H90ZM108 192H109V191H108ZM114 192H115V191H114ZM116 192H117V191H116ZM121 192H120V193H121ZM180 192H179V194H180ZM226 192H227V191H226ZM242 192H243V191H242ZM244 192H245V191H244ZM260 192H261V191H260ZM3 193H4V192H3ZM42 193H43V191H42ZM48 193H49V191H48ZM54 193H55V192H54ZM54 193H53V194H54ZM59 193H60V191H59ZM59 193H58V195H59ZM71 193H72V192H71ZM85 193H86V192H85ZM97 193H98V192H97ZM99 193H100V192H99ZM127 193H128V192H127ZM136 193H137V191H136ZM148 193H149V192H148ZM154 193H155V192H154ZM158 193H159V192H158ZM170 193H171V192H170ZM182 193L184 194V192H182ZM190 193H191V191H190ZM190 193H189L188 195H190ZM198 193H199V192H198ZM200 193H201V192H200ZM227 193H228V192H227ZM235 193H236V192H235ZM252 193H253V192H252ZM252 193H251V195H252ZM0 194H1V193H0ZM9 194H10V193H9ZM9 194H8V195H9ZM22 194H23V193H22ZM31 194H32V192H31ZM43 194H44V193H43ZM60 194H62V192H61ZM86 194H87V193H86ZM86 194H85V195H86ZM129 194H130V192H129ZM132 194H134V193H132ZM160 194H163V193H160ZM160 194H158V196H159ZM191 194H192V193H191ZM239 194H240V193H239ZM243 194H244V193H243ZM1 195H2V194H1ZM13 195H14V194H13ZM33 195H34V194H33ZM39 195H40V194H39ZM51 195H52V194H51ZM56 195H57V194H56ZM56 195H55V196H56ZM58 195H57V196H58ZM63 195H64V193H63ZM63 195H62V196H63ZM83 195H84V194H83ZM98 195H99V194H98ZM119 195H120V194H119ZM175 195H176V194H174V196H175ZM201 195H202V194H201ZM201 195H200V197H201ZM212 195H213V194H212ZM221 195H222V197H223V194H221ZM221 195H220V196H221ZM234 195H235V194H234ZM237 195H238V193H237ZM244 195H245V194H244ZM247 195H248V194H247ZM263 195H264V194H263ZM9 196H10V195H9ZM9 196H8V197H9ZM22 196H23V195H22ZM22 196H21V197H22ZM41 196H42V195H41ZM43 196H44V195H43ZM43 196H42V198H43ZM53 196H54V195H53ZM89 196H90V195H89ZM91 196H92V195H91ZM102 196H103V195H102ZM115 196H117V194H116ZM148 196H149V195H148ZM158 196H157V198H158ZM180 196H181V194H180ZM191 196H192V195H191ZM206 196H207V195H206ZM228 196H229V195H228ZM230 196H231V195H230ZM235 196H236V195H235ZM235 196H234V197H235ZM261 196H262V194H261ZM12 197H13V196H12ZM39 197H40V196H39ZM58 197L60 198V196H58ZM66 197H67V196H66ZM94 197H95V196H94ZM113 197H114V196H113ZM113 197H112V198H113ZM118 197H119V196H118ZM131 197H132V195H131ZM139 197H140V196H139ZM164 197H165V196H164ZM171 197H172V196H171ZM232 197H233V196H232ZM238 197H239V196H238ZM243 197H244V196H243ZM248 197L250 198L251 196H248ZM253 197H254V196H253ZM256 197H257V196H256ZM18 198H19V197H18ZM22 198H23V197H22ZM27 198H28L27 200L34 201V200H32V199H29V197H27ZM30 198H31V197H30ZM45 198H46V197H45ZM59 198H58V199H59ZM62 198H63V197H62ZM70 198H71V197H70ZM79 198H80V197H79ZM104 198H105V197H104ZM107 198H108V197H107ZM110 198H111V197H110ZM133 198H134V197H133ZM133 198H132V199H133ZM167 198H168V197H167ZM169 198H170V196H169ZM172 198H173V197H172ZM185 198H186V197H185ZM185 198H184V199H185ZM211 198H212V197H211ZM214 198H215V197H214ZM226 198H227V197H226ZM251 198H252V197H251ZM263 198H264V197H263ZM14 199H16V198H14ZM37 199H38V198H37ZM49 199H50V198H49ZM87 199H88V198H87ZM113 199H114V198H113ZM127 199H128V198H127ZM135 199H136V198H135ZM135 199L132 200V201H135ZM163 199H164V198H163ZM163 199H161V200H163ZM165 199H166V198H165ZM174 199H175V198H174ZM176 199H177V198H176ZM193 199H194V198H193ZM201 199H202V198H201ZM228 199H229V197H228ZM241 199H242V198H241ZM253 199H254V198H253ZM261 199H262V198H261ZM9 200H10V199H9ZM38 200H39V199H38ZM63 200H64V199H63ZM68 200H69V199H68ZM71 200H72V199H71ZM83 200H85V199H83ZM93 200H94V199H93ZM93 200H92V201H93ZM96 200H97V199H96ZM103 200H104V199H103ZM116 200H117V199H116ZM119 200H120V199H119ZM119 200H118V201H119ZM148 200H150V199H148ZM161 200H160V201L158 200V201L161 202ZM167 200H169V199H167ZM171 200H173V199H171ZM171 200H169V201H171ZM199 200H200V199H199ZM243 200H244V199H243ZM263 200H264V199H263ZM13 201H14V200H13ZM15 201H16V200H15ZM18 201H19V200H18ZM21 201H22V200H21ZM25 201H26V200H25ZM41 201H42V200H41ZM49 201H50V200H49ZM64 201H65V200H64ZM126 201H127V200H126ZM138 201L140 202V200H138ZM165 201H166V200H165ZM165 201H163V202H165ZM192 201H193V200H192ZM200 201H201V200H200ZM221 201H222V200H221ZM236 201H238L237 198H236ZM240 201H241V200H240ZM258 201H259V200H258ZM261 201H262V200H261ZM261 201H260V202H261ZM1 202H2V201H1ZM5 202H6V201H5ZM7 202H8V200H7ZM45 202H46V201H44V203H45ZM98 202H100V200H98ZM105 202H106V201H105ZM139 202H138V203H139ZM151 202H152V200H151ZM189 202H190V200H189ZM212 202H213V201H212ZM247 202H248V201H247ZM249 202H250V201H249ZM249 202H248V204H249ZM252 202H253V201H252ZM254 202H257V200H256V201L254 200ZM16 203H17V202H16ZM20 203H21V202H20ZM20 203L18 202V204H20ZM34 203H35V202H34ZM34 203H33V204H34ZM47 203H48V201H47ZM69 203H70V202H69ZM80 203H81V201H80ZM134 203H135V202H134ZM134 203H133V204H134ZM186 203H187V202H186ZM194 203H195V202H194ZM199 203H202V202H199ZM207 203H208V202H207ZM215 203H216V202H215ZM220 203H221V202H220ZM220 203H219V205H220ZM238 203H240V202L238 201ZM245 203H246V202H245ZM2 204H3V203H2ZM18 204H17V205H18ZM36 204H37V203H36ZM50 204H51V203H50ZM61 204H62V203H61ZM63 204H64V203H63ZM63 204H62V205H63ZM86 204H87V203H86ZM111 204H112V203H111ZM147 204H148V203H147ZM154 204H155V203H154ZM159 204H160V203H159ZM171 204H172V203H171ZM173 204H174V203H173ZM182 204H183V203H182ZM224 204H225V203H224ZM234 204H235V203H234ZM240 204H241V203H240ZM240 204H239V205H240ZM246 204H247V203H246ZM254 204H255V203H254ZM257 204H258V202H257ZM104 205H105V204H104ZM106 205H107V204H106ZM113 205H115V204H113ZM155 205H157V204H155ZM161 205H162V204H161ZM163 205H164V204H163ZM165 205H166V204H165ZM169 205H170V204H169ZM176 205H178V204H176ZM183 205H184V204H183ZM204 205H205V204H203V206H204ZM217 205H218V204H217ZM232 205H233V203H232ZM236 205H237V204H236ZM236 205H235L234 207H236ZM243 205H244V204H243ZM243 205H242V206H243ZM5 206H6V205H5ZM5 206H3V207H5ZM9 206H10V204H9ZM9 206H8V208H9ZM13 206H14V205H13ZM24 206H25V205H24ZM26 206H27V205H26ZM38 206H39V205H38ZM45 206H46V205H45ZM47 206H49V204H48ZM64 206H65V205H64ZM97 206H98V205H97ZM97 206H96V207H97ZM124 206H125V205H124ZM141 206H142V205H141ZM141 206H140V207H141ZM149 206H150V205H149ZM152 206H153V205H152ZM157 206H158V205H157ZM173 206H174V205H173ZM200 206H202V205H200ZM226 206H227V205H226ZM229 206H230V205H229ZM247 206H248V205H247ZM261 206H262V205H261ZM6 207H7V206H6ZM22 207H23V206H22ZM22 207H20V208H22ZM39 207H40V206H39ZM43 207H44V206H43ZM50 207H51V206H50ZM70 207H71V209H74L73 206L70 205ZM101 207H102V206H101ZM140 207H139V210H140ZM145 207H146V206H145ZM154 207H155V206H154ZM165 207H168V209H170L169 206H165ZM171 207H172V206H171ZM178 207H179V206H178ZM189 207H190V206H189ZM193 207H194V206H193ZM220 207H221V205H220ZM224 207H225V206H224ZM237 207H238V206H237ZM243 207H244V206H243ZM254 207H257V206L254 205ZM14 208H15V207H14ZM24 208H25V207H24ZM24 208H22V209H24ZM27 208H28V207H27ZM36 208H37V207H36ZM99 208H100V207H99ZM117 208H118V207H117ZM180 208H181V207H180ZM197 208H198V207H197ZM213 208H214V207H213ZM259 208H260V207H259ZM3 209H4V208H3ZM11 209H13V208H11ZM31 209H32V208H31ZM39 209L41 210V208H39ZM59 209H60V208H59ZM64 209H65V208H64ZM77 209H78V208H77ZM95 209H97V208H95ZM101 209H102V208H101ZM104 209H105V208H104ZM122 209H123V208H122ZM134 209H135V208H134ZM142 209H144V208H142ZM168 209H167V210H168ZM173 209H174V208H173ZM190 209H191V208H190ZM195 209H196V208H195ZM202 209H204V207H203ZM209 209H210V208H209ZM209 209H208V210H209ZM227 209H228V208H227ZM227 209H226V210H227ZM229 209H230V208H229ZM242 209H243V208H242ZM252 209H253V207H252ZM261 209H262V208H261ZM0 210H1V209H0ZM16 210H17V208H16ZM18 210H19V209H18ZM20 210H21V209H20ZM32 210H34V209H32ZM67 210H68V209H67ZM113 210H114V208H113ZM118 210H119V208H118ZM153 210H154V209H153ZM155 210H156V209H155ZM155 210H154V211H155ZM164 210H165V209H164ZM174 210H177V209H174ZM205 210H206V209H205ZM205 210H204V211H205ZM246 210H247V209H246ZM253 210H254V209H253ZM259 210H260V209H259ZM5 211H6V209H5ZM11 211H14V210H11ZM11 211L8 210V212H11ZM24 211H25V210H24ZM35 211H36V210H35ZM93 211H94V210H93ZM110 211H111V210H110ZM110 211H109V212H110ZM120 211H121V210H120ZM120 211H119V212L117 211L118 214L120 213ZM126 211H127V210H125V212H126ZM149 211H150V210H149ZM209 211H210V210H209ZM227 211H228V210H227ZM236 211H237V210H236ZM250 211H252V210H250ZM255 211H256V210H255ZM263 211H264V210H263ZM1 212H2V211H1ZM3 212H4V211H3ZM14 212H15V211H14ZM37 212H38V211H37ZM37 212H36V213H37ZM41 212H42V211H41ZM47 212L49 213L50 211L48 210V211H46V213H47ZM57 212H58V211H57ZM72 212H73V211H72ZM98 212H99V211H98ZM112 212H113V211H112ZM115 212H116V211H115ZM117 212H116V213H117ZM130 212H131V211H130ZM168 212H169V211H168ZM184 212H185V211H184ZM190 212H192V210H191ZM205 212H206V211H205ZM217 212H218V211H217ZM230 212H231V211H230ZM234 212H235V211H234ZM239 212H240V211H239ZM242 212H243V211H242ZM252 212H253V211H252ZM5 213H6V212H5ZM19 213H22V212H19ZM28 213H29V212H28ZM46 213H45V215H46ZM52 213H53V212H52ZM66 213H67V212H66ZM68 213H69V212H68ZM95 213H96V212H95ZM105 213H106V212H105ZM128 213H129V212H128ZM142 213H144V212L142 211ZM145 213H146V212H145ZM150 213H151V212H150ZM161 213H162V212H161ZM244 213H245V212H244ZM246 213H247V212H246ZM6 214H7V213H6ZM9 214H10V213H9ZM9 214H7V215H5V216L7 217ZM13 214L15 215V213H13ZM22 214L24 215V212H23ZM34 214H35V213H34ZM78 214H79V211H78ZM91 214H92V213H91ZM114 214H115V213H114ZM125 214H126V213H125ZM130 214H131V213H130ZM132 214H133V213H132ZM139 214H141V213L139 212ZM156 214H157V213H156ZM159 214H160V213H159ZM201 214H202V213H201ZM203 214H204V213H203ZM247 214H248V213H247ZM3 215H4V214H3ZM29 215H30V214H29ZM62 215H63V214H62ZM64 215H67V214H64ZM75 215H76V214H75ZM87 215H88V214H87ZM93 215H94V214H93ZM95 215H97V214H95ZM95 215H94V216H95ZM98 215H99V214H98ZM116 215H117V214H116ZM120 215H121V214H120ZM126 215H127V214H126ZM146 215H147V214H146ZM152 215H153V214H152ZM157 215H158V214H157ZM157 215H156V216H157ZM165 215H166V214H164V216H165ZM183 215H184V214H183ZM190 215H191V213H190ZM214 215H215V214H214ZM219 215H221L220 212H219ZM236 215H237V214H236ZM241 215H242V214H241ZM245 215H246V214H245ZM248 215H249V214H248ZM251 215H252V214H251ZM251 215H250V216H251ZM9 216H10V215H9ZM20 216H21V215H20ZM32 216H33V215H32ZM58 216H59V215H58ZM60 216H61V215H60ZM70 216H71V215H70ZM77 216H78V215H77ZM79 216H80V215H79ZM85 216H86V215H85ZM105 216H107V215H105ZM118 216H119V215H118ZM135 216H136V215H135ZM186 216H187V215H186ZM200 216H201V215H200ZM212 216H213V215H212ZM222 216H223V215H222ZM228 216H229V215H228ZM239 216H240V215H239ZM239 216H237V217H239ZM246 216H247V215H246ZM257 216H258V215H257ZM261 216H262V215H261ZM15 217H16V216H15ZM21 217H22V216H21ZM21 217H20V218H21ZM56 217H57V216H56ZM63 217H64V216H63ZM73 217H74V216H73ZM73 217H72V218H73ZM121 217H122V216H121ZM146 217H147V216H146ZM149 217H150V216H149ZM158 217H159V216H158ZM177 217H178V215H177ZM177 217H176V218H177ZM181 217L184 218L183 216H181ZM241 217H242V216H241ZM241 217H239V218H241ZM11 218H12V217H11ZM37 218H38V217H37ZM39 218H40V217H39ZM66 218H67V217H66ZM106 218H107V217H106ZM106 218L104 217V219H106ZM138 218H139V217H138ZM155 218H157V217H155ZM197 218H198V217H197ZM203 218H204V217H203ZM210 218H211V217H210ZM216 218H217V217H216ZM230 218H231V217H230ZM234 218H236V217L234 216ZM2 219H3V218H2ZM12 219H14V216H13ZM29 219H30V218H29ZM34 219H35V216H34ZM43 219H44V217H43ZM45 219H46V218H45ZM60 219L62 220V217H61ZM98 219H99V218H98ZM110 219H111V218H110ZM110 219H109V220H110ZM119 219H120V218H119ZM130 219H131V218H130ZM144 219H145V218H144ZM148 219H149V218H148ZM150 219H151V218H150ZM152 219H153V216H152ZM161 219H162V218H161ZM201 219H202V218H201ZM201 219H200V220H201ZM237 219H238V218H237ZM249 219H250V217H249ZM19 220H20V219H19ZM19 220H18V221H19ZM41 220H42V219H41ZM106 220H107V219H106ZM112 220H113V219H112ZM112 220H111V223H112ZM124 220H125V219H124ZM145 220H147V219H145ZM177 220H178V219H177ZM185 220H186V218H185ZM194 220H195V217H194ZM194 220H192V221H194ZM215 220H218V219H215ZM244 220H245V219H244ZM247 220H248V219H247ZM258 220H260V219H258ZM4 221H5V220H4ZM22 221H23V220H22ZM36 221H37V220H36ZM42 221H43V220H42ZM50 221H51V223H52L53 220L50 219ZM55 221H56V220H55ZM78 221H79V219H78ZM116 221H117V219H116ZM118 221H119V220H118ZM135 221H137V220H135ZM143 221H144V220H143ZM166 221H167V220H166ZM178 221H179V220H178ZM178 221H177V222H178ZM188 221H189V220H188ZM198 221H199V220H198ZM203 221H204V220H203ZM210 221H212V224H213V220H210ZM221 221L223 222V220H221ZM227 221H228V220H227ZM241 221H242V220H241ZM19 222H21V221H19ZM47 222H48V221H47ZM67 222H68V221H67ZM98 222H99V221H98ZM98 222H96V223L98 224ZM113 222H114V221H113ZM125 222H127V219H126ZM128 222H129V221H128ZM132 222H133V221H132ZM144 222H145V221H144ZM147 222H148V221H147ZM149 222H150V221H149ZM152 222H153V221H152ZM186 222H187V221H186ZM195 222H197V221H195ZM254 222H255V220H254ZM5 223H6V222H5ZM7 223H8V222H7ZM31 223H32V222H31ZM34 223H35V222H34ZM62 223H63V221H62ZM88 223H89V222H88ZM93 223H94V222H93ZM96 223H95V224H96ZM101 223H102V222H101ZM111 223H110V221H109V222H105V223H104V221H103L102 226L99 225L100 229H102L101 231L110 230V229H108V226H109V224L111 225ZM114 223H115V222H114ZM121 223H123V222H121ZM145 223H146V222H145ZM145 223H143V224H145ZM157 223H158V222H157ZM159 223H160V222H159ZM166 223H167V222H166ZM170 223H171V222H170ZM175 223H176V222H175ZM187 223H188V222H187ZM197 223H198V222H197ZM206 223H207V222H206ZM210 223H211V222H210ZM210 223H209V224H210ZM215 223H216V222H215ZM217 223H218V222H217ZM223 223H224V222H223ZM225 223H226V222H225ZM235 223H236V222H235ZM237 223H238V222H237ZM242 223H243V222H242ZM245 223H246V222H245ZM247 223H248V222H247ZM21 224H22V223H21ZM25 224L27 225L26 222H25ZM86 224H87V223H86ZM128 224H129V223H128ZM141 224H142V223H141ZM147 224L149 225L150 223H147ZM147 224H146V225H147ZM180 224H181V223H180ZM182 224H183V223H182ZM203 224H204V223H203ZM219 224H220V223H219ZM226 224H227V223H226ZM229 224H231V223H229ZM251 224H252V223H251ZM18 225H19V224H18ZM22 225H24V224H22ZM31 225H33V224H31ZM37 225H40V224H37ZM46 225H47V224H46ZM62 225H63V224H62ZM69 225H72V224H69ZM81 225H82V224H81ZM119 225H120V224H119ZM129 225H130V224H129ZM133 225H134V224H133ZM153 225H154V224H153ZM155 225H158V224H155ZM155 225H154V226H155ZM164 225H165V224H164ZM164 225H163V226H164ZM168 225H169V224H168ZM172 225H173V224H172ZM195 225H196V224H195ZM207 225H208V224H207ZM210 225H211V224H210ZM222 225H223V224H221L220 226H222ZM248 225H249V224H248ZM13 226H14V225H13ZM28 226H30V224H29ZM34 226H35V225H34ZM51 226H54V225H51ZM88 226H89V225H88ZM93 226H94V225H93ZM121 226H122V225H121ZM143 226H144V225H143ZM154 226H153V227H154ZM159 226H160V225H159ZM179 226L182 227V225H179ZM185 226H186V225H185ZM185 226H183V227H185ZM204 226H205V225H204ZM217 226H218V225H217ZM217 226L215 225V227H217ZM223 226H225V225H223ZM246 226H247V225H246ZM252 226H253V224H252ZM49 227H50V225H49ZM54 227H55V226H54ZM66 227H67V226L65 225V228H66ZM69 227H70V226H69ZM111 227H113V224L111 225ZM124 227H125V229H126V225H125ZM149 227H150V226H149ZM149 227H148V228H149ZM168 227H169V226H168ZM168 227H167V229H168ZM176 227H177V225H176ZM195 227H196V226H195ZM197 227H198V226H197ZM209 227H210V226H209ZM215 227L213 226L212 228H215ZM227 227H228V226H227ZM240 227H241V226H240ZM240 227H239V228H240ZM242 227H243V225H242ZM262 227H264V225H263ZM15 228H16V227H15ZM21 228H22V227H21ZM65 228H64V231H66ZM89 228H92V227H89ZM89 228H88V229H89ZM129 228H130V226H129ZM141 228H142V227H141ZM143 228H144V227H143ZM151 228H152V225H151ZM154 228H155V227H154ZM154 228H153V229H154ZM169 228H170V227H169ZM178 228H179V227H178ZM191 228H194V227L191 226ZM199 228H200V227H199ZM204 228H207V227H204ZM229 228H230V227H229ZM229 228H227V230H228ZM17 229H18V228H17ZM17 229H16V230H17ZM23 229H24V228H23ZM26 229H27V228H26ZM26 229H24V230H26ZM32 229H33V228H32ZM50 229H51V227H50ZM59 229H60V228H59ZM112 229H116V226H115V228H112ZM131 229H132V228H131ZM131 229H130V230H131ZM156 229H158V228L156 227ZM179 229H180V228H179ZM200 229H201V228H200ZM215 229H216V228H215ZM245 229H246V228H245ZM247 229H248V228H247ZM10 230H12V229L10 228ZM40 230H41V229L39 228V230H37V231H40ZM61 230H62V232H63V229H61ZM93 230H94V229H93ZM93 230H92V231H93ZM116 230H117V229H116ZM130 230H129V231H130ZM133 230H134V228H133ZM137 230H138V229H137ZM143 230H145V229H143ZM154 230H155V229H154ZM154 230H153V231H154ZM159 230H160V229H159ZM163 230H164V229H163ZM165 230H166V229H165ZM172 230H174V229H172ZM201 230H202V229H201ZM206 230H207V229H206ZM208 230H210V229L208 228ZM225 230H226V228H225ZM229 230H230V229H229ZM8 231H9V229H8ZM34 231H35V230H34ZM43 231H44V230H43ZM46 231H49V230L47 229ZM51 231H52V230H51ZM67 231H68V230H67ZM71 231H72V230H71ZM71 231H70V232H71ZM118 231H119V230H118ZM118 231H117V232H118ZM120 231H121V230H120ZM120 231H119V232H120ZM182 231H183V230H182ZM186 231H188V230H186ZM186 231H185V232H186ZM194 231H195V230H194ZM197 231H198V230H197ZM202 231H203V230H202ZM217 231H218V230H217ZM219 231H220V230H219ZM222 231H223V230H222ZM230 231H231V230H230ZM243 231H244V230H243ZM249 231H250V230H249ZM262 231H263V230H262ZM12 232H13V233H17V232H14V230H12ZM12 232H11V234H12ZM30 232H31V230H30L28 233H30ZM53 232H54V230H53ZM56 232H57V230H56ZM86 232H87V231H86ZM121 232H122V231H121ZM178 232H179V231H178ZM191 232H192V231H191ZM224 232H225V231H224ZM224 232H223V233H224ZM228 232H229V231H228ZM234 232H235V231H234ZM240 232H241V231H240ZM250 232H251V231H250ZM252 232H253V231H252ZM1 233H3V232H1ZM21 233H22V231H21ZM23 233H24V231H23ZM46 233H47V232H46ZM54 233H55V232H54ZM54 233H53V235H55ZM57 233H58V232H57ZM67 233H68V232H67ZM83 233H84V232H83ZM88 233H89V232H88ZM108 233H110V232H107L106 234H108ZM128 233H129V232H128ZM135 233H136V231H135ZM141 233H142V232H141ZM149 233H150V232H149ZM151 233H152V232H151ZM154 233H155V232H154ZM171 233H173V232H171ZM176 233H177V231H176ZM181 233H182V232H181ZM183 233H184V232H183ZM187 233H188V232H187ZM197 233H198V232H197ZM207 233H208V232H207ZM223 233H221V234H223ZM232 233H233V232H232ZM236 233H237V232H236ZM236 233H235V234H236ZM238 233H239V232H238ZM261 233H262V232H261ZM8 234H9V233H8ZM24 234H25V233H24ZM51 234H52V233H51ZM58 234H60V231H59ZM84 234H85V233H84ZM89 234H90V233H89ZM106 234H105V235H106ZM120 234H121V233H120ZM168 234H169V233H168ZM173 234H174V233H173ZM185 234H186V233H185ZM189 234H192V233H190V231H189ZM205 234H206V233H205ZM224 234H225V233H224ZM228 234H229V233H228ZM239 234H240V233H239ZM66 235H67V234H66ZM69 235H70V233H69ZM82 235H83V234H82ZM96 235H97V234H96ZM113 235L116 236V235H118V233L115 232V234H113ZM121 235H122V234H121ZM135 235H136V234H135ZM153 235H154V234H153ZM181 235H183V234H181ZM199 235H201V234H199ZM199 235H198V236H199ZM209 235H210V233H209ZM209 235H208V236H209ZM231 235H232V234H231ZM233 235H234V234H233ZM241 235H242V234H241ZM255 235H256V234H255ZM11 236H12V238L14 237V239H15V236H14V235H11ZM22 236H23V235H22ZM25 236H27V235H25ZM25 236H23V238H24ZM45 236H46V235H45ZM67 236H68V235H67ZM103 236H104V235H103ZM125 236H126V235H125ZM128 236H129V235H128ZM133 236H134V235H133ZM143 236H144V235H143ZM147 236H148V235H147ZM175 236H176V235H175ZM178 236H180V235H178ZM184 236H186V235H184ZM192 236H193V235H192ZM195 236H196V235H195ZM212 236H213V235H212ZM212 236H211V237H212ZM219 236H220V235H219ZM238 236H239V235H238ZM261 236H262V234H261ZM0 237H1V236H0ZM2 237H3V236H2ZM28 237H29V236H28ZM64 237H65V236H64ZM87 237H89V236H87ZM110 237H111V235H110ZM151 237H152V235H151ZM151 237H150V238H151ZM168 237H169V236H167V238H168ZM221 237H225V235H224V236H221ZM226 237H228L227 234H226ZM236 237H237V236H236ZM249 237H250V236H249ZM16 238H17V237H16ZM19 238H20V235H19ZM37 238H39V235H38ZM58 238H59V237H58ZM62 238H63V237H62ZM71 238H72V237H71ZM123 238H124V237H123ZM129 238H130V240H131V237H130V236H129ZM135 238H136V237H135ZM171 238H172V237H171ZM176 238H177V237H176ZM192 238H193V237H192ZM205 238H206V237H205ZM212 238H214V237H212ZM238 238H239V237H238ZM256 238H257V237H256ZM261 238H262V237H261ZM261 238H260V239H261ZM4 239H5V238H4ZM14 239H13V240H14ZM29 239H30V238H29ZM29 239H28V240H29ZM32 239H33V238H32ZM42 239H43V238H42ZM63 239H64V238H63ZM87 239H88V238H87ZM94 239H95V238H94ZM102 239H103V237H102ZM114 239H115V238H114ZM117 239H118V237H116V240H117ZM120 239H121V238H120ZM173 239H174V238H173ZM182 239H183V238H182ZM198 239H199V238H198ZM210 239H211V238H210ZM223 239H224V238H222V240H223ZM228 239H229V238H228ZM1 240H2V239H1ZM13 240H12V242H14ZM44 240H45V239H44ZM54 240H55V239H54ZM54 240H53V241H54ZM59 240H60V239H59ZM64 240H65V239H64ZM68 240H69V239H68ZM92 240H93V239H92ZM107 240H108V239H107ZM109 240H110V239H109ZM118 240H119V239H118ZM118 240H117V242H118ZM124 240H126V242H127V239H124ZM132 240H133V239H132ZM136 240H137V238H136ZM138 240H139V239H138ZM155 240H156V239H155ZM155 240H154V241H155ZM168 240H169V239H168ZM175 240H176V239H175ZM179 240H180V239H179ZM179 240H178V241H179ZM183 240H184V239H183ZM192 240H193V239H192ZM200 240H201V239H200ZM203 240H204V239H203ZM206 240H207V239H206ZM219 240H220V239H219ZM236 240H237V239H236ZM239 240H241V239L239 238ZM239 240H238V241H239ZM263 240H264V239H263ZM6 241L8 242L7 239L5 240V242H6ZM16 241H17V240H15V242H16ZM24 241H25V240H24ZM46 241H47V239H46ZM70 241H71V239H70ZM114 241H115V240H114ZM114 241H113V242H114ZM151 241H152V240H151ZM181 241H182V240H181ZM194 241H196V240H194ZM194 241H193V242H194ZM212 241H213V240H212ZM214 241H215V240H214ZM223 241H224V240H223ZM244 241H245V240H244ZM246 241H247V240H246ZM253 241H254V240H253ZM253 241H252V242H253ZM20 242H21V240H20ZM51 242H52V241H51ZM51 242H50V243H51ZM54 242H55V241H54ZM111 242H112V241H111ZM191 242H192V241H191ZM200 242H201V241H200ZM225 242H226V241H225ZM227 242H228V241H227ZM231 242H232V241H231ZM249 242H251V241H249ZM254 242H255V241H254ZM254 242H253V243H254ZM256 242H257V241H256ZM1 243H3V242L1 241ZM1 243H0V244H1ZM8 243H9V242H8ZM8 243L6 244L7 246H8ZM21 243H23V242H21ZM55 243H56V242H55ZM61 243H63V242L61 241ZM86 243H87V241H86ZM106 243H107V242H106ZM114 243H115V242H114ZM138 243L140 244V242H138ZM154 243H155V242H154ZM165 243H167V241H166ZM176 243H177V242H176ZM176 243H175V244H176ZM179 243H180V242H179ZM189 243H190V242H189ZM201 243H202V242H201ZM204 243H205V242H204ZM220 243H221V242H220ZM234 243H236V242H234ZM241 243H242V242H241ZM243 243H244V242H243ZM243 243H242V245H243ZM263 243H264V242H263ZM11 244H12V243H11ZM13 244H14V243H13ZM29 244H30V243H29ZM40 244H41V243H40ZM58 244H59V243H58ZM81 244H82V243H81ZM119 244H120V243H119ZM132 244H133V243H132ZM169 244H170V243H169ZM175 244H174V245H175ZM183 244H184V243H183ZM185 244H187V243H185ZM194 244H195V243H194ZM198 244H199V243H198ZM205 244H206V243H205ZM205 244H204V245H205ZM212 244H213V243H212ZM244 244H245V243H244ZM248 244H249V243H248ZM255 244H256V243H255ZM258 244H260V243H258ZM258 244H257V245H258ZM1 245H2V244H1ZM6 245H3V246H6ZM18 245H19V243H18ZM23 245H24V244H23ZM46 245H47V244H46ZM48 245H49V244H48ZM51 245H52V244H51ZM93 245H94V244H93ZM105 245H106V244H105ZM117 245H118V244H117ZM117 245H115V246L117 247ZM149 245H151V244H149ZM160 245H161V244H160ZM180 245H181V244H180ZM188 245H189V244H188ZM188 245H185V246H188ZM201 245H202V244H200V246H201ZM219 245H220V244H219ZM225 245H226V244H225ZM235 245H236V244H235ZM249 245H250V246H254V245H251V244H249ZM14 246H15V244H14ZM16 246H17V245H16ZM21 246H22V245H19V247H21ZM111 246H112V245H110V247H111ZM119 246H120V245H119ZM119 246H118V247H119ZM141 246H142V245H141ZM144 246H145V245H144ZM158 246H159V245H158ZM168 246H169V245H168ZM178 246H179V245H178ZM191 246L193 247V245H191ZM197 246H198V245H197ZM202 246H203V245H202ZM211 246H212V245H211ZM214 246H215V245H214ZM259 246H260V245H259ZM19 247H16V248L20 249ZM36 247H37V246H36ZM46 247H47V246H46ZM50 247H51V246H50ZM50 247H48V248H50ZM105 247H106V246H105ZM116 247H115V248H116ZM123 247H124V246H123ZM130 247H131V244H130ZM136 247H137V246H136ZM171 247H172V246H171ZM175 247H176V246H175ZM188 247H190V245H189ZM206 247H207V246H206ZM248 247H249V246H248ZM1 248H3V247H1ZM1 248H0V251H1ZM5 248H6V247H5ZM5 248H4V250H2L4 253H6ZM26 248H27V247H26ZM31 248H32V247H31ZM48 248H47V249H48ZM67 248H68V247H67ZM83 248H84V247H83ZM120 248H122V247H120ZM120 248H119V249H120ZM193 248H194V247H193ZM203 248H204V247H203ZM211 248H212V247H211ZM215 248H216V247H215ZM219 248H220V247H219ZM243 248H244V247H243ZM256 248H258V247H255V249H256ZM260 248H261V247H260ZM9 249H10V248H9ZM27 249H28V248H27ZM27 249H26V254H27ZM33 249H34V248H33ZM47 249H46V250H47ZM52 249H53V247H52ZM84 249H85V248H84ZM131 249H132V248H131ZM147 249H148V248H147ZM160 249H161V248H160ZM175 249H176V248H175ZM181 249H182V247H181ZM183 249H184V248H183ZM189 249H190V248H189ZM199 249H200V248H199ZM208 249H209V248H207V250H208ZM216 249H218V247H217ZM234 249H235V248H234ZM258 249H259V248H258ZM29 250H31V249L29 248ZM124 250H125V249H124ZM148 250H149V249H148ZM185 250L187 251L186 248H185ZM185 250H184V251H185ZM196 250H198V249H196ZM202 250H203V249H202ZM212 250H213V249H212ZM212 250H211V251H212ZM214 250H215V249H214ZM247 250L249 251V249H247ZM253 250H254V247H253ZM259 250L262 251L263 248H262V250H261V249H259ZM12 251H13V250H12ZM12 251H10V252H12ZM22 251H23V250H22ZM33 251H34V250H33ZM80 251H81V250H80ZM118 251H119V250H118ZM126 251H127V250H126ZM128 251H129V250H128ZM130 251H132V250H130ZM134 251H135V250H134ZM137 251H138V250H137ZM142 251H143V250H142ZM154 251H155V250H154ZM175 251H176V250H175ZM175 251H174V252H175ZM203 251H204V250H203ZM208 251H209V250H208ZM226 251H227V250H226ZM248 251H247V252H248ZM251 251H252V250H251ZM256 251H257V250H256ZM3 252H2V254H4ZM8 252H9V251H8ZM29 252H30V251H29ZM55 252H56V251H55ZM113 252L116 254V251H113ZM123 252H124V251H123ZM149 252H150V251H149ZM180 252H181V251H180ZM182 252H183V251H182ZM182 252H181V253H182ZM194 252H196V251H194ZM197 252H198V251H197ZM197 252H196V253H197ZM199 252H200V250H199ZM206 252H207V251H206ZM218 252H220V251H218ZM221 252H222V251H221ZM254 252H255V251H254ZM258 252H259V251H258ZM33 253H34V252H33ZM40 253H41V252H40ZM60 253H61V252H60ZM63 253H64V252H63ZM82 253H83V252H82ZM120 253H121V252H120ZM129 253H132V252H129ZM135 253H136V252H135ZM146 253H147V255H148V252H146ZM167 253H168V252H167ZM177 253H178V252H177ZM177 253H176V254H177ZM196 253H195V254H196ZM212 253H213V252H212ZM212 253H209V254H212ZM229 253H230V252H229ZM232 253H233V252H232ZM240 253H241V252H240ZM251 253H252V252H251ZM261 253H262V252H259V254H261ZM263 253H264V251H263ZM0 254H1V253H0ZM6 254H7V253H6ZM52 254H53V253H52ZM121 254H122V253H121ZM124 254H125V253H124ZM140 254H141V252H140ZM157 254H158V253H157ZM157 254H156V255H157ZM159 254H160V253H159ZM191 254H192V252H191ZM191 254H189V255H191ZM195 254H194V255H195ZM206 254H208V253H206ZM215 254H216V253H215ZM233 254H234V253H233ZM49 255H50V253H49ZM60 255H62V253H61ZM65 255H66V254H65ZM108 255H109V254H108ZM127 255H128V254H127ZM131 255H133V253H132ZM135 255H136V254H135ZM160 255H161V254H160ZM162 255H164V254H162ZM194 255H193V257H194ZM212 255H213V254H212ZM223 255H224V254H223ZM241 255H242V254H241ZM253 255H254V254H253ZM22 256H23V255H22ZM38 256H39V254H38ZM52 256H53V255H52ZM113 256H114V254H113ZM113 256H112V257H113ZM118 256H121V255H118ZM143 256H145V254H144ZM165 256H166V255H165ZM182 256H183V255H182ZM185 256H186V255H185ZM187 256H188V255H187ZM204 256H206V255H204ZM213 256H214V255H213ZM216 256H217V255H216ZM261 256H262V254H261ZM16 257H17V256H16ZM18 257H19V256H18ZM28 257H29V256H28ZM32 257H33V256H32ZM60 257H61V256H60ZM65 257H66V256H65ZM121 257H123V256H121ZM127 257H128V256H127ZM129 257H131V256H129ZM155 257H156V256H155ZM169 257H170V256H169ZM190 257H191V256H190ZM199 257H200V256H199ZM207 257H208V256H207ZM221 257H222V256H221ZM224 257H225V256H224ZM229 257H230V256H229ZM235 257H236V256H235ZM237 257H238V256H237ZM263 257H264V256H263ZM263 257H262V258H263ZM0 258H1V257H0ZM44 258H45V257H44ZM52 258H53V257H52ZM57 258H58V257H57ZM118 258H119V257H118ZM131 258H133V257H131ZM144 258H145V257H144ZM179 258H180V257H179ZM188 258H189V257H188ZM215 258H216V257H215ZM242 258H243V257H242ZM2 259H3V258H2ZM8 259H9V258H8ZM16 259H17V258H16ZM16 259H15V261H16ZM46 259H48L47 256H46ZM53 259H54V258H53ZM67 259H68V261H70V258H67ZM67 259H65V260H67ZM76 259H78V258H76ZM114 259H115V258H114ZM134 259H135V258H134ZM155 259H156V258H155ZM170 259H171V258H170ZM170 259H169V260H170ZM197 259H198V258H197ZM201 259H204V257H202ZM206 259H208V258H206ZM206 259H205V260H206ZM209 259H210V256H209ZM216 259H217V258H216ZM240 259H241V258H240ZM254 259H255V258H254ZM3 260H4V259H3ZM13 260H14V259H13ZM60 260H61V259H60ZM79 260H80V259H79ZM84 260H85V259H84ZM116 260H117V259H116ZM122 260H123V259H122ZM137 260H138V259H137ZM159 260H161V259H159ZM165 260H167V259L165 258ZM205 260H204V261H205ZM213 260H214V258H213ZM229 260H230V259H229ZM242 260H243V259H242ZM262 260H264V259H262ZM0 261H1V260H0ZM28 261H30V260H28ZM71 261H72V260H71ZM76 261H77V260H76ZM110 261H111V260H110ZM112 261H113V260H112ZM126 261H127V260H126ZM146 261H147V260H146ZM146 261H145V262H146ZM171 261H172V260H171ZM224 261H226V260H224ZM245 261H246V260H245ZM260 261H261V259H260ZM4 262H5V261H4ZM4 262H2V263H4ZM7 262L9 263V262H10V259H9V261H7ZM21 262H22V261H21ZM38 262H39V261H38ZM49 262H50V261H49ZM56 262H57V261H56ZM56 262H55V264L59 263L60 261H58L57 263H56ZM62 262H64V261L62 260ZM77 262H78V261H77ZM83 262H84V261H83ZM107 262H108V261H107ZM131 262H132V261H131ZM139 262H140V261H138V263H139ZM151 262H152V261H151ZM162 262H163V261H162ZM169 262H170V261H169ZM188 262H189V260H188ZM195 262H197V260H196ZM202 262H203V261H202ZM218 262H219V261H217L216 263L218 264ZM251 262H252V261H251ZM262 262H264V261H262ZM262 262H261V263H262ZM5 263H6V262H5ZM8 263H7V264H8ZM11 263H13V262H11ZM41 263H42V262H41ZM80 263H81V262H80ZM80 263H78V264H80ZM112 263H113V262H112ZM117 263H118V262H117ZM159 263H160V262H159ZM159 263H158V264H159ZM173 263H174V260H173ZM176 263H178V262H176ZM179 263H180V261H179ZM185 263H186V262H185ZM190 263H191V262H190ZM190 263H189V264H190ZM211 263H212V262H211ZM220 263H221V261H220ZM223 263H224V262H223ZM229 263H231V262H229ZM255 263H256V260H255ZM20 264H21V263H20ZM27 264H28V263H27ZM45 264H46V263H45ZM66 264H67V263H66ZM81 264H83V263H81ZM87 264H88V263H87ZM102 264H104V263H102ZM110 264H111V263H110ZM114 264H115V263H114ZM119 264H120V263H119ZM132 264H133V263H132ZM148 264H149V263H148ZM196 264H199V263H196ZM202 264H203V263H202ZM225 264H226V262H225ZM232 264H233V263H232ZM235 264H236V263H235ZM239 264H240V263H239ZM258 264H259V263H258ZM262 264H264V263H262Z\"/></svg>",
    "mask_w": 264,
    "mask_h": 264
}]
</instances>
